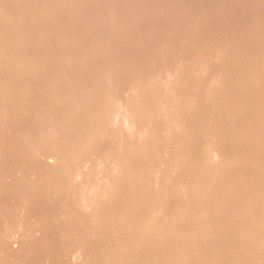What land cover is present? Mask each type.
Returning a JSON list of instances; mask_svg holds the SVG:
<instances>
[{
    "label": "rangeland",
    "instance_id": "rangeland-1",
    "mask_svg": "<svg viewBox=\"0 0 264 264\" xmlns=\"http://www.w3.org/2000/svg\"><path fill=\"white\" fill-rule=\"evenodd\" d=\"M65 1H67V3H69V4H67ZM80 1V2H79ZM82 1H83V3H82ZM136 1V2H135ZM166 1V2H165ZM188 1V0H187ZM186 0H0V33H1V35H0V47L2 46V48L0 49V76H2V77H0V86L2 87H5L6 86V88L7 89H5V88H3V89H5V90H3L2 88H0V89H2V90H0V111L2 112H0V264H3L5 261H6V263H4V264H7V261H8V263L9 264H24V263H26V264H68V260H69V262L70 263H72V264H78L79 262H78V259H79V261H80V264H94V262H95V264H101L102 262V264H104V263H106V264H135L134 262L136 261V263L138 264V261H140V259L143 257V256H145V258H146V260H149L148 262H147V264H151V262H153V261H156V260H153L154 258L155 259H158V258H156V256H157V250L159 251L160 249H162L161 251H167L166 249H168L169 247H170V244H171V247H170V249L171 248H173L172 246H174L175 247V244L177 245V243L178 242H176V240L174 241L173 239V241H172V243H170L171 242V238H169V242H168V240H167V236L162 240V243L164 242V245H165V249L164 248H160V247H162V246H164L163 244H159L161 241L159 240V238H160V234L158 233V234H156L158 231H156V229L157 230H159V232L161 231L160 229H159V227L161 226H159V219L158 218H160L161 217V215L162 216H164L165 218H162V219H160V220H164V219H168L167 221H168V227H169V225H171V228L175 225V228H177V230L179 229V228H182L183 230H184V228L186 229V230H189L190 229V227H191V223H190V221H188L187 222V219H186V222L189 224H191L190 225V227H189V229H188V225L186 226V222L185 221H182L181 219H178V217H177V215H178V213L181 211V208H182V211H183V207L185 208V206H187L188 204H190V202L188 201L189 200V198H188V192L187 191H185L184 193H183V188H185V190H187L188 188H187V186L189 187V185H190V182H189V180H190V178H191V174H192V176L194 175L195 176V171H196V169L198 170V168L199 169H201V170H203L204 168H205V170L203 171V172H205L203 175H205V177H204V179L202 178L201 180H203L202 182L204 183L205 182V180L207 181L208 179L206 178V177H208V178H210L211 176L210 175H212V173H214V172H216V169L218 170H220V166H218V164L216 163V161L215 160H213L214 159V157L217 155V158L216 159H218L217 160V162H219V165L220 164H222L223 162H224V160H226V159H224L223 160V158H227V155L229 156V153H230V157L229 158H231V155H232V157H234V161H236L235 163H236V165H238V166H234V167H230L229 166V170L230 171H232V169L234 170V171H232V172H237V173H234V176H233V174H232V172H230L231 173V175H229L230 173H227L226 174V177L227 178H225L224 179V177L225 176H221L222 177V179H224V180H227L228 178L232 181H236V180H238V178L236 177V176H238L239 177V180H240V177L242 178V177H244L245 176V178L247 177V178H249L251 181H252V183H253V181H254V183H255V181L257 182V184H247V183H251V181H249V179H248V182H247V178L245 179V181L243 182V180L244 179H242V180H240V182H237L236 181V183H239L241 186H243V188H235V191L236 192H240V190H241V192L242 193H246L244 196L246 197L245 198V200L248 198V196H249V191L250 190H252L253 189V187L252 186H256V188H258L259 189V191L262 193V195L264 194V191L262 192L261 191V188L263 187L264 188V186H260V185H264V167L262 168V166H260L262 169H263V171H260V174H259V172L257 173V172H255L257 169L256 168H258V166L257 165H254V163L256 164V159H258L257 161L259 162V163H261L260 165H262V161H264V155H262L263 153H262V151L264 150V140H262V139H264L262 136H263V133H264V123H263V128L262 127H259V126H261L262 124V119H263V117H264V106H261V107H259L260 106V103L262 104V103H264V88H261L262 89V91L263 92H261V94L259 93L260 91L259 90H261L260 88H259V85H260V87H263V84H264V8H262V7H264V0H239V1H241V2H239L238 0H189L188 2H187ZM212 1H214V3L212 2ZM224 1H226V2H224ZM229 1V2H228ZM71 2V3H70ZM92 4H91V3ZM143 2V3H142ZM147 2V3H146ZM149 2V3H148ZM153 4H152V3ZM165 2V3H164ZM193 2H194V4H193ZM216 2H218L217 3V5L219 6V7H217L216 6ZM219 2L223 5V6H220V4H219ZM228 2V3H227ZM232 2V3H231ZM243 2V3H242ZM40 3H42V4H40ZM75 3V4H74ZM76 3H78V4H76ZM130 3H132V4H130ZM171 3H173V4H171ZM185 3V4H184ZM207 3V4H206ZM235 3V4H234ZM43 4H45V5H43ZM81 4H82V6H81ZM89 4L91 5V6H89ZM96 4V5H95ZM103 4V5H102ZM160 4V5H159ZM167 4V5H166ZM197 4V5H196ZM224 4H226L225 6H224ZM240 4H241V6H240ZM43 5V6H42ZM74 5V6H73ZM145 5V6H144ZM161 5H163L162 7L163 8H160L161 7ZM172 5H173V7H172ZM213 5V8L211 7ZM214 5H215V7H214ZM228 5H229V7H228ZM37 6V7H36ZM68 6V7H67ZM94 6H95V8H94ZM101 6V7H100ZM154 7L153 9H152V7ZM166 6V7H165ZM169 6H171V8L169 7ZM183 6V7H182ZM193 6V7H192ZM208 6V7H207ZM43 7V8H42ZM45 7V8H44ZM77 7V9H75ZM100 7V8H99ZM142 7V8H141ZM148 7V8H147ZM150 7V8H149ZM209 7H210V9H209ZM228 7V10H231V12L229 11V12H227V9L226 8ZM247 7V8H246ZM52 8V9H51ZM54 8V9H53ZM61 8V9H60ZM63 8V9H62ZM89 8V9H88ZM98 8V9H97ZM212 8V9H211ZM226 9V11H225V9ZM230 8V9H229ZM233 8V9H232ZM260 8V9H259ZM48 9V10H47ZM74 9V10H73ZM115 11H114V10ZM157 9H158V11H157ZM168 9V10H167ZM170 9H172V10H170ZM207 9V10H206ZM218 11V9H220L218 12L216 11V10ZM256 9H258V10H256ZM262 9V10H261ZM51 10V11H50ZM60 12H58V11ZM93 10V11H92ZM120 10V11H119ZM131 10V11H130ZM133 10V11H132ZM151 10V11H150ZM212 10V11H211ZM225 12H224V11ZM251 10V11H250ZM254 10H255V12L256 13H254ZM259 10L261 11V12H263V13H261V12H259ZM44 11V12H43ZM49 11V12H48ZM72 11V12H71ZM74 11V12H73ZM89 11H91V12H89ZM141 11V12H140ZM145 13H144V12ZM168 11V12H167ZM170 11V12H169ZM234 11V12H233ZM244 11V12H243ZM246 11V12H245ZM259 13H258V12ZM55 12H57L56 14H55ZM75 12H76V15H75ZM110 12V13H109ZM114 12V13H113ZM116 12V13H115ZM120 14H119V13ZM125 12V13H124ZM133 12V14H131ZM172 12V13H171ZM175 12V13H174ZM186 12V13H185ZM199 12V13H198ZM251 12V13H250ZM22 13V14H21ZM38 13H40L41 15H43V16H45V15H47V14H51V15H47V16H53V17H51L52 18V20L51 19H48V18H44L43 16V18H44V20L45 19H48L49 21L47 22V20H45L46 22V25L44 24V22H42L41 23V21H40V14H38ZM91 13V14H90ZM95 15H94V14ZM118 13V14H117ZM129 13V14H128ZM159 13H160V16H161V18H162V23H161V21H160V16H158L159 15ZM171 13V14H170ZM189 13V14H188ZM202 13V14H201ZM214 13H215V15H214ZM216 13H218V14H216ZM221 13H223V14H221ZM226 13V14H225ZM230 13V14H229ZM231 13H232V15H231ZM234 13V14H233ZM238 13V14H237ZM253 13V14H252ZM2 14L4 15V16H2ZM25 14V15H24ZM55 14V15H54ZM70 14V15H69ZM71 14H73L72 16H71ZM80 16H79V15ZM126 14H127V16L128 15H130V16H128V18L126 19ZM148 15V17L150 18V19H154V20H150L148 17H147V15ZM150 14V15H149ZM152 14V15H151ZM156 14H158V15H156ZM166 14V15H165ZM198 14V15H197ZM259 15V17L257 16V15ZM20 15V16H19ZM27 15V16H26ZM29 15H30V17H29ZM62 16V17H60V16ZM68 15V16H67ZM89 15V16H88ZM116 15V16H115ZM125 16V19L123 18V16ZM143 16V17H141L140 18V16ZM154 15H155V17H154ZM163 15H165V17L163 16ZM173 17H172V16ZM221 16L222 15V17H224V18H219L218 17V19L220 20H222L221 22H222V24H221V22L218 20V19H216L217 17H215V16ZM225 15V16H224ZM229 15V16H228ZM243 15V16H242ZM248 15V16H247ZM263 16V17H261V16ZM7 16V17H6ZM21 16H23L24 17V19L21 17ZM54 16H56V17H54ZM66 16V17H65ZM74 16V17H73ZM98 16V17H97ZM120 16H122V17H120ZM136 16H137V18H136ZM168 16V17H167ZM170 16H171V18H170ZM183 16V17H182ZM214 18H212V17ZM230 16H232V17H230ZM235 16V17H234ZM253 16V17H252ZM21 17V18H20ZM39 17V18H38ZM81 17V18H80ZM112 17V18H111ZM123 18V20H121L120 18ZM131 19H130V18ZM133 17H135V18H133ZM145 17V19H146V17H147V19L149 20H143V18ZM153 17V18H152ZM160 19H159V18ZM164 17V18H163ZM201 17V18H200ZM230 18V19H232V20H230V19H228L229 20V22L228 23H225L226 22V19L227 18ZM236 17H237V19H236ZM241 17V18H240ZM256 17V18H255ZM261 17V18H260ZM66 18V19H65ZM72 18V19H71ZM77 18L79 19V25L80 26H82V27H79V25L78 24H76V22L78 21L77 20ZM93 18V19H92ZM100 20H99V19ZM116 18H118V19H116ZM135 19V22H134V20L133 19ZM156 18V19H155ZM209 18V19H208ZM226 18V19H225ZM234 18V19H233ZM253 18V19H252ZM258 18V19H257ZM13 19H14V21H16V22H14L13 21ZM38 21H37V20ZM68 19V20H67ZM75 19V20H74ZM82 19H84V20H82ZM97 19H98V21H97ZM139 19V20H138ZM140 19H142L143 20V22H142V20H140ZM173 19V20H172ZM252 19V20H251ZM256 19V20H255ZM263 21V23H262V21ZM36 20V21H35ZM43 20V21H44ZM61 20V21H60ZM63 20V21H62ZM65 20H67V21H65ZM70 20V21H69ZM72 20V21H71ZM86 20H88V21H86ZM155 20L158 22V21H160V24H159V22H158V24L157 23H154L155 22ZM165 20V21H164ZM177 20V21H176ZM218 20V21H217ZM224 20H225V22H224ZM234 20V21H233ZM258 20V21H257ZM11 22V24H10V22ZM65 21V22H64ZM81 21H83V23L81 22ZM86 21V22H85ZM93 21V22H92ZM115 21H121V23H119V22H117V24H116V22ZM132 21V22H131ZM139 21H140V23H142L143 25H142V27H141V24L139 23ZM145 21H146V23L147 24H145ZM173 23H172V22ZM253 21H254V23H253ZM9 22V23H8ZM36 22H38V24H35ZM41 24H40V23ZM58 22V23H57ZM69 22V23H68ZM71 22V23H70ZM96 22V23H95ZM99 24H98V23ZM171 23V26L170 25H168V24H170ZM175 22V23H174ZM236 22H238V24L236 23ZM258 22H260V23H262V24H260V23H258ZM8 23V25H6ZM13 23H15V25L13 24ZM18 23V24H17ZM60 23V24H59ZM64 23H66V24H64ZM85 23H87V25H85L84 26V24ZM90 23V24H89ZM130 25V26H128V24ZM131 23H135V24H131ZM137 23H138V26H137ZM152 23V24H151ZM178 23V24H177ZM219 23V24H218ZM225 23V24H224ZM230 23H233L232 24V26H231V24ZM94 24H96V25H94ZM104 24V25H103ZM120 24H124L123 26L122 25H120ZM140 24V25H139ZM151 24V25H150ZM224 24V25H223ZM230 24V25H229ZM234 24H236V26L234 25ZM243 24V25H242ZM254 24H256V25H254ZM32 25V26H31ZM35 25L36 26H38L37 28L35 27ZM61 25V26H60ZM66 25V27L64 28V26ZM78 25V26H77ZM89 25V26H88ZM94 25V26H93ZM103 25V26H102ZM133 25V26H132ZM149 25V26H148ZM158 25H159V28H158ZM162 25H163V28H162ZM177 25V26H176ZM216 25V26H215ZM217 25H219V26H217ZM228 26L227 27V29L226 28H224V26ZM259 25H262V28H261V26H259ZM8 26V27H7ZM48 26H49V28H48ZM73 26V27H72ZM79 27L78 29L76 28V27ZM123 27V30H126V31H123L122 30V27ZM125 26V27H124ZM127 26H128V28H127ZM132 26V27H131ZM136 26V27H135ZM139 26L141 27V28H139ZM144 26V27H143ZM154 26H156L157 28H153ZM165 26V27H164ZM166 26H169L170 27V29H169V27H166ZM173 26H175V28H173ZM230 26V27H229ZM21 27V28H20ZM83 27H84V29H83ZM86 27V28H85ZM92 27V28H91ZM96 27V28H95ZM116 29H115V28ZM118 27V28H117ZM131 27V28H130ZM147 27V28H146ZM148 27H151V28H148ZM160 27H161V29H160ZM233 27V28H232ZM259 27V28H258ZM6 28H7V30H6ZM13 28V29H12ZM42 28H44L43 30L45 31V32H43L41 29ZM64 28V29H63ZM66 28H68V30H69V32L67 31V29ZM74 28V29H73ZM120 28V29H119ZM133 28V29H132ZM166 28V29H165ZM173 28V30H171ZM185 28V29H184ZM222 30H221V29ZM229 28H230V30H229ZM252 28V29H251ZM255 28V29H254ZM259 29V30H257V29ZM6 31H5V30ZM16 29V30H15ZM18 29H21V30H18ZM26 29H27V31H26ZM38 29V30H37ZM57 29V30H56ZM66 29V30H65ZM77 29V30H76ZM87 29H88V31H87ZM91 29V30H90ZM93 29V30H92ZM97 29V30H96ZM99 29V30H98ZM135 29H136V31H135ZM142 29V30H141ZM154 29H155V31H154ZM168 29V30H167ZM175 29H177V30H175ZM234 29V30H233ZM251 29V30H250ZM23 30V31H22ZM36 30V31H35ZM42 31L44 34H45V36H44V40H49L48 41V43L47 44H45V41H42V42H44V45L42 44V45H40L41 43L39 42H37V41H32L31 40V42L30 41H28V42H23V44H21V43H19V41H17V40H19L20 39V37L22 38V37H25V38H30V37H34V38H36L37 36H38V33H39V31ZM64 30L66 31V33H63L64 32ZM76 30V32H77V34H76V32H74ZM84 30V31H83ZM103 30V31H102ZM133 30V31H132ZM139 30H141V31H143V30H147V31H143L142 33H144V34H142L141 32H139ZM151 32H149V31ZM151 30H153V31H151ZM163 30L166 32V33H164L163 32ZM178 30H179V32H178ZM182 30H184V32L182 31ZM190 30V31H189ZM227 30V31H226ZM229 30V31H228ZM232 30H233V33H232ZM235 30H237V31H235ZM7 31H8V34H9V32H10V34H9V36H8V34H7ZM81 31V32H80ZM89 31H91L90 32V34H92V35H90L89 34ZM101 31V32H100ZM121 31V32H120ZM123 31V32H122ZM132 31V32H131ZM159 31H161V32H159ZM172 31V32H171ZM181 31V32H180ZM188 31H189V33H188ZM223 31V32H222ZM253 31V32H252ZM261 31V32H260ZM2 32H4V33H2ZM6 32V33H5ZM19 34H18V33ZM27 32V33H26ZM79 32H80V34H79ZM97 33V35H95V33ZM125 32H127V33H125ZM137 32V33H136ZM148 32V33H147ZM158 32V33H157ZM163 32V33H162ZM230 32V33H229ZM235 32V33H234ZM249 32V33H248ZM11 33H12V35H11ZM13 33H15V34H13ZM23 33H24V35H23ZM25 33H26V35H25ZM30 33H31V36H30ZM69 33V34H68ZM87 33V34H86ZM116 33H117V36H118V38L120 37L121 38V43L119 42V40H118V38H116L117 36H116ZM120 33H123V35L122 34H120ZM141 33V34H140ZM150 33V34H149ZM160 33H161V35H160ZM169 33V34H168ZM178 33V35H176ZM181 33V34H180ZM226 33H228V35L226 34ZM238 33V34H237ZM248 33V34H247ZM261 33V34H260ZM7 34V35H6ZM54 34V35H53ZM64 34V35H63ZM65 34H66V36H65ZM81 34L82 35H84V36H81ZM99 34V35H98ZM120 34V35H119ZM134 34H138L137 36H134ZM140 34V35H139ZM145 34H146V36H145ZM162 34H164V35H162ZM170 34H172V35H170ZM174 34V35H173ZM183 34H184V36H186L185 38H183L184 36H183ZM187 34H189L188 36H187ZM230 34V35H229ZM232 34V35H231ZM4 35H5V38H4ZM17 35H18V37L19 38H17ZM22 35V36H21ZM46 35H47V37H48V39H47V37H46ZM76 35H78V38H77V36ZM80 35V36H79ZM86 35V36H85ZM90 37H89V36ZM110 35V36H109ZM125 35H128V36H125ZM132 35V36H131ZM143 37H142V36ZM161 36V37H158V36ZM166 35H167V37H166ZM169 35V36H168ZM175 35H176V37H175ZM225 35V36H224ZM3 36V37H2ZM15 36V37H14ZM28 36V37H27ZM30 36V37H29ZM51 36V37H50ZM69 36V37H68ZM73 36V37H72ZM97 36V37H96ZM106 36V37H105ZM123 36H125L124 38H123ZM140 36V37H139ZM144 36H145V38H147V39H145L144 38ZM151 36V37H150ZM178 36V37H177ZM229 36H231V37H229ZM242 36V37H241ZM250 36V37H249ZM46 37V38H45ZM65 37V38H64ZM92 37V38H91ZM132 37V38H131ZM136 37H137V39H136ZM142 37V39L143 40H141L140 38ZM150 37V38H149ZM165 37V38H164ZM172 37H173V39H172ZM189 37V38H188ZM233 37V39H231ZM234 37H235V39H234ZM237 37H238V40H237ZM4 40H3V39ZM15 38H16V40H15ZM70 38H72V40L70 39ZM77 38V39H76ZM85 40H84V39ZM95 38V39H94ZM99 40V42H97L98 40ZM105 38V39H104ZM114 38H116V39H114ZM127 38V39H126ZM139 38V39H138ZM154 39V40H152V39ZM162 39V41H161V39ZM170 38V39H169ZM182 38V39H181ZM188 38V39H187ZM216 38V39H215ZM67 39V40H66ZM68 39L70 40V42H67L68 41ZM83 39V40H82ZM88 41H87V40ZM136 41H135V40ZM165 39V40H164ZM175 39V40H174ZM181 39V40H180ZM219 39V40H218ZM233 40V41H230V40ZM14 40V41H13ZM64 42H63V41ZM65 40H66V42H65ZM75 40H77V42L75 41ZM80 40H82V41H80V42H82V43H80L79 41ZM91 40H93V42H90ZM102 42H101V41ZM128 40V41H127ZM142 41V44H141V41ZM145 40V41H144ZM177 40H179V41H177ZM188 41V43H187V41ZM197 40V41H196ZM236 40H237V42H236ZM251 40H252V42H251ZM9 41V42H8ZM18 43H17V42ZM53 41V42H52ZM86 41V43H88V44H84V42ZM124 41V43H122ZM127 41V42H126ZM130 41V42H129ZM138 41V42H137ZM149 41V42H148ZM173 41H176V42H174V43H172ZM183 41V42H182ZM185 41V42H184ZM193 41V42H192ZM239 41H241L239 44H238V42ZM14 42H16V43H14ZM47 42V41H46ZM55 42V44H53ZM104 42H107V43H104ZM134 42V43H133ZM136 42H137V44H136ZM145 42V43H144ZM170 42V43H169ZM180 42H182V44L180 43ZM189 42L191 43V44H189ZM200 42V43H199ZM232 42V43H231ZM3 43V44H2ZM5 43V44H4ZM11 43H13V44H11ZM30 43V44H29ZM57 43V44H56ZM73 43V44H72ZM75 43H77V44H75ZM94 43V44H93ZM98 44V46H97V44ZM104 43V44H103ZM127 43V44H126ZM150 43V46H151V48L153 49H151L150 48V46L149 45H147V44H149ZM163 43H165V44H163ZM167 43V44H166ZM184 43H185V45H186V47H185V45H184ZM227 44V46H229V48L226 46V44ZM230 43V44H229ZM236 43V44H235ZM248 43V44H247ZM59 44L61 45V46H59ZM62 44H64L65 45V47H64V45L62 46ZM67 44H69V45H67ZM72 44V45H71ZM84 44V45H83ZM89 44H92V45H89ZM96 44V45H95ZM139 44V46H137ZM140 44H141V46L142 45H144V46H146V47H141L140 46ZM159 44V45H158ZM180 44V45H179ZM187 44H189V47H188V45ZM223 44V45H222ZM246 44H247V47H246ZM7 46V47H4V46ZM13 45V46H12ZM17 45V46H16ZM19 45V46H18ZM33 45H35V46H33ZM71 45V46H70ZM78 45H81L80 47L78 46ZM99 45H101V46H99ZM105 45V46H104ZM119 45H121V46H119ZM124 45V46H123ZM129 45V46H128ZM164 45V46H163ZM173 45H174V48H173ZM176 45H177V47H176ZM181 45H182V47H181ZM191 45H192V47H191ZM236 45H238V46H236ZM21 46V47H20ZM27 46H29V47H27ZM44 46V47H43ZM73 46V47H72ZM75 46H77V47H75ZM95 46V47H94ZM102 46L103 47H105V48H103V50H100V49H102ZM126 46V47H125ZM161 46V47H160ZM195 46V47H194ZM200 46H201V48H200ZM219 46V47H218ZM225 46V47H224ZM245 46V47H244ZM254 46V47H253ZM4 47V48H3ZM11 47V48H10ZM15 49H14V48ZM53 47V48H52ZM64 47V48H63ZM98 47H100V48H98ZM123 48V50L125 51H123L122 50V48ZM129 47V48H128ZM134 47V48H133ZM176 47V48H175ZM193 47H194V49H193ZM224 47V48H223ZM227 47V48H226ZM238 47V48H237ZM249 47V48H248ZM8 48V49H7ZM19 48V49H18ZM21 48V49H20ZM29 48V49H28ZM70 48V49H69ZM111 48V49H110ZM155 48H156V50H155ZM181 48V49H180ZM188 50H191V51H188ZM218 48V49H217ZM231 48V50H229ZM243 50H242V49ZM244 48H245V50H244ZM4 49H6L5 50V52L3 53V52H1V51H4ZM12 49V51H10ZM19 50V51H17V50ZM46 49V50H45ZM60 49V50H59ZM98 49V51H95V50H97ZM108 51H107V50ZM115 49H117V52H115L114 50ZM133 49H137V50H133ZM138 49H139V51H138ZM144 49V51H145V49H146V52L144 53L143 51H141V50H143ZM150 49V51H148V50ZM180 49V50H179ZM185 49V50H184ZM50 50V51H49ZM62 50V51H61ZM91 50V51H90ZM106 50V51H105ZM121 50V51H120ZM163 50V51H162ZM166 50V51H165ZM170 50V51H169ZM177 50H179V51H181V52H179V51H177ZM195 50H198V51H195ZM204 50V51H203ZM216 50V51H215ZM225 50V51H224ZM226 50H228V51H230V52H228V51H226ZM6 51H8V52H12L11 54L9 53H7ZM15 51H17V52H15ZM22 51V52H21ZM26 51V52H25ZM64 51V52H63ZM71 51V52H70ZM73 51V52H72ZM88 51L89 52H91L90 54L88 53ZM93 51V52H92ZM95 51V52H94ZM123 51V52H122ZM139 53H138V52ZM169 51V52H168ZM185 51H188L187 53H185L184 52V56L181 58V57H179L178 55H181V53H182V55H183V52ZM200 51H202L203 52V54H204V57H203V55H202V53L200 52ZM232 51V52H231ZM14 52V53H13ZM25 52V53H24ZM45 52V53H44ZM70 52V53H69ZM85 52V53H84ZM98 54H97V53ZM103 54H102V53ZM104 52H106V53H104ZM111 52V53H110ZM131 52H133V53H131ZM135 52V53H134ZM137 52V53H136ZM141 52V53H140ZM149 52V53H148ZM150 52H153V54H150ZM158 53V54H156V55H154L155 53ZM175 52V53H174ZM194 52L196 53V54H194ZM197 52H199V54H197ZM205 52V53H204ZM208 52V53H207ZM227 52V53H226ZM248 52V53H247ZM255 52V53H254ZM19 53V54H18ZM20 53L22 54L23 53V56L22 55H20ZM45 55H44V54ZM54 53V54H53ZM65 53H66V55H65ZM68 53V54H67ZM113 53V54H112ZM120 53V54H119ZM122 53V54H121ZM125 53V54H124ZM168 53V54H167ZM195 55H193V54ZM225 53V54H224ZM229 53H231V55L229 54ZM2 54V55H1ZM4 54H8V56L7 55H4ZM17 54L18 55H20L22 58H24V61H26L25 63H27V62H30V61H43L44 63H43V66H41L42 65V63L41 64H39L38 63V67L35 69L36 71H37V69L40 67V69H41V67H42V71H43V74H40L41 72H40V70H38V73L36 72H34L32 69H30L31 71H32V73H31V71H30V73L31 74H33V73H35L36 75H37V79L38 78H40V79H36V78H34L33 76H36V75H31V74H29L30 76H19V77H17V76H15L14 74H15V66H14V63L12 64V61L10 60L12 57H13V62H14V57H15V59H16V56H17ZM31 54V55H30ZM55 54H56V56H55ZM63 56H65V57H63V58H66V59H64L63 61H61L63 58H62V55ZM70 54V55H69ZM83 54V55H82ZM89 54V55H88ZM92 54H93V56H92ZM99 54H100V57H99ZM134 54L135 55H137V57L136 56H134ZM144 54V55H143ZM186 54V55H185ZM188 54V55H187ZM189 54H190V56H189ZM191 54H192V57H191ZM201 54V55H200ZM207 54H209V55H207ZM227 54H229V55H227ZM13 55H15V56H13ZM26 55V56H25ZM50 55V56H49ZM95 55V56H94ZM122 55V56H121ZM145 56V57H143V58H147L148 56H150L149 58H150V60L152 59V61H155L157 58H158V61H157V63L156 62H153V63H151L150 62V60L149 61H144V59L142 58V57H140V56ZM148 55V56H147ZM154 55V56H153ZM170 55V56H169ZM175 57H174V56ZM1 56H3V57H6V59L5 58H3V57H1ZM10 56V58H8ZM20 56L18 57L17 56V58L18 59H20ZM53 56H55V57H53ZM67 56V57H66ZM69 56H71V57H69ZM92 56V57H91ZM110 57V60H109V57ZM116 56V58H114ZM123 56H125V57H123ZM134 56V57H133ZM139 56V57H138ZM152 56V57H151ZM156 56V57H155ZM176 56H177V58H176ZM187 56V57H186ZM188 56H189V59H188ZM206 56H208V58H206ZM213 56L215 57V59L213 58ZM241 56H242V58H241ZM249 56H250V58H249ZM255 56V57H254ZM70 59H69V58ZM88 57V58H87ZM99 58V59H101V58H104L103 60V62H102V59L101 60H99V59H96V58ZM127 57V58H126ZM133 57V58H132ZM161 57V58H160ZM186 57V58H185ZM191 57V58H190ZM197 57H199V58H197ZM200 57H201V61L199 60L200 59ZM213 59H211V58ZM8 58V59H7ZM79 58V59H78ZM84 58V59H83ZM87 58V59H86ZM118 58H120V61H119V59ZM124 58V59H123ZM140 58V59H139ZM142 58V59H141ZM155 60H154V59ZM180 58V59H179ZM194 58H197V59H195V60H193ZM254 58H256L257 60H255ZM53 59V60H52ZM56 59V60H55ZM60 59V60H59ZM96 59V60H95ZM116 59V60H115ZM126 59V60H125ZM129 59L131 60L132 59V61H129ZM134 59H136L135 61H134ZM178 59V60H177ZM182 59H184V60H182ZM252 59V60H251ZM262 59H263V61H262ZM30 60V61H29ZM50 60V61H49ZM73 60V61H72ZM147 60H148V58H147ZM164 60V61H163ZM188 60H191V61H187ZM205 62H204V61ZM231 60V61H230ZM6 61V65H4L5 62ZM52 61V62H51ZM54 61V62H53ZM58 61V62H57ZM65 61H67V62H65ZM69 61H71V62H69ZM97 61H99V62H101V63H99V62H97ZM107 61V62H106ZM109 61H111V62H109ZM115 61H117V62H115ZM125 61V62H124ZM139 61H143L142 62V64H141V62H139ZM181 61V62H180ZM195 61V62H194ZM199 61V62H198ZM202 61L205 63H202ZM215 61H218V63H220L219 65H218V63L216 62L215 63ZM228 61H230V62H228ZM252 61V62H251ZM7 62H9V63H7ZM48 62V63H47ZM51 62V63H50ZM122 62H124V63H122ZM196 62H198L197 64H196ZM233 62V63H232ZM242 62V63H241ZM56 63H57V65H56ZM59 63V64H58ZM63 63H64V65H63ZM70 63H73L74 65H75V69H76V71H73V69H74V66L71 64L70 65ZM91 63V64H90ZM99 63V64H98ZM107 63V64H106ZM110 63V64H109ZM119 63V64H118ZM126 63H128V64H126ZM132 63V64H131ZM136 63H138V64H136ZM145 63H147V64H145ZM175 63V64H174ZM184 64V66L182 65V64ZM190 63H192V64H190ZM199 63H202V64H200V66L198 67V65H199ZM213 63H215L214 65H216V66H214L213 65ZM235 63L236 64H238L237 66H235ZM242 65H241V64ZM244 63V64H243ZM253 63V64H252ZM254 63H256V64H254ZM2 64V65H1ZM63 66H62V65ZM109 64V65H108ZM113 64V65H112ZM120 64H121V66H120ZM129 64H131L130 66H128ZM149 64V65H148ZM151 64H153V65H156V66H153V65H151ZM159 66H158V65ZM186 64H188V66L186 65ZM190 64V65H189ZM14 66V68H13V66ZM56 65V66H55ZM61 67H60V66ZM67 65H70L69 67L67 66ZM76 65H77V67H76ZM112 65V66H111ZM141 65V66H140ZM192 65H193V67H195L194 69H196L195 71H194V69H193V67H192ZM232 65H234V68H235V70L233 69V66ZM241 65V66H240ZM255 65V66H254ZM257 65H259V66H257ZM65 66V67H64ZM84 66H85V68H84ZM107 66H108V68H107ZM114 66H116L115 67V69H113L114 68ZM126 66V67H125ZM137 66V68H138V70H137V68H134V67H136ZM139 66H140V68H142V71L140 72L139 71ZM143 66V67H142ZM147 67V70H146V68L145 67ZM148 66H150V68H152L153 67V69H150V68H148ZM161 66V67H160ZM169 66V67H168ZM176 66H178V68L176 67ZM205 66L208 68V67H210V68H208L207 70H206V68H205ZM257 66V67H256ZM261 66V67H260ZM263 66V67H262ZM4 67V68H3ZM66 67H68V68H66ZM72 67V68H71ZM78 67H81V69L80 68H78ZM83 67V68H82ZM118 67H120L119 69H118ZM127 67H129L128 69H131L132 67L134 68L133 69V71H135L134 73H137V74H133V72H132V70H128L127 69ZM160 68V70H159V68ZM176 69H175V68ZM182 67V68H181ZM203 68V70H202V68ZM258 67H260V68H258ZM46 70H45V69ZM52 68V69H51ZM58 68V69H57ZM61 68V69H60ZM87 68V69H86ZM95 68V69H94ZM112 68V69H111ZM123 68H124V70H123ZM156 68V69H155ZM165 70H164V69ZM180 68V69H179ZM189 68V69H188ZM9 69V70H8ZM58 71H57V70ZM63 69V70H62ZM65 69V70H64ZM77 69H79V70H77ZM82 69H84L83 70V72L81 71ZM103 69V70H102ZM108 69H109V71H108ZM144 69V70H143ZM158 72V74L156 73V71ZM217 69H218V71H217ZM223 69V70H222ZM247 69V70H246ZM260 69V70H259ZM4 70V71H3ZM8 70V71H7ZM10 70H11V72H10ZM14 70V71H13ZM53 70V71H52ZM63 72H62V71ZM86 70V71H85ZM116 70V72L118 73H120L122 70L124 71H122L121 73H120V75L121 76H123V77H121V76H119V74H117V73H115L114 71ZM136 70H137V72H136ZM191 70V71H190ZM209 70V71H208ZM210 70H211V72H210ZM215 70L218 72H215ZM241 70V71H240ZM243 70V71H242ZM55 71H56V73H55ZM62 73H61V72ZM65 71V72H64ZM139 71V72H138ZM144 71L146 72V73H144ZM166 71V72H165ZM177 71H178V73H177ZM181 71V72H180ZM189 71H190V73H189ZM205 71H206V73H205ZM216 73V75H215V73ZM221 71H223V72H221ZM238 71V72H237ZM245 71V72H244ZM261 71V72H260ZM6 73V74H4V73ZM46 72V73H45ZM50 72H52V73H50ZM58 72V73H57ZM70 72V73H69ZM74 72V73H73ZM75 72L76 73H79V72H81L82 73V75H81V73H79L78 75L77 74H75ZM108 72H109V74H111V76L108 74ZM113 72V73H112ZM130 73V74H126V73ZM132 72V73H131ZM147 72H148V74H150V76H152L151 78H150V76H148V74H147ZM150 72V73H149ZM152 72V73H151ZM162 72H164V73H162ZM186 72V73H185ZM191 72H193V73H191ZM196 72H198V73H196ZM207 72H209V73H207ZM220 72V73H219ZM234 72H236V73H234ZM248 72V73H247ZM259 72V73H258ZM66 73H68L67 75H68V79L66 78ZM124 73L126 74L125 76H124ZM142 73H144V75L146 74V78L148 79H146L145 77H144V75L142 74ZM181 73H182V75H181ZM195 73V74H194ZM205 73V74H204ZM242 73V74H241ZM249 73H251V75L250 76H248V74ZM3 74H4V76H3ZM13 74V75H12ZM38 74H40V76L38 75ZM49 74V75H48ZM55 74V75H54ZM56 74H57V77H56ZM60 74V75H59ZM100 74V75H99ZM117 74V75H116ZM142 74L143 76L141 77L140 75ZM152 74V75H151ZM179 74V75H178ZM194 74V75H193ZM207 74V75H206ZM209 74V75H208ZM219 74H221L222 76H220ZM231 74H233L232 76H230ZM237 74V75H236ZM244 74V76H242ZM5 75H7L8 76V80L10 81V84H8L9 83V81L7 80V76L5 77ZM52 75V76H51ZM54 75V76H53ZM63 77H62V76ZM114 75H116V76H118V77H114L113 78V76ZM128 75V77H126ZM138 75V76H137ZM158 75V76H157ZM162 75V76H161ZM164 75V76H163ZM188 75V76H187ZM202 75V76H201ZM205 75V76H204ZM210 75H212V76H210ZM220 76L219 78L218 77H216V79H214L215 78V76ZM223 75L225 76L224 77V79L226 80V81H228V82H226V81H224L223 80ZM229 75V76H228ZM239 75H241V77L239 76ZM43 76V77H42ZM58 76H59V78H58ZM71 76H73V78L71 77ZM105 76H107V77H105ZM110 76V77H109ZM149 78H148V77ZM157 76V77H156ZM160 76V77H159ZM166 76V77H165ZM182 76V77H181ZM187 76V77H186ZM196 76V78L199 80V81H197V79L196 78H194ZM207 76L209 77V79L208 80H206L207 79ZM14 77H16V78H14ZM24 77V79H21V78H23ZM28 77V78H27ZM32 77L34 78V80L32 81ZM58 78V79H56V78ZM62 77V78H61ZM78 77H80L79 79H78ZM91 77V78H90ZM132 79H131V78ZM140 78V79H143V78H145V79H143V80H141V82L140 83H138V81H140V80H138V79H133V78ZM188 77H192V78H188ZM205 77V78H204ZM230 80V86L232 87V89H231V92H230V86L229 85H226L227 83H229V80H227V78ZM230 77V78H229ZM242 77H243V79H242ZM245 77V78H244ZM247 77H251V78H247ZM261 77V78H260ZM27 80H26V79ZM64 78H66V79H64ZM74 78H76V79H74ZM120 79L119 81H118V79ZM124 78V79H123ZM128 78V79H127ZM154 78H156V81H158V80H160V81H158V82H156L155 81V79ZM161 78V79H160ZM186 78H188V79H186ZM234 78H236L235 80H236V82L234 81ZM2 79V80H1ZM12 81H11V80ZM19 79V81L17 82V80ZM54 79V80H53ZM73 79V80H72ZM111 79V80H110ZM131 79V80H130ZM153 81H152V80ZM158 79V80H157ZM179 79V80H178ZM212 79H214L215 81L213 82L212 81ZM221 79V80H220ZM242 81V82H244V83H242V82H240V80ZM252 79V80H251ZM254 79H255V82H254ZM7 80V81H6ZM36 80L38 81V82H36ZM58 80H62V81H59L58 82ZM70 80H72V81H70ZM85 80V81H84ZM122 80H123V84H122ZM128 80V81H127ZM135 80H138V81H135ZM152 82H151V81ZM191 80V81H190ZM206 80V81H205ZM209 80H210V82L211 83H207V82H209ZM250 80H251V82H250ZM53 81V82H52ZM64 81H66V82H64ZM76 81V82H75ZM97 83H96V82ZM116 81L117 82H121L120 83V85H121V87L119 86V83H116ZM127 81V82H126ZM130 81V82H129ZM147 81H149L148 83H147ZM155 81V82H154ZM169 81V82H168ZM181 83H180V82ZM204 81V82H203ZM223 82L222 83V86L223 87H220V89H219V87L218 86H221V84H218V83H216V82ZM234 81V82H233ZM239 81V82H238ZM248 81V82H247ZM261 81V82H260ZM2 82V83H1ZM22 82L23 83H26V85H25V88H24V84H22ZM43 82V83H42ZM44 82H46L45 84H44ZM68 82H70V83H68ZM72 82V83H71ZM74 82V83H73ZM81 82V83H80ZM92 82V83H91ZM115 82V83H114ZM129 82V84L127 85V83ZM136 82L138 83V85H137V87L138 88H136L135 86H136ZM144 82V83H143ZM160 82V84H158ZM192 84H191V83ZM198 82H200V83H198ZM204 84H203V83ZM220 82V83H221ZM226 82V87H228V88H226L225 86H224V83ZM249 82H250V84H249ZM259 84H257V83ZM33 83V84H32ZM48 83V84H47ZM59 83H60V85H59ZM62 83H64L65 84V86H64V84H62ZM67 83V84H66ZM93 83H95V84H93ZM124 83H125V86H124ZM132 83H133V85H135L134 86V89L136 90H133V85H132ZM135 83V84H134ZM151 83V86L149 85ZM164 83V84H163ZM167 83V84H166ZM188 83V84H187ZM202 83V84H201ZM206 83L207 84H209L210 86L207 88V85H206ZM213 83H216V84H213ZM236 83V84H235ZM251 83H253V85L251 84ZM255 83H256V85H255ZM263 83V84H262ZM43 84V85H42ZM72 84V85H71ZM114 84H116V86L117 87H115V85ZM146 84V85H145ZM152 84L154 85L153 87L155 88V90H157V91H153L152 89H153V87H152ZM156 84V85H155ZM189 84H191V85H189ZM199 86L198 84H201V85H204V86H201L202 87V89H201V87H197V90H196V86ZM217 84H218V86H217ZM234 84L235 85H237L236 87L234 86ZM242 84V86H240ZM243 84H245V86L243 85ZM29 85H31V86H29ZM34 85V86H33ZM62 85V86H61ZM66 85H69V86H66ZM127 85V86H126ZM145 85V86H144ZM147 85H148V87H147ZM158 85V86H157ZM167 85V86H166ZM185 85V86H184ZM193 85H194V87H193ZM214 86V87H212V86ZM258 85V86H257ZM15 86V87H14ZM40 86H42V87H40ZM75 87L74 89H71L72 87ZM90 86V87H89ZM160 86V87H159ZM169 86V87H168ZM181 86V87H180ZM187 86V87H186ZM191 86V88H189V87ZM240 86V87H239ZM254 87V88H257V90L259 91H257L259 94L257 95V93H254V90L255 89H252L251 87ZM256 86V87H255ZM29 87V88H28ZM37 87H38V90H37ZM45 87H47V88H45ZM58 87V88H57ZM77 87H79V89L77 88ZM93 87V88H92ZM98 87V88H97ZM99 87H100V89H99ZM114 87V88H113ZM125 89H124V88ZM127 87V88H126ZM146 87V88H145ZM157 87V88H156ZM162 87H163V89H162ZM168 87V88H167ZM184 87H186L185 89H183ZM206 87V89H208V94H206V90L204 91L203 89ZM211 87L213 88L212 90H211ZM217 89H216V88ZM230 87V88H229ZM245 87V88H244ZM21 88V89H20ZM23 88V89H22ZM44 88H45V90H44ZM70 88V89H69ZM123 88V89H122ZM128 88H129V90H128ZM132 88V89H131ZM140 88V92H143V94H144V92H145V90L148 92V93H146V94H144V96L145 95H147V94H150L151 96L149 97L148 95H147V97H148V99H147V97H144L141 93H139V94H141V96L138 94V93H136L137 91L139 92V89ZM141 88H144V89H142L141 90ZM160 88V89H159ZM165 88H166V90L169 92H167V91H165ZM179 88V89H178ZM187 88H189L188 89V91L189 92H187ZM192 88H194V90H192V91H194V92H192V91H190ZM199 88V89H198ZM209 88H210V90H209ZM234 88V89H233ZM235 88H236V90H235ZM239 88H241V90H239ZM243 88V89H242ZM247 88V89H246ZM9 89V90H8ZM16 89V90H15ZM66 89V90H65ZM69 91H68V90ZM82 89V90H81ZM85 89V90H84ZM90 89V90H89ZM97 89V90H96ZM114 89H115V91H114ZM118 89V90H117ZM128 91H127V90ZM182 89V90H181ZM201 89V93L199 92V93H197L198 92V90H200ZM221 89H222V91H221ZM224 89H226V90H224ZM7 90V91H6ZM11 90V91H10ZM27 90V92H25ZM56 90V91H55ZM65 90V91H64ZM73 90V91H72ZM101 90V91H100ZM120 90H121V93L122 94H124L126 91L128 92H126L125 94V96H123V95H120L121 93H120ZM122 90H124V91H122ZM131 90H133V91H131ZM149 90H150V92H149ZM181 90V91H180ZM202 90L204 91V93L202 92ZM219 90V91H218ZM232 90H234V91H237V92H235V94L237 95V96H239V97H237V96H235V97H233V99L234 100H236V101H239V99L241 100V101H239L238 103H236V101L234 102V100L231 98L232 97V95L234 94L233 92L234 91H232ZM238 90L240 91L239 93V95H238ZM252 90V91H251ZM5 93H4V92ZM30 91H32V94H31V92ZM44 91V92H43ZM71 91H72V93H71ZM80 91V92H79ZM85 91V92H84ZM117 91V92H116ZM135 91V96L133 97V95H134V93H132V95H131V93L129 94V92H134ZM160 91V92H159ZM161 91H164L163 92V94H161ZM197 91V92H196ZM217 91V92H216ZM221 91V92H220ZM225 91H227V92H224ZM249 91V92H248ZM255 91V92H256ZM8 92V93H7ZM12 92V93H11ZM23 92V93H22ZM25 92V93H24ZM62 92H65V94L64 93H62ZM68 94H67V93ZM76 92V93H75ZM90 92V93H89ZM94 92V93H93ZM115 92V93H114ZM124 92V93H123ZM158 92V93H157ZM166 92V93H165ZM178 94V95H176V93ZM195 93L196 92V94H195V96L197 97V96H199V94H201L199 97H197V98H199L200 99V97L202 96V95H204V96H202V98H205V100H206V102H205V100H203V99H200V100H191V99H193V94L192 93ZM209 92H212V93H209ZM215 92V93H214ZM241 92H242V95H241ZM243 92L245 93V94H243ZM247 92V93H246ZM250 92H251V94H250ZM40 93V94H39ZM44 93V94H43ZM75 93V94H74ZM97 93V94H96ZM99 93L101 94V95H99ZM107 93V94H106ZM118 95H117V94ZM170 94L171 93V95H168V94ZM172 93H173V95H172ZM224 93V94H223ZM4 94V95H3ZM46 94V95H45ZM60 94V95H59ZM69 94H71L70 96H68V98H69V100H67V95H69ZM73 94V95H72ZM80 96H79V95ZM106 94V95H105ZM138 94V95H137ZM154 94V95H153ZM155 94L156 95H158V96H156V97H159L158 99L155 97ZM165 94V95H164ZM167 94V95H166ZM186 94V97H188L187 99H186V97L184 96ZM190 94L192 95V96H190ZM198 94V95H197ZM210 94V96L209 97H207L208 95ZM217 94V95H216ZM227 94H232V95H227ZM249 94V95H248ZM8 96V97H6V96ZM18 95V96H17ZM25 95V96H24ZM41 95V96H40ZM56 95H58V96H56ZM87 95H90V96H88V98H87ZM94 97H93V96ZM104 95V96H103ZM110 95V96H109ZM129 95H131V96H129ZM161 95V96H160ZM189 95V96H188ZM207 95V96H206ZM212 95V96H211ZM216 97H215V96ZM224 95H226V96H224ZM243 95H244V97H243ZM37 96V97H36ZM44 96V97H43ZM79 96V97H78ZM99 96V97H98ZM122 98H121V97ZM140 97V98H138V97ZM166 96V97H165ZM174 98H173V97ZM178 98V102H177V98ZM195 96H194V98H195ZM206 96V97H205ZM231 96V97H230ZM240 96H242V99L244 98L245 100H242L241 98H240ZM248 96V97H247ZM254 96H255V98H254ZM260 96L261 97H263V98H260ZM39 97H40V99H39ZM63 97V98H62ZM64 97H66V99H64ZM72 97H74V98H72ZM86 97V98H85ZM92 97V98H91ZM101 97V98H100ZM115 97V98H114ZM118 97V98H117ZM128 97V98H127ZM130 97V98H129ZM138 98V100H136V101H134L133 100V102L131 101V99L133 98ZM155 100V98H156V100L155 101H153V103H152V101H151V99L152 98ZM171 97H172V99H171ZM192 97V98H191ZM210 97H212V99H213V101H212V99L210 98ZM236 97H237V99H236ZM253 99H252V98ZM35 98V99H34ZM37 98V99H36ZM42 98H44V99H42ZM75 98H76V100L77 101H74L75 100ZM82 98V99H81ZM98 98H100V101H99V99ZM106 98V99H105ZM121 98V99H120ZM125 100H124V99ZM144 98H146V99H144ZM149 98H150V102H149ZM164 98V99H163ZM170 98V99H169ZM176 98V99H175ZM189 98H190V102L191 103H189L188 101H189ZM210 99L211 100V102H210V104H208L209 102V100L208 99ZM225 98V100H223ZM248 98V99H247ZM249 98H250V100H249ZM5 99V100H4ZM89 99H90V101H89ZM130 99V100H129ZM142 99H143V101H142ZM160 99V100H159ZM182 99H184V100H182ZM220 100V101H218V100ZM227 99V100H226ZM232 99V100H231ZM262 99V100H261ZM38 100H39V102H38ZM44 100V101H43ZM55 100V101H54ZM94 100H96V101H94ZM103 101V103H102V101ZM117 100V101H116ZM123 101V102H120V101ZM176 100V103L175 102H173V101H175ZM221 100L223 101V102H221ZM229 100H231V102L229 101ZM255 100V101H254ZM37 101V102H36ZM74 101V103H75V105L72 103V107H71V102H73ZM86 101H87V103H86ZM110 101V102H109ZM125 101V102H124ZM126 101L129 103V105L126 103ZM131 101V102H130ZM138 101V102H137ZM146 101H148V102H146ZM157 101V102H156ZM160 101V102H159ZM170 101H171V103H170ZM180 101L181 102H184V105L185 106H187L186 105V102H187V104H188V106L187 107H189V104H190V107H192V108H190L189 107V110H188V108L187 107H185V106H183L184 107V109H186V113H185V110H184V112H182L183 110H181L183 107L181 106V108L179 107V103H180ZM186 101V102H185ZM192 101H193V106H192ZM196 101V102H195ZM198 101H199V103H198ZM202 101H203V104H202V106H198V105H195L194 106V104H201L202 103ZM214 101H216V103L217 104H215V102ZM227 101H229V102H227ZM252 101H254V102H252ZM257 101V102H256ZM42 102V103H41ZM49 102L51 103V104H53V106L55 107V109H54V107L50 104L49 105ZM82 102V103H81ZM91 102V103H90ZM108 102V103H107ZM116 102H117V104H116ZM134 102H137L136 103V106L139 108V111H140V108H142V114H143V112L144 113H146V111L148 110V109H151V111H148V112H150L149 114L148 113H146V116H142L141 114L140 115H138V114H136V111L134 112V111H132V109L133 108H131V104H132V106L134 105ZM141 102H143V103H141ZM145 102L148 104H145ZM166 102V103H165ZM213 102H214V104H213ZM227 102V103H226ZM243 102V103H242ZM246 102V103H245ZM250 102H251V105H250ZM25 103V104H24ZM33 103V104H32ZM36 103V104H35ZM70 103V104H69ZM98 103H99V106H98ZM106 103L108 104L107 106L109 107H107V106H105L106 105ZM115 103V104H114ZM121 103H123V105L124 104H126V105H124L125 107H123V105H122V107H121ZM153 105H152V104ZM156 103V104H155ZM178 103V108H177V104ZM231 103V104H230ZM234 103H235V105H236V107H237V109H239L238 108V106L240 105L241 106V103L242 104H247V105H244V107H243V105L240 107V108H244L245 109V107L247 108L246 110H243V108L242 109H239V110H237L236 109V107H234L233 108V106H235L234 105ZM240 103V104H239ZM38 104V105H37ZM42 104V105H41ZM46 104H47V106H46ZM68 104H69V108H68ZM76 104H78L79 106H81V107H79L78 105L76 106ZM95 104V105H94ZM97 104V105H96ZM143 104V106L141 107V105ZM150 104V105H149ZM159 104V105H158ZM165 104H166V106H165ZM180 104H182V103H180ZM207 104H208V106L210 107L211 106V108H209L208 106H207ZM212 104H213V106H212ZM221 104V105H220ZM233 104V105H232ZM259 104V105H258ZM44 105V106H43ZM61 105V106H60ZM67 106V109H66V106ZM84 105V106H83ZM94 105V107H90V106H93ZM104 105V106H103ZM110 105V106H109ZM113 105H115V106H113ZM119 105H120V107L122 108H119L120 109V111H122L124 108H125V110H123V111H125V112H120L119 111V109H118V107H119ZM140 105V106H139ZM144 105H147L146 106V108H145V106ZM163 105V106H162ZM175 105V106H174ZM203 105H205V106H207V108L204 106V109H203ZM217 105V106H216ZM264 105V104H263ZM23 106V107H22ZM52 106V107H51ZM118 106V107H117ZM126 106H128V107H126ZM130 106V107H129ZM161 106H162V108H161ZM174 106V107H173ZM215 106L216 107H219V108H215ZM18 107V109H16ZM39 107V108H38ZM46 107V108H45ZM49 107V109H47ZM57 107V108H56ZM63 107H65V108H63ZM75 107H78V108H75ZM98 107V108H97ZM103 107H105V108H103ZM110 107H113V109H111ZM114 107L117 109H114ZM137 107H135L134 106V108H136L137 109ZM144 107V108H143ZM148 107V108H147ZM151 107V108H150ZM153 107V108H152ZM199 107V108H198ZM227 107V109H225ZM231 107H232V109H231ZM9 108V109H8ZM34 108V109H33ZM39 110H38V109ZM51 108V109H50ZM55 110H53V109ZM72 110H71V109ZM75 110H74V109ZM79 108H80V113H85V114H80L79 115ZM83 108V109H82ZM90 108V109H89ZM93 108V109H92ZM103 108V109H102ZM107 108V109H106ZM131 109L130 111H129V109ZM156 108V109H155ZM198 109V110H194V109ZM228 108H230V109H228ZM251 108V109H250ZM261 108H263V110L261 109ZM20 109V110H19ZM36 109H37V111H36ZM44 109H46V110H44ZM62 109V110H61ZM96 109H102L103 111H100V110H98L99 112H100V117H99V113H98V111L96 110ZM104 109L105 110H107V112H104ZM109 109H111V110H113V111H117V112H113L112 111V113H109V112H111V110H109ZM145 109H147V110H145ZM155 109V110H154ZM174 109H175V111L177 112V111H179L177 114H176V112L174 111ZM192 109V110H191ZM201 109V110H200ZM208 109V110H207ZM217 109V110H216ZM219 109V110H218ZM260 109V110H259ZM22 110V111H21ZM49 110L50 111H53V112H49ZM82 110H84V112H81ZM90 110V111H89ZM134 110V109H133ZM144 110V111H143ZM164 110V111H163ZM167 110V111H166ZM202 111V112H204V115H200V114H198V113H200V112H198V111ZM213 110V111H212ZM222 112H221V111ZM248 110V111H247ZM249 110H252L251 111V113L253 114L254 113V115L253 116H251V114H247V113H250V111ZM256 112H255V111ZM258 110V111H257ZM67 111V112H66ZM68 111H69V113H68ZM71 111H72V113H74V115L71 113ZM74 111V112H73ZM77 111V112H76ZM97 112V113H94V112ZM109 111V112H108ZM139 111H137V113L139 112ZM173 111V112H172ZM189 111L192 113V114H194L193 115V117H195V118H192L191 116H192V114H188L189 113ZM194 111H196V112H194ZM206 111V112H205ZM215 111V113H216V115H215V113H212V112H214ZM231 111H232V113H231ZM238 113H237V112ZM240 111H242V113H240ZM246 112V114H244V115H247V116H242V114L244 113V112ZM263 111V112H262ZM46 112V113H45ZM59 112V113H58ZM64 112V113H63ZM88 112V113H87ZM120 112V113H119ZM130 112V113H129ZM135 113V116H136V118H138V116H140V119L142 118L143 120V122L142 121H140V122H142V124L139 122V121H137L138 123L137 124H135V126H134V124L133 123H136V120H135V116H133L132 118L130 117V116H132L131 114L132 113ZM139 112V113H140ZM202 112H201V114H202ZM228 112V113H227ZM258 112H260V113H258ZM263 114H262V113ZM37 113V114H36ZM50 113H52L53 115H51ZM56 113H57V115H56ZM93 113V114H92ZM107 114L106 116H102V114ZM156 113H157V115H156ZM196 113V114H195ZM223 113V114H222ZM233 113L235 114H239V115H237V116H239L238 118H240V119H238L239 121H240V124L237 122L238 120H237V116L236 115H234L233 116ZM256 113V114H255ZM258 113V114H257ZM3 114V115H2ZM42 114H43V116H42ZM46 114V115H45ZM62 114L64 115V116H62ZM91 114V115H90ZM98 114V115H97ZM116 114H119V115H116ZM126 114H128L127 116H126ZM151 114H153V115H151ZM169 114V115H168ZM172 114V116L170 117V115ZM175 114V115H174ZM186 115L187 114V116L185 117V116H183V115ZM212 114V115H211ZM219 114H221L220 116H219ZM225 114H227V115H225ZM228 114H230V115H228ZM262 114V115H261ZM28 115V116H27ZM70 115L72 116V118L74 119H72V118H70ZM75 115H77V117L75 116ZM85 115V116H84ZM90 115V116H89ZM110 115V117H108ZM113 117H112V116ZM125 115V117H123ZM134 115V114H133ZM144 115V114H143ZM149 117H151L149 120L147 119V117L148 116ZM161 115V116H160ZM174 115V116H173ZM180 115V116H179ZM197 115H199L198 117L199 118H197ZM207 115H208V117H207ZM214 115H215V117H214ZM224 115V116H223ZM250 115V116H249ZM255 115H256V120H254L253 119V121H255V122H251V119H252V117H255ZM258 115V116H257ZM261 117H260V116ZM9 116V117H8ZM36 116V117H35ZM41 116V117H40ZM58 117V119H56V117ZM79 116H81L80 117V120H79ZM96 116H98L97 118H96ZM116 116V117H115ZM117 116H119V118L117 117ZM142 116V117H141ZM165 116V117H164ZM169 116V117H168ZM177 116V117H176ZM189 116V117H188ZM203 116V119H205L204 121H203V119L201 118V117ZM217 116H218V118H217ZM229 116H231V117H229ZM24 117V118H23ZM65 117V118H64ZM75 117V118H74ZM83 117H86L85 119L83 118ZM101 117H102V120H101ZM105 117H107V118H105ZM121 117V118H120ZM176 117V118H175ZM183 117H185V118H183ZM205 117V118H204ZM224 117V118H223ZM227 117H229V120H231V118H234L232 121H230V123L229 124H233L232 122H235L234 123V126L232 127H230V126H227V128L228 129H226L225 127H226V124L225 123H227V122H229L227 119ZM249 117H251V118H249ZM259 117H260V119H261V121H260V119H259ZM47 118H48V120H47ZM54 118H55V120H54ZM61 118V119H60ZM83 118V119H82ZM98 118H100V119H98ZM114 118H116V119H114ZM123 118H124V120H123ZM166 118V119H165ZM168 118H170V119H168ZM178 118V119H177ZM182 120V121H180V119ZM190 118H192V119H190ZM202 119L201 121H197V120H199V119ZM208 118V119H207ZM215 118V119H214ZM223 118V120H221ZM226 118V119H225ZM242 118L243 119H245L246 121H249V119H250V122L251 123H255V124H253L254 126H252V124H251V130H252V132H250V133H248V131L250 130V127H246L247 125H249L250 126V123H248V122H246V123H244V121L245 120H243V122H241V120H242ZM248 120H247V119ZM7 119V120H6ZM36 119V120H35ZM60 119V120H59ZM67 119V120H66ZM68 119H70V121L68 120ZM92 119V120H91ZM97 119H98V121H97ZM108 119V120H107ZM110 119H112V120H110ZM127 119H128V121H127ZM132 119V120H131ZM135 121H134V120ZM147 120V121H145V120ZM156 119V120H155ZM186 119V120H185ZM197 119V120H196ZM210 119V123H208V120ZM220 119V120H219ZM11 120V121H10ZM13 120H15V121H13ZM20 120V121H19ZM59 120V121H58ZM65 120V121H64ZM83 120H85L86 122H84ZM105 120V121H104ZM123 120V121H122ZM125 120H126V122L128 123V125H126V122H125ZM154 120V121H153ZM167 120L169 121V122H167ZM174 120V121H173ZM194 120V124H192L193 121ZM219 120V121H218ZM225 120H226V122H225ZM234 120H236V121H234ZM264 120V119H263ZM32 121V122H31ZM64 121V122H63ZM71 121L73 122V124L71 123ZM74 121H76L75 123H74ZM78 121V122H77ZM81 121V122H80ZM87 121H88V123H87ZM99 121L101 122V123H99ZM110 122L111 123V125H110V123H109V125L107 124L108 122ZM119 123H118V122ZM122 121V123H120ZM134 121V122H133ZM154 123H153V122ZM156 121V122H155ZM176 121H177V123H176ZM180 121V122H179ZM183 121H185V122H183ZM190 121V122H189ZM203 121V124L204 125H206L207 127H208V129L206 128V127H204V125H202V124H200L201 122ZM256 121H257V123H260L259 125L257 124V126H256ZM260 121V122H259ZM16 122V123H15ZM46 122V123H45ZM51 122V123H50ZM65 122H67V124H68V122H70V124H68V125H70L69 127H74L75 126V128H70L69 129V127H68V125L65 127L64 126V124H65ZM98 122V123H97ZM115 122H117L118 124L116 125V123ZM171 122H172V125H171ZM182 122H183V124H182ZM189 122V123H188ZM198 124H197V123ZM218 122H221V123H218ZM222 122H224V123H222ZM236 122L238 123V124H236ZM3 123V124H2ZM11 123V124H10ZM64 123V124H63ZM86 125H85V124ZM113 123H115L114 125H113ZM123 123H125V125L123 124ZM131 123L133 124V125H131ZM144 123V124H143ZM147 125H149L148 127H149V129H147L148 127H145V125L146 124ZM158 123V124H157ZM166 123H170V124H166ZM185 123V124H184ZM206 123V124H205ZM211 123H213V124H211ZM241 123L242 124H244V126L242 125L240 128H239V126L241 125ZM248 123V124H247ZM29 124V125H28ZM73 126H72V125ZM75 124H77V127H76V125ZM90 124V125H89ZM101 126H100V125ZM122 126V124H123V126H122V130L123 131H121V129H120V125ZM150 124H151V126L153 127V125H156L154 128L155 129H153V128H151V126H150ZM164 124V125H163ZM175 124V125H174ZM178 125V127H177V125ZM228 124V123H227ZM228 124V125H229ZM246 124V125H245ZM4 125V126H3ZM13 125V126H12ZM36 125V126H35ZM82 125V126H81ZM88 125V126H87ZM94 125V126H93ZM99 125V126H98ZM105 125V126H104ZM139 125H142L141 126V128H142V130H138L137 128H139V129H141L140 127H137V126H139ZM146 125V126H147ZM171 125V126H170ZM180 125V126H179ZM182 125H183V128L184 129H182L181 127H182ZM193 125V126H192ZM196 125V126H195ZM199 125H201L202 127H204L205 129L203 130V128L201 127V126H199L200 128H202V131L204 132V133H202V131L200 132L201 134H202V136L206 139V137H208L209 138V136H204V135H206V130L208 131V135H209V132H210V139L211 140H213L212 138L214 137V136H216V135H219V136H216V138H214V141L215 142H213V141H210L209 139H207V140H205V142H204V139L202 140L201 138H203V137H201V134L200 133H198V126ZM209 125H211L213 128H211V126L209 127ZM217 125H218V128H217ZM223 125H224V127H223ZM235 125H238V126H236L235 127ZM86 126V127H85ZM107 126H108V129H105V128H107ZM112 126L114 127V128H116L115 130H113L112 129ZM168 127V126H170L171 128H172V131H171V129H168V128H170V127H168V128H166V130H165V127ZM174 126H176V129H175V127ZM188 126V127H187ZM196 127V129L195 128H192V127ZM46 128V129H43V128ZM68 127V128H67ZM81 127V128H80ZM82 127H84V128H82ZM87 127H89L88 129V131L86 130L85 131V129H87ZM92 127H93V129H95L94 131H96V132H94V131H91V129H92ZM98 127V128H97ZM103 127V128H102ZM125 127V128H124ZM130 127H132V128H130ZM144 127V128H143ZM159 127V128H158ZM161 127V128H160ZM192 128V130L190 129V128ZM220 127H221V129H220ZM223 127V128H222ZM242 127L244 128V129H246V128H248L247 130H244L245 132H246V135L248 136V137H251V136H253V135H255V134H257L258 135V132L260 131V132H262L263 131V133H260L259 132V139L257 138V139H255L256 137H258L257 135H255V137H254V139H255V141H260V142H255L256 144L258 143H261V144H263V145H261V144H259V146H262L263 147V149H262V147L260 148V150H258V147L256 148V146L255 147H253V148H255L254 149V151L252 150L253 148H252V146H254V139L252 140V138H250L251 140H252V142L251 143H253V145H248L247 143H245L244 144V142L245 141H248V137L246 136V140H244V142H242L241 140L244 138V136H243V133H244V131H243V133H242V138L241 139H239V135H237L240 131L239 130H237L238 128L242 131ZM246 127V128H245ZM253 127V128H252ZM256 127H259V129H257ZM42 128V129H41ZM64 128V129H63ZM80 128V129H79ZM100 128V129H99ZM126 128H129L130 130H128V129H126ZM134 128L136 129V130H134ZM180 128L182 129V130H180ZM217 129V131H216V129ZM232 128H234V130L232 129ZM235 128H237V129H235ZM260 128H262V131L260 130ZM82 129V130H81ZM92 129V130H93ZM104 129H105V131H104ZM118 129V130H117ZM126 129V130H125ZM145 129H147V131L150 133V130H152V132L151 133H156V135H157V137L156 136H154V135H151L150 134V136H152V137H150L149 136V134L146 132V131H144ZM156 129H157V131H158V133L160 132V134H159V136H158V134H157V132H156ZM173 129H175V131H178V132H175ZM209 129H211V130H209ZM212 129H213V131H212ZM218 129H220V131L218 130ZM226 129V130H225ZM233 130V132H232V136H231V131ZM20 130V131H19ZM69 130V131H68ZM75 131V133H74V131ZM103 130V131H102ZM106 130H107V132H106ZM111 130H113V133L111 134ZM124 130H125V132H127V131H129V132H127V133H125L124 132ZM137 130H138V132H137ZM166 132H165V131ZM184 130V131H183ZM190 131V133H189V131ZM194 130L196 131L195 133H193L194 132ZM215 130V131H214ZM231 130V131H230ZM235 130H237V132L235 131ZM256 130V133L254 132ZM259 130V131H258ZM32 131V132H31ZM39 131H41L42 132V134L41 133H39ZM44 131V132H43ZM46 131H48L49 133L48 134H50V135H46ZM65 131V132H64ZM68 131V132H67ZM82 131V132H81ZM100 133H102L101 135L103 136V135H105L108 139H106L105 140V137L103 136V138H102V136L100 135L99 136V132ZM102 131V132H101ZM108 131H110V133L108 132ZM120 131V132H119ZM133 131H134V133H133ZM135 131L137 132V133H135ZM140 131V132H139ZM143 131V132H142ZM162 131V132H161ZM171 133V134H169V132ZM180 131V132H179ZM226 131H227V136L225 135L226 134ZM230 131V132H229ZM235 131V132H234ZM239 131V132H238ZM92 132H94V133H92ZM106 132V133H105ZM115 132H117V134H119L118 136V139H117V134L115 133ZM119 132V133H118ZM122 132L124 133L123 135H122ZM145 132V133H144ZM184 132H186V133H184ZM206 132V133H205ZM212 132L213 133H216V134H212ZM220 132V133H219ZM225 134H224V133ZM229 132V133H228ZM254 132V133H253ZM43 133H45V134H43ZM74 135H72V134ZM89 133V134H88ZM91 133H92V136H91ZM105 133V134H104ZM108 133V134H107ZM131 133H133V134H131ZM142 133V136H140V134ZM143 133H144V138H143ZM161 133H162V136H161ZM167 133L169 134V135H167ZM175 133V134H174ZM176 133H178V135H179V137L177 136V134ZM180 133H182L181 134V136H180ZM237 133V134H236ZM252 133V135L250 136L249 134H251ZM41 134V135H40ZM79 134V135H78ZM84 134V135H83ZM86 134H88V135H86ZM95 135V138L97 137V136H99V137H101V138H99V137H97V139H95V138H93L92 139V137H94V135ZM97 134V135H96ZM110 134H111V136L112 137H110ZM127 134L128 135H130V137L129 136H127ZM137 135V136H139V137H136V136H134V135ZM194 134V135H193ZM199 134H200V136H199ZM241 134V133H240ZM245 134V133H244ZM27 136V138H25L24 139V137H26ZM46 135V136H45ZM83 135V136H82ZM113 135H114V137H113ZM127 136L126 138H125V141H126V139H127V142H128V139H129V142H131V137L133 138V140H132V142L131 143H126L125 144V141H124V139H123V141L120 139V138H124L123 136ZM146 135H148L147 137H146ZM170 135H173L174 136V138H173V136L172 137H170ZM211 135H213V136H211ZM221 135V136H220ZM226 136V137H224V136ZM234 135H235V137H234ZM237 135V136H236ZM261 135V136H260ZM23 136V137H22ZM48 136H49V138L50 139H48V142H46L47 141V138H48ZM52 136V137H51ZM91 136V137H90ZM109 136V137H108ZM116 136V137H115ZM134 136V137H133ZM164 136V137H163ZM165 136H166V139L168 138L167 136H169V139L170 138H172V140H169V141H167L166 143L168 144V146H164L163 144H165L166 145V143H161V141L162 142H164L163 141V139L165 138ZM175 136H177V137H175ZM190 136V137H189ZM192 136V137H191ZM195 136H197L198 138H200V139H198V138H196ZM18 137V138H17ZM29 137V138H28ZM41 137V138H40ZM43 137V138H42ZM78 137V138H77ZM129 137V138H128ZM135 137H136V139H135ZM140 137H142V138H140ZM153 137H155L156 138V140H155V138H153ZM160 137V138H159ZM186 137H188V138H186ZM212 137V138H211ZM219 137V138H218ZM223 137V138H222ZM228 137H231V139H233V140H238L237 142H235V141H232L231 143H233V142H235L234 144H232L231 146H233V148L231 147V146H229V144H231L230 143V141H231V139H228ZM240 137H241V135H240ZM39 138V139H38ZM87 138V139H86ZM91 138V139H90ZM139 138V139H138ZM147 138H149V140L147 139ZM153 138V139H152ZM189 138H191V139H189ZM193 138V139H192ZM196 138V141L194 140ZM228 140H230L228 143H226V141H227V139ZM235 138V139H234ZM262 138V139H261ZM16 139V140H15ZM19 139V140H18ZM79 139H81V141H78ZM89 139H90V141H91V145L89 144ZM99 139V141L100 140H102V141H100V142H97L96 143V141ZM116 139H117V142H114V141H116ZM134 139H135V141L138 143V144H136V142L134 141ZM143 139H144V142H143ZM159 139H160V142H159ZM175 139V140H174ZM186 141H185V140ZM191 141H193V143L194 142H197V143H199L200 144V146H201V143H205V147L207 148V149H205V151L204 150H202L201 151V149H203V148H205V147H203V144H202V147H200V146H197V145H199V144H197L196 145V143H194L193 144V146L194 145H196V147L194 146V148H196L197 149V147H198V149H197V151H196V149L194 150V155H193V153L192 152H189L190 150H188L189 148L191 149V147L193 148V146H191L192 145V142H190L189 140ZM26 141V143H25V141ZM28 140V141H27ZM49 140L52 142V144H51V142H49ZM94 140V141H93ZM110 140V141H109ZM120 140V141H119ZM138 140H140V144H139V141ZM148 140V141H147ZM153 140H155V142L157 141V142H159V143H154V141ZM180 140V141H179ZM183 140V141H182ZM187 140L189 141V144H187L188 142H187ZM217 140L219 141V143H224V145H225V147H224V149L222 148V146H223V144H222V146H221V144H220V147H221V149L222 150H224L226 153L228 152V151H230L229 149L230 148H232L233 149V151L232 152H234V155L238 158L239 157V154H238V151H236L237 149L239 150V151H241L242 153L243 152H246L247 154H245V155H247V157L248 158H251V157H253L252 156V154L253 153H255V154H257V152H258V154H260V155H262V156H258V155H255L253 158H254V160H253V158H251V160H252V162H253V166L255 167V166H257L256 168H252V162H250V159H243L244 158V153L243 154H241L240 155V158H241V160L242 161H239L238 159H240V158H238L237 160L235 159L236 157L231 153V151L230 152H228L227 153V155L225 154V156H219L218 154H221V152H219L217 149V147L219 146L218 144V142H217ZM24 141V142H23ZM31 141V142H30ZM39 141V142H38ZM44 141V142H43ZM78 141V142H77ZM111 141H113V142H111ZM153 141V143L154 144H156V146L154 145V144H152V143H150V142H152ZM171 141H172V143L174 142V144H176V145H174V144H172L171 143ZM177 141H178V143H177ZM185 141V143H183ZM200 141V142H199ZM203 141V142H202ZM206 141H208V142H210L211 144L212 143H214L215 145H213L214 147H216V145H217V149H216V151H218L219 153H217L216 151L214 152H211L212 150H215V149H213V146L211 145V144H209L208 142H206ZM263 141V142H262ZM33 142V143H32ZM70 142V143H69ZM83 142V143H82ZM92 142H93V145H92ZM119 142L121 143L120 145H119ZM124 142V143H123ZM133 142H135V144L134 145H132L133 144ZM142 142H143V144H142ZM171 143V144H169V143ZM176 142V143H175ZM180 142H182L183 144H181L182 145V147H180L179 145H180ZM239 142H241L240 144L241 145H248V146H250V148L249 149H251V151L250 150H247L248 149V146L246 145V147L247 148H244V149H242L241 147V145L240 144H238ZM21 143V144H20ZM37 144V143H39V144H37V145H35V144ZM96 143V144H95ZM115 143H118V145H119V147L122 149V148H125V146H127V148H129V147H133V148H129L128 150H129V152L131 153H128V151L126 150V148H125V150L127 151V153H126V151H125V153H124V150L122 149V151H121V149L120 148H117L116 146H117V144H115ZM191 143V144H190ZM218 143V144H217ZM243 143V144H242ZM250 143V144H251ZM28 144H30V145H28ZM50 144V145H49ZM70 144V145H69ZM87 146H86V145ZM95 144V145H94ZM106 144V145H105ZM112 144H113V146H112ZM122 144H125V146L123 147L122 146ZM128 144H130V146L128 145ZM144 144H145V146H144ZM146 144H147V146H146ZM149 144V145H148ZM152 145V147H151V145ZM158 144V145H157ZM161 144L164 146H161ZM178 144V145H177ZM207 144L209 145V146H207ZM236 144V145H235ZM34 147H33V146ZM48 145V146H47ZM91 146V148H90V150H89V147ZM104 147V148H102V146ZM108 145H109V147H108ZM142 145V146H141ZM154 145V146H153ZM160 145V146H159ZM183 145L185 146V148H187V146L186 145H188L189 146V148L188 149H186L185 150V148H183ZM210 145H211V148H212V150L210 151V153H209V150L210 149H208V147H210ZM228 145V147H229V149H227L226 148V146ZM243 145V147H245ZM30 146V147H29ZM45 146V147H44ZM80 146V147H79ZM94 146H95V148L97 149V150H99V151H96V149L93 151V148H94ZM97 146V147H96ZM100 148H99V147ZM138 146V147H137ZM157 146H159V147H157ZM169 146H171V147H169ZM234 146H235V148H234ZM237 146H240V148L241 149H239V147L237 148ZM50 147V148H49ZM85 147H86V149H87V151L89 152V154H88V152L85 150ZM93 147V148H92ZM142 147V148H141ZM144 147H145V149H144ZM147 147H149V148H147ZM155 149H154V148ZM164 149H163V148ZM168 149V150H166V148ZM172 147H174V148H172ZM176 147V148H175ZM200 147V148H199ZM219 147V148H220ZM21 148V149H20ZM25 148V149H24ZM26 148H27V150H26ZM30 148V149H29ZM78 148V149H77ZM83 148V149H82ZM117 148V149H116ZM136 148V149H135ZM137 148H138V150H137ZM140 148V149H139ZM158 150H157V149ZM178 148H180V149H178ZM193 148V149H194ZM226 148V149H225ZM37 149H39V150H37ZM76 149V150H75ZM92 149V150H91ZM100 149H101V151H100ZM112 151H111V150ZM148 149H150V150H148ZM151 149H152V151H151ZM154 149V150H153ZM159 149H160V151L162 150L163 151V153H162V151L160 152L159 151ZM174 149H175V151H174ZM176 149H177V151H176ZM193 149H191V151H193ZM221 149H219L220 151H222ZM234 149H236V150H234ZM246 149V151H243V150H245ZM257 149V150H256ZM41 150H43V151H41ZM48 150H51V151H49L48 153H47V151ZM53 150V151H52ZM56 150V151H55ZM74 150H75V152H74ZM117 150V151H116ZM119 150V151H118ZM130 150H132V152L130 151ZM133 150H135L134 151V153H133ZM180 150H182V152H181V154H180ZM184 150V151H183ZM199 150H200V153H196V152H199ZM206 150H208V151H206ZM227 150V151H226ZM256 150V151H255ZM262 150V151H261ZM27 151V152H26ZM29 151V152H28ZM32 151V152H31ZM35 151V152H34ZM37 151V152H36ZM39 151V152H38ZM81 151V152H80ZM107 151H109V153L107 152ZM113 151H114V153H113ZM123 152L122 154H121V152ZM137 151V152H136ZM141 151H144V153H143V155H142V153H141ZM154 151V152H153ZM155 151H157V153H155ZM167 152V153H171L170 154V156L169 155H166L167 153H165V152ZM174 151V152H173ZM188 151V152H187ZM196 151V152H195ZM253 151V152H252ZM259 151H261V152H259ZM31 152V153H30ZM44 152V153H43ZM52 152V153H51ZM82 152H84V153H82ZM93 152V153H92ZM97 152V153H96ZM99 152H101V154L99 153ZM110 152L112 153V154H110ZM115 152L117 153V154H115ZM119 152V153H118ZM152 153V155H150V153ZM186 152H187V154H186ZM206 152V155L208 156V154L210 155V156H212L213 155V153H214V155H215V153H217L214 157H212L213 159V161L217 164H214V162L213 161H210V164H209V160L211 159V157L209 158V156L206 158L205 156V154H201V153H205ZM223 152V151H222ZM225 152H223L222 153V155H224V153ZM240 152V153H241ZM27 153H29V154H27ZM32 153H35L36 154V156H37V158H36V156H31L32 155ZM37 153H38V155H40L41 156V158H40V156H38L37 155ZM54 153H55V155H54ZM75 153V154H74ZM99 153V154H98ZM141 153V154H140ZM149 153V154H148ZM162 155H161V154ZM179 153V154H178ZM195 153L197 154V156H195ZM236 153H237V155H236ZM249 153H252L251 155L249 154ZM46 154H48V155H46ZM52 154V155H51ZM79 154V155H78ZM85 154H87V155H85ZM96 156H95V155ZM98 154V155H97ZM124 154L127 156V157H129L130 155V158H127L126 156H124ZM129 156H128V155ZM134 154H137L136 156L134 155ZM155 154L157 155L156 157H157V160H159V159H161V157H162V159L161 160H163V162L161 161V160H159V162H156L157 160H156V157H155ZM158 154H159V159H158ZM166 156H165V155ZM175 154V155H174ZM199 154H201V155H204L203 157H205L206 159H205V162H207V163H204L203 162V160H204V158L200 155V157H198V155ZM23 155L25 156V158L23 157ZM88 155H90V156H88ZM93 155V156H92ZM111 155H113V156H111ZM115 155H117L116 157H118V158H115L116 159V161H114V157H115ZM139 155V157H137ZM148 155V156H147ZM151 157H150V156ZM163 155L165 156V157H163ZM243 155V156H242ZM254 155V154H253ZM29 156H30V158H29ZM49 158H48V157ZM73 156V157H72ZM78 156V158H76ZM88 156V157H87ZM99 156V157H98ZM101 156V157H100ZM103 156V157H102ZM105 156H107V158L105 157ZM111 158L112 157V159H110L109 157ZM132 156H135V157H132ZM154 156V157H153ZM220 158H219V157ZM243 158H242V157ZM250 156V157H249ZM32 157H35L34 159L32 158ZM86 157V158H85ZM126 157V158H125ZM148 157V158H147ZM169 157V158H168ZM175 157H176V159H175ZM261 157H263V159L261 158ZM27 158V159H26ZM43 158V159H42ZM74 158V159H73ZM90 158H92L93 159V161H92V159H91V163H90ZM132 158H133V160L134 159H136L135 160V162L132 160ZM142 158L144 159H146L147 161H145V160H143L142 161ZM152 158V159H151ZM168 158V159H167ZM170 158H171V162L172 163H170L169 162V160H170ZM174 158V159H173ZM177 158L180 160V161H177ZM181 158V159H180ZM201 158H203V160L201 159ZM221 158H222V160H223V162L222 161H220L221 160ZM246 158V157H245ZM260 158H261V160H260ZM4 161H3V160ZM86 161H85V160ZM87 159H88V161H87ZM100 159V160H99ZM106 159V160H105ZM119 159L122 161L123 159H125V160H127V162L125 161V160H123L122 162L121 161H119ZM140 159V160H139ZM149 159V160H148ZM156 161H155V160ZM165 159H167V161L165 160ZM207 159H208V161H207ZM32 160H33V162H32ZM74 160H75V162H74ZM104 160V161H103ZM107 160H110V161H107ZM118 160V161H117ZM153 160V161H152ZM26 161V162H25ZM95 161H96V163H95ZM113 163H112V162ZM125 161V162H124ZM138 161H140L139 163H138ZM142 161V162H141ZM149 161H151V162H149ZM173 161H175V163L173 162ZM233 161V162H234ZM247 161V162H246ZM249 161V162H248ZM53 162H54V164H53ZM84 162H89V164H88V166H90V167H88L87 166V164L86 163H84ZM96 164V166H95V164ZM99 162H101V164H99ZM105 162H106V164L107 165H105ZM107 162H109V163H107ZM112 164H111V163ZM114 162H116L117 163V165H119V167H116V165H114V164H116V163H114ZM122 164H127L128 162L129 163H131L130 165L128 164V166L127 165H122ZM124 162V163H123ZM133 162V163H132ZM140 165H138L137 163ZM148 162V164H146V165H149V171L148 170H146L145 168H144V166H146L144 163H147ZM156 162V163H155ZM163 163V164H167L166 166L165 165H161L162 166V168H161V166H156V164L158 165H160L161 163ZM200 162V163H199ZM212 162V163H211ZM238 162H241L240 163V165H239V163ZM244 162V163H243ZM257 162V163H258ZM35 163V164H34ZM71 163V164H70ZM152 163V164H151ZM155 163V164H154ZM168 163H169V166H170V164H171V166L169 167L168 166ZM175 164V166L174 165H172V164ZM238 163V164H237ZM242 163H243V165H242ZM247 163H248V165H247ZM264 163V162H263ZM75 164V165H74ZM78 164H80V165H78ZM86 164V165H85ZM94 164V167L92 166ZM104 164V165H103ZM108 164H111V165H113L114 167H115V170H121V168H123L122 170L124 171V172H122V170L117 174V172L115 173V174H113V175H111L110 173L112 172V173H114V167L113 166H111V165H109L108 166ZM134 164H135V166H134ZM141 164H143V165H141ZM176 164H178V165H176ZM191 164V165H190ZM201 164V165H200ZM214 165V169H212V166ZM232 163H230V165H231ZM22 165V166H21ZM70 165V166H69ZM99 165V166H98ZM137 165H138V167H137ZM151 165V166H150ZM154 165V166H153ZM184 165H185V167H184ZM193 165H194V168H193ZM209 165V166H208ZM215 165L216 166H218V168H215ZM234 165V163L231 165V166H233ZM245 166V168L247 169V170H249L247 173H245L247 170L246 169H242V166ZM63 166V167H62ZM87 166V167H86ZM103 166V167H102ZM106 166H108V168H106ZM123 166H125V169H124V167ZM134 166V167H133ZM143 166V168H142V170H141V168L139 169L141 172H139V170H138V168L139 167H142ZM165 168H164V167ZM174 166V167H173ZM188 166V167H187ZM200 166V167H199ZM250 166V167H249ZM68 167H69V169H68ZM82 167V168H81ZM93 167V168H92ZM100 167V168H99ZM127 167V168H126ZM128 167H129V170L130 171H128ZM167 167H169V168H171V169H169V168H167ZM179 169H178V168ZM182 167H183V169H182ZM189 167H190V169H189ZM197 167V168H196ZM209 167V168H208ZM62 168H66L67 169V172H65V173H67V174H65L64 173V171L66 170H64V169H62ZM89 170H88V169ZM91 168V169H90ZM107 169V172H104V171H106L105 169ZM111 168L113 169V170H111ZM117 168V169H116ZM120 168V169H119ZM132 168V169H131ZM134 168H137L136 170H138V171H134L135 169ZM191 168L193 169V171H194V173H193V171L192 172H189L190 170H191ZM232 168V169H231ZM242 169L243 171H245V172H243V171H241V170H239V169ZM252 168V169H251ZM261 168H259L260 170H261ZM81 169H84V172H83V170H81ZM93 169H95V170H93ZM99 169V170H98ZM103 169V170H102ZM154 169H162V171L164 170V171H166L167 172V174H166V172L164 173L165 175H166V177H165V175L164 176H162L163 175V172L162 171H157V172H159V173H157L156 171L154 172ZM173 169H174V171H175V173H174V171H173ZM208 169H210L209 171L210 172H208ZM214 171V172H212V170ZM236 169V170H235ZM242 173V174H239V171ZM255 169V170H254ZM20 170V171H19ZM60 170H63V172L61 171V173L62 174H60L59 172H60ZM77 170V171H76ZM93 170V171H92ZM102 170V171H101ZM109 170H110V173H109V175H110V177L111 176H114L115 175V177H116V175H117V177H119V179L118 178H115L114 179V177H113V179H110V177H109V175H108V172H109ZM125 170H126V172H129V173H126L125 172ZM133 170V171H132ZM150 170H152L151 171V173H149L150 172ZM184 170V171H183ZM188 171V173L190 174V176H188L189 174L186 172V171ZM251 170H252V173H253V171H254V173H253V175L251 174ZM59 171V172H58ZM71 171V172H70ZM79 171V172H78ZM87 171V172H86ZM90 171V172H89ZM148 171V172H147ZM169 171H171V172H169ZM172 171H173V174H172ZM178 171V172H177ZM54 172V173H53ZM70 172V173H69ZM74 172V173H73ZM89 172V173H88ZM92 172H94L93 174H92ZM103 172V173H102ZM131 172V173H130ZM137 174H136V173ZM139 172V173H138ZM147 174V177L148 178H145V173ZM153 172V173H152ZM208 172V173H207ZM219 172V173H218ZM217 173H215L214 174V177H216V175L219 177V175H225V174H222V172L223 171H218ZM263 172V175L261 174ZM64 173V174H63ZM76 173V174H75ZM123 173H124V177L125 178H123ZM126 173V174H125ZM133 173H135V174H133ZM156 173V174H155ZM162 173V174H161ZM177 173V174H176ZM221 173V174H220ZM244 173V174H243ZM72 175V176H70V175ZM86 174V175H85ZM104 174V175H103ZM105 174H106V176L108 175V177H106L105 176ZM122 174V175H121ZM129 174V175H128ZM141 174H143V175H141ZM155 174V175H154ZM169 174H170V176H169ZM171 174L173 175L172 176V178H170L171 177ZM183 174H185V175H183ZM188 174V175H187ZM236 174V175H235ZM250 174V175H249ZM258 174V175H257ZM34 175V176H33ZM67 177H66V176ZM89 175V176H88ZM96 175V176H95ZM126 175L127 176H129L128 178H126ZM131 175V176H130ZM132 175H134L133 177H132ZM136 175V176H135ZM137 175L138 176H140L139 178H137ZM150 175V176H149ZM156 177V178H154V176ZM160 175V176H159ZM181 175V176H180ZM188 176V178H187V176ZM229 175V176H228ZM241 175V176H240ZM256 175V176H255ZM12 176V177H11ZM79 176V177H78ZM80 176H84V177H80ZM89 178H88V177ZM92 176V177H91ZM99 176H101L100 178H98ZM123 178H121V177ZM157 176H159V178H161L162 177V179H160V181H159V179H158V177ZM169 176V177H168ZM231 176H233V177H231ZM261 176V177H260ZM39 177H40V179H39ZM71 177H72V179H71ZM98 180V181H96L95 180V178ZM102 177H105V178H102ZM134 177H136V178H134ZM152 177V178H151ZM175 177H177V179L175 178ZM185 177V178H184ZM190 177V178H189ZM234 177H236V178H234ZM254 177V178H253ZM257 177V178H256ZM260 177V179H258ZM263 177V179H261ZM31 178V179H30ZM69 178V179H68ZM80 178V179H79ZM82 178H84V179H82ZM87 178V179H86ZM131 178V179H130ZM145 178V179H144ZM169 178H170V184H169ZM176 179V180H174V179ZM181 179V180H179V179ZM186 178L188 179V180H186ZM217 178V177H216ZM215 178V179H216ZM232 178V179H231ZM253 178V179H252ZM35 179H37V181H38V183H37V181L35 180ZM76 179V180H75ZM106 179H109L110 181H106ZM116 179H118V180H116ZM138 180L139 179V181L137 182V181H130V180ZM152 179V180H151ZM155 179V180H154ZM165 179H167V180H165ZM219 179H220V181H219V183L221 184L222 182V180H221V178L219 177ZM219 179H217V180H219ZM228 179V180H229ZM235 179V180H234ZM70 180V181H69ZM84 180V181H83ZM92 180H94V182L92 181ZM101 180V181H100ZM104 180V181H103ZM111 180L113 181V182H111ZM116 180V185H114V181ZM123 180V181H122ZM124 180H126V181H124ZM140 180L142 181V183L140 182ZM146 180H148V182L146 181ZM150 180H151V182L152 183H154V184H152L151 182H150ZM161 180H162V184L160 183L161 182ZM178 180H179V184H177L176 185V182H178ZM183 180V181H182ZM194 181V177L193 178H191V180L190 181ZM201 180H200V182H201ZM258 180H259V184H258ZM262 180V181H261ZM40 181V182H39ZM83 181V182H82ZM97 183H96V182ZM128 181V182H127ZM144 181H146V182H144ZM156 182V184L157 185H159L160 184V188H159V186H156L155 185V182ZM159 181V182H158ZM174 181H176V182H174ZM185 181V182H184ZM187 181V182H186ZM192 181V182H193ZM232 181V182H233ZM78 182H81V183H78ZM87 182H89V183H87ZM92 184H91V183ZM99 182H101L100 183V185H99ZM108 182H111L110 184L108 183ZM120 183L119 185L117 184V183ZM121 182H122V184H121ZM123 182H127L126 184L125 183H123ZM130 182H131V184H130ZM167 182V184H165ZM184 182V183H183ZM199 182V183H200ZM201 182V183H202ZM246 182V183H245ZM263 182V183H262ZM28 183V184H27ZM29 183H30V185H29ZM84 183H86V184H84ZM93 183H94V185H93ZM107 185H112V186H107ZM139 183H141V186L142 187H140L139 185ZM145 183L147 184V185H145ZM173 183V184H172ZM183 183V184H182ZM188 183V184H187ZM200 183V184H201ZM202 183V184H203ZM235 183V182H234ZM243 183V184H242ZM247 184L248 185V187L245 185V184ZM82 184V185H81ZM88 184V185H87ZM95 184H98L97 185V187H94L95 186ZM103 184V188H101V185ZM129 184H130V186H129ZM136 184H137V186H139V187H137L136 186ZM139 184V185H138ZM164 184H165V186H164ZM169 184V185H168ZM175 184V185H174ZM205 184V183H204ZM203 184V185H204ZM90 185V186H89ZM93 185V186H92ZM114 185V186H113ZM133 185H134V187H133ZM150 185V186H149ZM152 185V186H151ZM155 185V186H154ZM161 185H162V187H161ZM172 185L173 186H177V188L175 187V189H173L174 187H172ZM180 185V186H179ZM181 185H183L182 187V189H181ZM184 185H186L185 187H184ZM237 185V184H236ZM235 185V186H236ZM246 186V188H245V186ZM34 186V187H33ZM72 186V187H71ZM80 186V187H79ZM88 186V187H87ZM91 186L94 188V189H92L91 188ZM106 186V187H105ZM117 186V187H116ZM124 186V187H123ZM128 186V187H127ZM132 186V187H131ZM143 186L145 187V186H147L146 187V189H148V187H150V189H148V190H146V189H142L143 188ZM170 186V187H169ZM179 186V187H178ZM237 186H239V185H237ZM240 186V187H241ZM254 186V187H255ZM259 186V187H258ZM27 187H29V188H27ZM114 187H116V188H114ZM123 188V189H121V190H123L124 192H122V191H120V195L118 194L119 193V189L120 188ZM130 187V189H128ZM135 187H137L138 189H140V190H136L135 189ZM159 188V190H158V188ZM216 187V189L217 190H219L220 191V188L219 187H217V186H215ZM250 187V188H249ZM49 188V189H48ZM66 188H67V190H66ZM71 188V189H70ZM74 188V189H73ZM78 188V189H77ZM89 188H90V190H89ZM96 188H99V189H96ZM110 188H111V190L112 191H110ZM116 189V191L114 190V189ZM118 188V189H117ZM124 188H125V190H124ZM155 189V190H153V189ZM164 188V189H163ZM169 188V190L167 191V189ZM187 188V189H186ZM256 188H254V189H256ZM77 189V190H76ZM85 189H87V191L85 190ZM105 189H107L106 191H105ZM108 189H109V191H108ZM134 191V192H132V190ZM171 189V190H170ZM237 189V190H236ZM240 189V190H239ZM249 189V190H248ZM11 190V191H10ZM26 190V191H25ZM72 190H76L75 191V195L73 194V191ZM79 190V191H78ZM82 190V191H81ZM93 190V191H92ZM94 190L96 191L95 192V194H94ZM118 190V191H117ZM126 190H127V192H126ZM135 190H136V192H135ZM146 190V191H145ZM161 190V192H159ZM176 190V191H175ZM179 190V191H178ZM216 190V191H217ZM70 191H72V192H70ZM97 191H98V193H97ZM105 191V192H104ZM130 191V192H129ZM139 191V192H138ZM142 191V192H141ZM143 191H145L144 193H143ZM148 191V192H147ZM150 191V192H149ZM155 191V192H154ZM156 191H157V193H156ZM181 191H182V193L183 194H186V195H182V193H181ZM44 192V193H43ZM59 192H61V196H60V193ZM76 192H77V194H76ZM138 192V193H137ZM153 192V193H152ZM163 192V193H162ZM176 192H178L177 193V195L175 196V195H173L174 193ZM70 193H72L75 197V199L77 200H75L74 198H73V196L70 194ZM81 193V194H80ZM92 193V194H91ZM101 193H103L102 195H101ZM110 193V194H109ZM126 193L128 194V195H126ZM130 193H132L131 194V196H130ZM136 193V194H135ZM141 193V194H140ZM146 193V194H145ZM150 193H152V194H150ZM160 193V194H159ZM168 193V194H167ZM78 194H80V196H79V198H78ZM105 194V195H104ZM106 194L107 195H109V196H106ZM122 194V195H121ZM124 194L128 197H126V196H124ZM133 194H135V195H133ZM137 194H138V197L141 195V198H144V199H142V201H140L139 202V205L137 206H135V204H134V201L137 199ZM142 194H144V196H146V197H143L142 196ZM149 194V195H148ZM157 194V195H156ZM161 194H162V197H161ZM165 194V195H164ZM179 194H181V195H179ZM47 196V198H46V196ZM72 197H71V196ZM134 197H133V196ZM152 195H153V197H152ZM167 195V196H166ZM173 195V196H172ZM26 196V197H25ZM42 196L44 197V199L42 198ZM63 196V197H62ZM97 196V197H96ZM104 196V197H103ZM113 197L112 199H110L111 197ZM117 196H120L121 197V199H120V197H118V198H116ZM166 198H165V197ZM171 196V197H170ZM264 196V195H263ZM30 197V198H29ZM70 197L72 198L71 200H69L70 199ZM85 197H87V198H85ZM91 197V198H90ZM98 197H99V199H98ZM101 197H103V199L106 197V201L105 200H101ZM126 197V198H125ZM136 197V198H135ZM158 197V198H157ZM160 197H161V199H160ZM174 197H175V199H174ZM177 197V198H176ZM186 197V198H185ZM56 198H58V199H56ZM60 198H63V199H60ZM79 199V201L80 200H82L83 198V200L82 201H84L85 202V200L87 199V202H89L88 204H84L83 202H79L78 201V199ZM96 198H97V202H95V200H96ZM109 198V199H108ZM115 198V199H114ZM133 200H132V199ZM148 198H150L149 200H148ZM153 198V199H152ZM170 198V199H169ZM183 198H185V200H183ZM54 199V200H53ZM92 199H94V200H92ZM117 199V200H116ZM127 199L128 200H131V201H129L130 202V204H129V202L127 201ZM154 199H160V201L162 202L163 201V208H158V210L157 211H155V209H154V211H155V213H154V211H153V209H151V212H150V209H148L147 210V213H146V206L151 202V200H153V201H157V200H154ZM167 199V200H166ZM168 199H169V202H168ZM202 199V198H201ZM205 198H203L202 199V202L204 201V203H201V202H199L198 201V203L197 202H194L195 204H197V205H195L194 204V207H197L198 205L200 206V204L202 205V208L204 209L207 205H208V202H205V200L207 199L208 200V198H206L205 200H204ZM244 199V198H243ZM264 199V197L262 198V200ZM48 200V201H47ZM61 200V201H60ZM75 200V201H74ZM112 200H113V202H112ZM120 200V201H119ZM122 200V201H121ZM124 200V201H123ZM146 202H145V201ZM165 200V201H164ZM172 200V201H171ZM206 200V201H207ZM20 201V202H19ZM24 201V202H23ZM59 201V202H58ZM93 201V202H92ZM102 201V202H101ZM110 201V202H109ZM167 201V202H166ZM183 201H185L184 203H183ZM237 200H235V204L233 203V206L231 207V208H237V206H238V204H237V202H236ZM78 202V203H77ZM95 202V203H94ZM119 202V203H118ZM125 202V207H124V205L122 204V203H124ZM133 202V203H132ZM164 202L166 203V204H168V205H166V204H164ZM181 204H180V203ZM60 203V205L58 206V205H56V204H59ZM74 203V204H73ZM80 203V204H79ZM84 205H89V204H91V205H89V206H91V207H89V206H85V212H83V213H86L87 211H88V216L87 217H89L91 214V216H90V218L92 219V220H95V225L96 226H94V224H93V222L94 221H91V219L89 220H87L85 217V215L87 214H80V212H79V210H81V206L80 205H82V208L84 207L83 206V204ZM98 205H97V204ZM114 203V204H113ZM145 203V204H144ZM146 203H148V204H146ZM263 203H264V200H263ZM15 204V205H14ZM27 204V205H26ZM76 204V205H75ZM79 204V205H78ZM107 206H106V205ZM111 204H113V205H111ZM119 204V205H118ZM123 206V207H120L121 205ZM129 206H128V205ZM132 204V205H131ZM140 204H142V205H140ZM144 204V205H143ZM169 204H171V206L169 205ZM183 204V205H182ZM53 205V206H52ZM55 205V206H54ZM164 205H166V206H164ZM172 205H174V208L172 207ZM185 205V206H184ZM205 205V206H204ZM258 205H260V203L258 202ZM264 205V204H263ZM49 206V207H48ZM52 206V207H51ZM98 206V207H97ZM117 206V207H116ZM133 206V207H132ZM9 207V208H8ZM61 207V208H60ZM77 207V208H76ZM87 207H89L88 209H87ZM100 207V208H99ZM107 207V208H106ZM111 209H110V208ZM118 207H120L119 209H120V211H122V212H120L119 211V209H118ZM131 207H132V209H131ZM169 207V208H168ZM172 207V208H171ZM2 208H4V211L2 210ZM12 208V209H11ZM59 210H58V209ZM64 208V209H63ZM68 208V209H67ZM71 208V209H70ZM116 208V209H115ZM135 208H137V209H135ZM144 208V209H143ZM146 208V209H145ZM177 208H180V211H176V210H178ZM198 208V207H197ZM60 209H61V212H63L64 214L66 213V216L64 215V214H62L61 212H60ZM75 209H76V211H75ZM100 209H102L101 211H100ZM104 209V210H103ZM107 209V210H106ZM143 209V210H142ZM164 209V210H163ZM54 210V211H53ZM62 210H64V211H62ZM87 210V211H86ZM116 210V211H115ZM124 210H126V211H124ZM137 210H139V211H137ZM161 210V211H160ZM169 210V211H168ZM173 210V211H172ZM256 210V208L254 207V210H253V213H254V211ZM10 211V212H9ZM51 211V212H50ZM58 211V212H57ZM82 211H84V209H82ZM81 211V212H82ZM93 211V212H92ZM98 212V216H96L97 215V212ZM104 211H105V214H104ZM107 211V212H106ZM111 212V213H109V212ZM142 211H144L143 213H142ZM162 211H163V213H162ZM166 212V214H165V212ZM172 211V212H171ZM175 211H176V213H177V215H175L176 213H175ZM101 212V213H100ZM114 212H116L115 213V215L113 214ZM125 212V213H124ZM160 212V213H159ZM167 212H171V214L170 213H167ZM4 213H5V215H4ZM11 213H13V214H11ZM55 213V214H54ZM121 213L123 214V216L124 215H126L125 216V218H127V220L126 219H121L122 221L121 222H117L116 220H118L119 218V216L121 215ZM134 213V214H133ZM152 213H153V215H152ZM198 213V212H197ZM196 213V214H197ZM9 214V215H8ZM15 214V215H14ZM21 214V215H20ZM59 214V215H58ZM68 214V215H67ZM76 216H74V215ZM77 214H78V216H77ZM116 214H118L117 216H116ZM157 215V217L155 216V215ZM165 214V215H164ZM170 214V215H169ZM199 215H200V213H198ZM202 214H204V213H202ZM202 214L200 215L201 216V219H204V220H201L200 219V221H199V218H196V215H194L193 216V218L195 217L196 218V220L197 221H195V219H194V221H192V223L194 224V223H196L195 224V227L193 226V227H191V229L190 230H192V228L194 229V228H196L197 226H199L200 227V229L202 228L201 227V225L203 226H210L211 224H210V220H209V218H207L208 217V215H203V217H202ZM55 215V216H54ZM70 215V216H69ZM101 215H103V216H101ZM107 217H106V216ZM114 215V216H113ZM137 215H139V216H137ZM171 215H173V216H171ZM3 216V217H2ZM10 216V217H9ZM12 216H16V217H12ZM22 216H24V217H22ZM25 216H26V218H25ZM57 216H58V218H57ZM63 216V217H62ZM82 216H85V217H82ZM99 216H100V218H99ZM109 216V217H108ZM115 216H116V218H115ZM122 216V215H121ZM146 217V220L143 222V221H139L140 220V218H142V217ZM167 216V217H166ZM199 216V217H200ZM262 216V215H261ZM9 217V218H8ZM52 217H54V218H52ZM56 217V218H55ZM66 218V220H67V223H66V220H65V218ZM86 221H90V223L89 222H86L85 223V221H83L82 220V218ZM93 217H94V219H93ZM105 217L106 218H108V221H106L107 219H105ZM156 219H155V218ZM168 217H171V218H168ZM173 217V218H172ZM176 217V218H175ZM197 217H198V215H197ZM248 217H250V216H248ZM248 217H245V218H243L242 220L240 219V224H242V225H238L239 226V228H238V226H237V224H236V221L237 220H231V221H229L228 223H231L232 225H230V228L231 229H236V231H235V229L234 230H231L230 229V231L228 232L229 234H230V232H231V234H232V237L229 235H225L224 236V239L225 238H227V236H228V239H226L227 241L226 242H229V241H233L232 243L234 244H231V242H230V246H232L233 248H235L237 245H238V243H242L241 241H243L244 242V245L245 244H248L249 243V238L247 239V235H242L243 237H245L244 239H246V240H241L240 238H239V236L238 237H236V235H238L239 234V232H241V231H243V232H248V234H249V236H250V233H249V229H248V226H247V224H248V220H250ZM3 218V219H2ZM10 218H12V219H10ZM21 218V219H20ZM25 220H24V219ZM30 218V219H29ZM39 218V219H38ZM50 218H52V219H50ZM62 218V219H61ZM68 218V219H67ZM81 218V220H79ZM114 218V219H113ZM124 218V217H123ZM130 218V219H129ZM147 218L149 219V220H147ZM153 218H154V220H153ZM178 219V222H179V220H181V223L182 222H185L186 224H184V227H182L183 226V224H179V223H177L176 221L177 220H175V219ZM6 221H5V220ZM17 222H15L14 220ZM22 219H23V221H22ZM29 219V220H28ZM34 219H36V220H34ZM46 219L47 220H53V221H46ZM55 219V220H54ZM56 219H58V220H56ZM59 219L61 220V223H60V221H59ZM65 221H64V220ZM73 220V222H71L72 220ZM99 219V220H98ZM104 219V221H106L105 223L106 224H104L103 223V221L102 220ZM135 219H137V222H138V224H137V222H136V220ZM170 219H171V221H170ZM206 219H208L207 221H205ZM264 219V213H263V216H262V220ZM9 220V221H8ZM11 220V221H10ZM13 220V221H12ZM18 220V221H17ZM28 220V221H27ZM40 221V220H43V221H40V222H38L39 223V226L37 225L38 223L36 222V221ZM45 220V221H44ZM63 220V221H62ZM70 220V221H69ZM78 220H79V223H76V222H78ZM123 220H125L126 222H124ZM134 220H135V222H136V225H137V227L136 228H138L139 226H140V228H138V229H134L135 231V233L132 231L133 230V227L135 226V222H134ZM152 220H153V224H155V225H153L152 223V225L151 226H147V224H146V221H151L152 222ZM158 220V221H157ZM166 220H164L165 221V223H164V221H162V223H164L163 225H167L166 224ZM173 220V221H172ZM193 220V219H192ZM3 221V222H2ZM22 221V222H21ZM31 221V222H30ZM55 221V222H54ZM59 223H58V222ZM75 221V222H74ZM97 221H99V222H101V223H99V222H97ZM110 221V223L111 224H108L107 225V223ZM115 221V222H114ZM128 221V222H127ZM155 221V222H154ZM156 221L158 222L157 224V228L156 229H154L155 227L154 226H156ZM199 221V222H198ZM202 221V222H201ZM205 221V222H204ZM216 222H215V224H219L220 222H221V220L219 221L218 219H216L215 220ZM234 221V222H233ZM2 222V223H1ZM5 222V223H4ZM26 222V223H25ZM28 222H30V223H28ZM42 222V223H41ZM52 222H54V224L52 223ZM71 222V223H70ZM122 222H124V223H122ZM170 222H172L171 224H169ZM176 222V223H175ZM198 222V223H197ZM204 222V223H203ZM207 222H209V223H207ZM238 222V221H237ZM241 222H244V224H245V222H246V227L244 226V224L243 223H241ZM23 223V224H22ZM24 223H25V226H24ZM29 225H28V224ZM62 223L64 224V225H62ZM74 223H75V225H76V229L75 228H73L74 226ZM86 224V226H85V224ZM88 223V224H87ZM99 225H98V224ZM115 223H116V225H115ZM118 223H122V225H124V228L126 227V225L128 226L127 228H125L126 230H123V229H121V227H122V225H120V224H118ZM126 223V224H125ZM128 223V224H127ZM175 223V224H174ZM4 224V225H3ZM6 224H7V226H6ZM10 224V225H9ZM43 226H42V225ZM44 224H45V226H44ZM51 224H53V225H51ZM59 224H61V225H59ZM71 224V225H70ZM78 224V225H77ZM83 224V225H82ZM104 224V225H103ZM118 224V225H117ZM141 224V225H140ZM173 224V225H172ZM178 224V225H177ZM201 224V225H200ZM3 225V226H2ZM23 225V226H22ZM28 225V226H27ZM33 225V226H32ZM47 225V226H46ZM59 225V226H58ZM80 225H82V226H80ZM88 225H92L94 228H97V229H100V231H98V232H96V230L97 229H94L93 230V228H89L90 226H88ZM105 225H107L109 228H107ZM132 225H134V226H132V229H130L131 228V226ZM180 225H182L181 227H180ZM15 226V227H14ZM20 226H22V227H20ZM35 226V228L37 229H35V228H33ZM57 226H58V228H57ZM64 226H66L65 228H64ZM68 226V227H67ZM77 226H79V228L81 227L82 229H80L79 230V228L77 227ZM98 226V227H97ZM101 226V227H100ZM177 226V227H176ZM203 226V227H204ZM235 226V227H234ZM241 226L243 227L242 229H241ZM6 227L10 230L11 229V232H12V228H14V230L17 232V234L13 231L12 233L11 232H9V233H11V234H9L8 233V231L6 232L5 230H2V229H6ZM11 227V228H10ZM40 227V228H39ZM44 227V228H43ZM62 229H61V228ZM71 227V228H70ZM100 227V228H99ZM114 227V228H113ZM130 227V228H129ZM162 228H163V230H167L166 228L164 229V227H166V226H161ZM179 227V228H178ZM19 228V229H18ZM32 228V229H31ZM66 228H67V231H66ZM102 228H104V230L102 229ZM107 228V229H106ZM123 228V227H122ZM135 228V227H134ZM153 228V229H152ZM170 227H169V231L171 232V233H174V232H176L177 230L173 227V229H171ZM17 229V230H16ZM27 231H25V230ZM34 229H35V231L37 232H35L34 231ZM66 231H64V230ZM69 229V230H68ZM77 230V232L75 231V233H77V235L75 234L74 235V237L76 238V236H79V237H77V240L75 239V238H73V237H70V233H74V231L72 232L71 230ZM91 229V230H90ZM102 229V230H101ZM111 229V230H110ZM119 229H121V231L123 230L124 231V233L122 232L121 233V231L119 230ZM128 229V230H127ZM143 230V232H140V231H142ZM146 229V230H145ZM150 229V230H149ZM260 229H261V227H260ZM1 230L2 231H4V233L6 232V233H8L9 235H8V237L11 235V237H9V238H7L6 236H7V234L5 233V235H3V232L1 233ZM7 230V229H6ZM21 230V231H20ZM23 230L25 231V233H27L26 234V236L28 237H23V235H25L24 234V232H23ZM31 230V231H30ZM90 230V231H89ZM109 230V231H108ZM118 231V233H117V231ZM131 232H130V231ZM139 230V231H138ZM152 230H153V232L154 233H152ZM186 230H184V232H188L187 234H191V232H190V230L189 231H186ZM195 230V229H194ZM194 230H192V232H196V230L194 231ZM238 230V231H237ZM245 230V231H244ZM28 231L31 233H28ZM32 231H33V233H34V236H33V233H32ZM40 231V232H39ZM81 231V232H80ZM109 232V233H107V232ZM111 231V232H110ZM21 232V233H20ZM22 232H23V234H22ZM70 232V233H69ZM80 232V233H79ZM94 232V234H92ZM101 232V233H100ZM104 232V233H103ZM120 232V233H119ZM126 232V233H125ZM139 232V233H138ZM146 232V233H145ZM148 232H149V234H148ZM197 232H199V229H198V231ZM234 232H236V233H234ZM262 232H264V226H263V228L261 229V233ZM83 233V234H82ZM90 233H91V235H90ZM21 234V235H20ZM29 234V235H28ZM36 234V235H35ZM80 234V235H79ZM153 234H154V238L152 239V236H153ZM241 234H242V232H241ZM15 235V236H14ZM18 235V236H17ZM31 235V236H30ZM41 235V236H40ZM59 237H58V236ZM72 236H73V234H71ZM94 235V236H93ZM101 235V237H103V238H101V237H99ZM108 236L109 237V239H108V237H106V236ZM158 235V236H157ZM1 236H3V237H1ZM30 236V237H29ZM38 236V237H37ZM89 236H91V237H89ZM124 238H123V237ZM233 236H235L236 238H234ZM247 236V237H246ZM6 237V238H5ZM14 237V238H13ZM17 237H19V239L20 240H22V241H20ZM43 237H44V239H43ZM58 237V238H57ZM60 237H62L63 238V240H64V238H66L65 239V242H66V240L68 239V237H69V242H64L65 244H63V243H61V244H59L60 242H63V240H61L62 238H60ZM82 237V238H81ZM99 237V238H98ZM119 237V238H118ZM120 237H121V239L124 241H122L121 239H120ZM5 238V239H4ZM12 238V239H11ZM21 238H23V239H21ZM27 238V239H26ZM32 239V240H30V239ZM72 238L73 239H75L74 241H75V243L73 242V241H71L72 240ZM83 238H84V240H85V242H84V240H83ZM101 238V239H100ZM105 238H106V240H105ZM116 238V239H115ZM126 238V239H125ZM128 238H129V240H128ZM231 238V239H230ZM234 238V239H233ZM2 239H4V240H2ZM9 239V240H8ZM60 239V240H59ZM79 239H81V240H83V242H80V240ZM92 239H95V241L94 240H92ZM117 239H119V240H117ZM127 240L126 242H125V240ZM131 239V240H130ZM149 239V240H148ZM157 239V240H156ZM230 239V240H229ZM8 240V241H7ZM25 240H28V241H25ZM34 240H36V241H34ZM59 240V241H58ZM98 240H100L99 242H100V244H98V243H95V242H98ZM105 240V241H104ZM141 240V241H140ZM150 240H151V244H152V246H149V244H150ZM237 241V243L235 244V242ZM241 240V241H240ZM31 241H32V243H31ZM43 241H45V242H43ZM58 241V242H57ZM94 241V242H93ZM104 243L103 245H101V243L102 242ZM121 241V242H120ZM131 241H133L132 243L134 244V245H132V243H131ZM154 241V242H153ZM167 241V242H166ZM240 241V242H239ZM3 242H4V244H3ZM8 242V243H7ZM12 242V243H11ZM14 242V243H13ZM24 242H26V243H24ZM37 242H38V245H37ZM74 243V244H72V243ZM76 242H78L77 243V245L78 246H75L76 245ZM128 242V243H127ZM148 242V243H147ZM165 242H166V244L167 243H170V244H168V247L166 246V244H165ZM246 242V243H245ZM10 243V244H9ZM20 243H21V245H20ZM44 243V244H43ZM72 246V247H70V245ZM94 243V244H93ZM108 245H107V244ZM112 243H114L113 245H112ZM122 244V248H121V245L120 244ZM124 243H126V244H124ZM198 242H196V244H197ZM23 244H25V246L23 245ZM41 244V245H40ZM43 244V245H42ZM46 244V245H45ZM63 244V245H62ZM84 244V245H83ZM93 244V245H92ZM129 244V245H128ZM130 244L132 245V246H130ZM135 244H137V246L135 245ZM146 244H148L147 246L149 247V250L150 249H152V250H154L155 248L157 249H155L154 251H152V250H148V251H146V249H144V246ZM150 244V245H151ZM173 244V245H172ZM250 244V243H249ZM248 244V245H249ZM28 245H29V247H28ZM57 245V246H56ZM67 245V246H66ZM83 245V246H82ZM92 245V246H91ZM96 245V246H95ZM100 245V246H99ZM118 245H119V247H118ZM126 245H128V247L126 246ZM142 245H143V247H142ZM155 245H156V247H155ZM160 247H159V246ZM198 245L199 246H201V247H199L198 248ZM198 245L197 246H195V245H193L192 244V249H195V247H197L194 251L196 252H198V251H206V253H207V249L210 251L211 250V248H212V246H211V248L209 247L210 245H205V243H203L202 244V242L199 244L198 243ZM236 245V246H235ZM243 245V244H242ZM241 244L240 245H238L239 246V248H240V246H242ZM247 245V246H248ZM40 246H41V248H40ZM49 246V247H48ZM75 246V247H74ZM81 246V247H80ZM94 246V247H93ZM99 246V247H98ZM102 246H103V248H104V251H102ZM104 246H106V247H104ZM108 246H110V247H108ZM206 246H207V249H205L206 248ZM237 246V247H238ZM253 246V245H252ZM26 249V248H30L31 250H33V251H31L30 249L29 250H27L26 249V252H24L23 251V249L24 248ZM43 247V248H42ZM45 247V248H44ZM47 247V248H46ZM83 247V248H82ZM89 249H88V248ZM90 247H91V249H90ZM127 247V248H126ZM129 247H130V249H129ZM132 247V248H131ZM136 247H138V248H136ZM158 247H159V249H158ZM205 247V248H204ZM245 247H246V245H245ZM249 248H250V246H248ZM247 247V248H248ZM35 250H34V249ZM101 248V249H100ZM109 248H113V250H112V252L110 253V251H111V249H109ZM117 248H119V249H117ZM125 248V249H124ZM204 249V250H202V249ZM252 248L255 250L256 249V247L255 246H253V247H251V253H250V250L248 251L249 253H248V255L249 254H251V256H249V259H250V262H248V263H250L251 264V261H252V259L255 261H257V262H254V264H261V261L260 262H258L260 259H262V257H260L261 256V254L262 253H260L259 254V256L257 255V256H255V254L257 253L258 254V250L256 249L255 251L254 250H252ZM39 249H41V250H39ZM46 249V250H45ZM64 249V250H63ZM106 249V250H105ZM125 251H124V250ZM131 249H133V250H131ZM135 249H137V251H138V249H139V251L137 252L138 254H141V256L140 255H138L137 253H136V251H134ZM142 249V250H141ZM198 249V250H197ZM21 250V251H20ZM63 250V251H62ZM117 250H120L119 251V255H118V252H117V254H116V256L117 257H115L114 255L115 254H113V252L114 253H116L115 251ZM130 250V251H129ZM169 250V249H168ZM233 250H235V252H236V250H238V248L236 249H233ZM30 251L33 253L34 251H35V253H30ZM98 251H100L101 253H99ZM121 251H123L124 253L123 254H126L125 255V258L126 257H131V258H129V259H131V261L129 262V260L126 258V263L124 262V256H121V257H123L122 258V260H121V258L119 257L118 258V256H120V254H121ZM133 251H134V253H136V254H134L133 253ZM239 251V250H238ZM257 251V252H256ZM2 252V253H1ZM23 252H24V254L25 253H29V254H23ZM60 252H62V254L60 253ZM64 252H67L66 254H65V256L68 254V258H66V257H62V256H64ZM76 252V253H75ZM90 252V253H89ZM140 252V253H139ZM148 252V253H147ZM196 252V253H197ZM264 252V251H263ZM4 253V254H3ZM18 253V254H17ZM44 253V254H43ZM59 253V254H58ZM70 253H71V255H72V253H73V255H72V258L71 259H73V262H72V260L69 258V256H70ZM87 253H89L91 256H89L88 257V254ZM92 253V254H91ZM158 253H161V252H158ZM163 254L165 253V252H162ZM198 253H203V252H198ZM239 253V252H238ZM3 254V255H2ZM49 254H50V256H49ZM58 256H57V255ZM75 254V255H74ZM99 254V255H98ZM105 255V257L104 256H101V255ZM129 254H131V255H133L134 257L135 256H138V257H135V258H139V259H135L133 256H130ZM149 254V255H148ZM163 254H160V255H163ZM22 255H23V257H22ZM30 255H32V256H30ZM62 255V256H61ZM82 255V257L81 258H79L80 256ZM86 255V256H85ZM113 256V257H110V256ZM122 255V254H121ZM127 255H129V256H127ZM19 256V257H18ZM60 256V257H59ZM77 256V260L75 259V258H73V257H76ZM92 256H94V258L93 259H88V258H92ZM97 256V257H96ZM99 256V257H98ZM108 258H107V257ZM150 256V257H149ZM253 256H255L256 258H254ZM6 257V258H5ZM29 257V258H28ZM59 257V258H58ZM71 257V256H70ZM84 257V258H83ZM103 257V259H101ZM134 259H133V258ZM141 257V258H140ZM250 257H252V259L250 258ZM13 258H15V259H13ZM23 258V260H21ZM44 258V259H43ZM52 258V259H51ZM110 258V259H109ZM116 258V259H115ZM119 260H118V259ZM144 258V257H143ZM145 258L141 261V262H143V261H145ZM1 259H2V261H1ZM7 259V260H6ZM9 259V260H8ZM25 259V260H24ZM83 259L85 260V261H83ZM100 259H101V261H100ZM114 259V260H113ZM259 259V260H258ZM16 260H17V262H16ZM20 262H19V261ZM71 260V261H70ZM96 260V261H95ZM153 260V261H152ZM15 261V262H14ZM24 263H23V262ZM51 261V262H50ZM54 261V262H53ZM82 261V262H81ZM100 261V262H99ZM105 261H107V262H105ZM119 261H121V262H119ZM134 261V262H133ZM157 261H159L160 262V260L158 259ZM14 262V263H13ZM19 262V263H18ZM63 262V263H62ZM99 262V263H98ZM111 262V263H110ZM133 262V263H132ZM158 262V263H159ZM198 262V261H197ZM155 262H153L152 264H154ZM157 263V262H156ZM157 263V264H158ZM161 263V262H160ZM159 263V264H160ZM252 263H253V261H252ZM139 264H146L145 262H143V263H140L139 262ZM192 264H196V261H195V263H192Z\"/></svg>",
    "mask_w": 264,
    "mask_h": 264
},
{
    "label": "bare ground",
    "instance_id": "bare-ground-1",
    "mask_svg": "<svg viewBox=\"0 0 264 264\" xmlns=\"http://www.w3.org/2000/svg\"><path fill=\"white\" fill-rule=\"evenodd\" d=\"M63 1H64V0H63ZM72 1H73V0H72ZM111 1H112V0H111ZM132 1H133V0H132ZM147 1H148V0H147ZM186 1H187V0H186ZM188 1H189V0H188ZM188 1H187V2H188ZM205 1H206V0H205ZM226 1H227V0H226ZM226 1H224V2H226ZM238 1H239V0H238ZM65 2L67 3V1H65ZM79 2H80V1H79ZM135 2H136V1H135ZM165 2H166V1H165ZM165 2H164V3H165ZM212 2L214 3V1H212ZM228 2H229V1H228ZM228 2H227V3H228ZM239 2H241V1H239ZM70 3H71V2H70ZM82 3H83V1H82ZM90 3H91V2H90ZM142 3H143V2H142ZM146 3H147V2H146ZM148 3H149V2H148ZM151 3H152V2H151ZM217 3H218V2H216V6L219 7V6L217 5ZM231 3H232V2H231ZM242 3H243V2H242ZM40 4H42V3H40ZM67 4H69V3H67ZM74 4H75V3H74ZM76 4H78V3H76ZM91 4H92V3H91ZM130 4H132V3H130ZM152 4H153V3H152ZM171 4H173V3H171ZM184 4H185V3H184ZM193 4H194V2H193ZM206 4H207V3H206ZM219 4H220V6H223L220 2H219ZM234 4H235V3H234ZM43 5H45V4H43ZM43 5H42V6H43ZM95 5H96V4H95ZM102 5H103V4H102ZM159 5H160V4H159ZM166 5H167V4H166ZM196 5H197V4H196ZM225 5H226V4H224V6H225ZM73 6H74V5H73ZM81 6H82V4H81ZM89 6H91V5L89 4ZM144 6H145V5H144ZM162 6H163V5H161L160 8H163ZM240 6H241V4H240ZM36 7H37V6H36ZM67 7H68V6H67ZM100 7H101V6H100ZM100 7H99V8H100ZM151 7H152V6H151ZM165 7H166V6H165ZM169 7L171 8V6H169ZM172 7H173V5H172ZM182 7H183V6H182ZM192 7H193V6H192ZM207 7H208V6H207ZM211 7L213 8V5H212ZM214 7H215V5H214ZM228 7H229V5H228ZM228 7H227V8L225 7V8L227 9V12H229V11L231 12V10H228ZM42 8H43V7H42ZM44 8H45V7H44ZM94 8H95V6H94ZM141 8H142V7H141ZM147 8H148V7H147ZM149 8H150V7H149ZM153 8H154V7H152V9H153ZM212 8H211V9H212ZM215 8H216V7H215ZM225 8H224V9H225ZM246 8H247V7H246ZM262 8H264V7H262ZM51 9H52V8H51ZM53 9H54V8H53ZM60 9H61V8H60ZM62 9H63V8H62ZM75 9H77V7H76ZM88 9H89V8H88ZM97 9H98V8H97ZM209 9H210V7H209ZM226 9H225V11H226ZM229 9H230V8H229ZM232 9H233V8H232ZM259 9H260V8H259ZM47 10H48V9H47ZM73 10H74V9H73ZM113 10H114V9H113ZM115 10H116V9H115ZM115 10H114V11H115ZM167 10H168V9H167ZM170 10H172V9H170ZM206 10H207V9H206ZM215 10H216V9H215ZM219 10H220V9H218V11H219ZM256 10H258V9H256ZM261 10H262V9H261ZM50 11H51V10H50ZM57 11H58V10H57ZM92 11H93V10H92ZM119 11H120V10H119ZM130 11H131V10H130ZM132 11H133V10H132ZM150 11H151V10H150ZM157 11H158V9H157ZM211 11H212V10H211ZM216 11H217V10H216ZM218 11H217V12H218ZM220 11H221V10H220ZM223 11H224V10H223ZM225 11H224V12H225ZM250 11H251V10H250ZM43 12H44V11H43ZM48 12H49V11H48ZM58 12H59V11H58ZM71 12H72V11H71ZM73 12H74V11H73ZM89 12H91V11H89ZM140 12H141V11H140ZM143 12H144V11H143ZM167 12H168V11H167ZM169 12H170V11H169ZM233 12H234V11H233ZM243 12H244V11H243ZM245 12H246V11H245ZM257 12H258V11H257ZM259 12H261V11L259 10ZM259 12H258V13H259ZM56 13H57V12H55V14H56ZM59 13H60V12H59ZM91 13H92V12H91ZM91 13H90V14H91ZM109 13H110V12H109ZM113 13H114V12H113ZM115 13H116V12H115ZM118 13H119V12H118ZM118 13H117V14H118ZM120 13H121V12H120ZM120 13H119V14H120ZM124 13H125V12H124ZM144 13H145V12H144ZM171 13H172V12H171ZM171 13H170V14H171ZM174 13H175V12H174ZM185 13H186V12H185ZM198 13H199V12H198ZM250 13H251V12H250ZM254 13H256L255 10H254ZM261 13H263V12H261ZM21 14H22V13H21ZM38 14H40V13H38ZM55 14H54V15H55ZM93 14H94V13H93ZM128 14H129V13H128ZM131 14H133V12H132ZM188 14H189V13H188ZM201 14H202V13H201ZM216 14H218V13H216ZM221 14H223V13H221ZM225 14H226V13H225ZM229 14H230V13H229ZM233 14H234V13H233ZM237 14H238V13H237ZM252 14H253V13H252ZM24 15H25V14H24ZM40 15H41V14H40ZM43 15H44V14H43ZM43 15H41L40 18H39V17H38V18L40 19L41 23L44 22V24L46 25V23H45L46 21H45V20H47V22H48V21H49L48 19H51V20H52L51 17H53V16H51V17H50V16H47V15H51V14H47V15H45V16H43ZM69 15H70V14H69ZM72 15H73V14H71V16H72ZM75 15H76V12H75ZM78 15H79V14H78ZM94 15H95V14H94ZM133 15H134V14H133ZM146 15H147V14H146ZM149 15H150V14H149ZM151 15H152V14H151ZM156 15H158V14H156ZM165 15H166V14H165ZM165 15H163V16L165 17ZM197 15H198V14H197ZM214 15H215V13H214ZM231 15H232V13H231ZM256 15H257V14H256ZM2 16H4V15L2 14ZM19 16H20V15H19ZM26 16H27V15H26ZM42 16H43L44 18L46 17V18H48V19H45V20H44V18H43ZM59 16H60V15H59ZM67 16H68V15H67ZM79 16H80V15H79ZM88 16H89V15H88ZM115 16H116V15H115ZM122 16H123V15H122ZM122 16H120V17H122ZM126 16H127V14H126ZM128 16H130V15H128ZM128 16L126 17V19L128 18ZM139 16H140V15H139ZM158 16H160V13H159ZM171 16H172V15H171ZM171 16H170V18H171ZM219 16H220V15H219ZM219 16L216 15V16H215V17H217L216 19H218ZM224 16H225V15H224ZM228 16H229V15H228ZM232 16H233V15H232ZM232 16H230V17H232ZM242 16H243V15H242ZM247 16H248V15H247ZM257 16L259 17V15H257ZM260 16H261V15H260ZM6 17H7V16H6ZM21 17L24 19L23 16H21ZM21 17H20V18H21ZM29 17H30V15H29ZM54 17H56V16H54ZM60 17H62V16H60ZM65 17H66V16H65ZM73 17H74V16H73ZM97 17H98V16H97ZM120 17H119V18H120ZM141 17H143V16H140V18H141ZM147 17H148V15H147ZM147 17H146V19H147ZM149 17H150V16H149ZM149 17H148V18H149ZM154 17H155V15H154ZM164 17H163V18H164ZM167 17H168V16H167ZM172 17H173V16H172ZM182 17H183V16H182ZM211 17H212V16H211ZM215 17H214V18H215ZM221 17H222V15H221L219 18H221ZM234 17H235V16H234ZM252 17H253V16H252ZM261 17H263V16H261ZM261 17H260V18H261ZM80 18H81V17H80ZM111 18H112V17H111ZM123 18L125 19V16H123ZM123 18H120V19L123 20ZM129 18H130V17H129ZM133 18H135V17H133ZM133 18H132V19H133ZM136 18H137V16H136ZM150 18H151V17H150ZM150 18H149V19H150ZM152 18H153V17H152ZM158 18H159V17H158ZM160 18H161V16H160ZM160 18H159V19H160ZM200 18H201V17H200ZM212 18H213V17H212ZM214 18H213V19H214ZM222 18H224V17H222ZM240 18H241V17H240ZM255 18H256V17H255ZM263 18H264V17H263ZM65 19H66V18H65ZM71 19H72V18H71ZM92 19H93V18H92ZM98 19H99V18H98ZM98 19H97V21H98ZM116 19H118V18H116ZM130 19H131V18H130ZM146 19H145V17L143 18V20H146ZM155 19H156V18H155ZM208 19H209V18H208ZM225 19H226V18H225ZM228 19H230V18L228 17V18L226 19V22H225V20H224V22H225V23H228V22H229ZM233 19H234V18H233ZM236 19H237V17H236ZM252 19H253V18H252ZM252 19H251V20H252ZM257 19H258V18H257ZM36 20H37V19H36ZM36 20H35V21H36ZM43 20H44V21H43ZM67 20H68V19H67ZM67 20H65V21H67ZM74 20H75V19H74ZM77 20H78V21L76 22V24L79 25V19L77 18ZM82 20H84V19H82ZM99 20H100V19H99ZM133 20H134V22H135V19H133ZM138 20H139V19H138ZM140 20H142V19H140ZM143 20H142V22H143ZM147 20H148V19H147ZM147 20H146V21H147ZM150 20H154V19H150ZM172 20H173V19H172ZM218 20H219V19H218ZM218 20H217V21H218ZM230 20H232V19H230ZM255 20H256V19H255ZM260 20H261V19H260ZM13 21H14V19H13ZM37 21H38V20H37ZM60 21H61V20H60ZM62 21H63V20H62ZM65 21H64V22H65ZM69 21H70V20H69ZM71 21H72V20H71ZM86 21H88V20H86ZM86 21H85V22H86ZM146 21H145V24L148 23V22L146 23ZM148 21H149V20H148ZM160 21H161V23H162V21H163L162 18L160 19ZM160 21H158L159 24H160ZM164 21H165V20H164ZM176 21H177V20H176ZM219 21L221 22L222 20L220 19ZM227 21H228V22H227ZM233 21H234V20H233ZM257 21H258V20H257ZM261 21H262V20H261ZM9 22H10V21H9ZM9 22H8V23H9ZM14 22H16V21H14ZM81 22L83 23V21H81ZM88 22H89V21H88ZM92 22H93V21H92ZM115 22H116V24H117V22H119V21H115ZM131 22H132V21H131ZM158 22L155 20L154 23H157V24H158ZM171 22H172V21H171ZM0 23H1V22H0ZM8 23H7L6 25H8ZM39 23H40V22H39ZM41 23H40V24H41ZM57 23H58V22H57ZM68 23H69V22H68ZM70 23H71V22H70ZM95 23H96V22H95ZM97 23H98V22H97ZM119 23H121V21H120ZM139 23H140V21H139ZM169 23H170V22H169ZM172 23H173V22H172ZM174 23H175V22H174ZM225 23H224V24H225ZM236 23L238 24V22H236ZM253 23H254V21H253ZM258 23H260V22H258ZM262 23H263V21H262ZM262 23H260V24H262ZM10 24H11V22H10ZM13 24L15 25V23H13ZM17 24H18V23H17ZM35 24H38V22H36ZM42 24H43V23H42ZM59 24H60V23H59ZM64 24H66V23H64ZM89 24H90V23H89ZM98 24H99V23H98ZM127 24H128V23H127ZM131 24H135V23H131ZM140 24H141V27H142L143 24H142V23H140ZM140 24H139V25H140ZM148 24H149V23H148ZM151 24H152V23H151ZM151 24H150V25H151ZM177 24H178V23H177ZM218 24H219V23H218ZM221 24H222V22H221ZM224 24H223V25H224ZM230 24H231V26H232L233 23H230ZM230 24H229V25H230ZM263 24H264V23H263ZM66 25H67V24H66ZM66 25L64 26V28L66 27ZM78 25H77V26H78ZM85 25H87V23H85L84 26H85ZM94 25H96V24H94ZM94 25H93V26H94ZM103 25H104V24H103ZM103 25H102V26H103ZM120 25L123 26L124 24H120ZM135 25H136V24H135ZM168 25L171 26V23L168 24ZM234 25L236 26V24H234ZM242 25H243V24H242ZM254 25H256V24H254ZM8 26H9V25H8ZM8 26H7V27H8ZM31 26H32V25H31ZM60 26H61V25H60ZM88 26H89V25H88ZM96 26H97V25H96ZM122 26H121V27H122ZM128 26H130V25L128 24ZM128 26H127V28H128ZM132 26H133V25H132ZM132 26H131V27H132ZM137 26H138V23H137ZM148 26H149V25H148ZM176 26H177V25H176ZM215 26H216V25H215ZM217 26H219V25H217ZM259 26H261V28H262V25H259ZM35 27L37 28L38 26L35 25ZM72 27H73V26H72ZM75 27H76V26H75ZM79 27H82V26L79 25ZM79 27H76V28L78 29ZM124 27H125V26H124ZM131 27H130V28H131ZM135 27H136V26H135ZM141 27L139 26V28H141ZM143 27H144V26H143ZM164 27H165V26H164ZM166 27H169V26H166ZM227 27H228V26H226V25L224 26V28H226V29H227ZM229 27H230V26H229ZM20 28H21V27H20ZM48 28H49V26H48ZM64 28H63V29H64ZM85 28H86V27H85ZM91 28H92V27H91ZM95 28H96V27H95ZM114 28H115V27H114ZM117 28H118V27H117ZM146 28H147V27H146ZM148 28H151V27H148ZM153 28H157V27L154 26ZM158 28H159V25H158ZM162 28H163V25H162ZM173 28H175V26H173ZM173 28H172L171 30H173ZM232 28H233V27H232ZM258 28H259V27H258ZM12 29H13V28H12ZM43 29H44V28H42L41 30H42L43 32H45ZM66 29H67V31L69 32L68 28H66ZM66 29H65V30H66ZM73 29H74V28H73ZM77 29H76V30H77ZM83 29H84V27H83ZM115 29H116V28H115ZM119 29H120V28H119ZM132 29H133V28H132ZM160 29H161V27H160ZM165 29H166V28H165ZM169 29H170V27H169ZM184 29H185V28H184ZM220 29H221V28H220ZM251 29H252V28H251ZM251 29H250V30H251ZM254 29H255V28H254ZM256 29H257V28H256ZM4 30H5V29H4ZM6 30H7V28H6ZM6 30H5V31H6ZM15 30H16V29H15ZM18 30H21V29H18ZM37 30H38V29H37ZM41 30L39 31L38 36H37L36 38H34V37H30V36H31V33H30V36H29L30 38H25V37H22V38H21V37H20V39L17 40V41H19V43H21V44H23V42H25V43L28 42V41L31 42V40H32V41H37L38 43H39V42L41 43L42 41H45V44H47L49 40H44V36H45V34H46L47 32L44 34ZM56 30H57V29H56ZM65 30H64L63 33H66ZM76 30H75L74 32H76ZM90 30H91V29H90ZM92 30H93V29H92ZM96 30H97V29H96ZM98 30H99V29H98ZM122 30H123V27H122ZM141 30H142V29H141ZM141 30H139V32H141V33H142L143 31H144V32L147 31V30H143V31H141ZM167 30H168V29H167ZM175 30H177V29H175ZM221 30H222V29H221ZM229 30H230V28H229ZM229 30H228V31H229ZM233 30H234V29H233ZM233 30H232V33H233ZM257 30H259V29H257ZM22 31H23V30H22ZM26 31H27V29H26ZM35 31H36V30H35ZM83 31H84V30H83ZM87 31H88V29H87ZM102 31H103V30H102ZM123 31H126V30H123ZM123 31H122V32H123ZM132 31H133V30H132ZM132 31H131V32H132ZM135 31H136V29H135ZM148 31H149V30H148ZM151 31H153V30H151ZM154 31H155V29H154ZM154 31H153V32H154ZM182 31L184 32V30H182ZM189 31H190V30H189ZM189 31H188V33H189ZM226 31H227V30H226ZM235 31H237V30H235ZM27 32H28V31H27ZM27 32H26V33H27ZM77 32H78V31H77ZM77 32H76V34H77ZM80 32H81V31H80ZM80 32H79V34H80ZM90 32H91V31H89V34H90ZM100 32H101V31H100ZM120 32H121V31H120ZM149 32H150V31H149ZM159 32H161V31H159ZM163 32L166 33L167 31L165 32V31L163 30ZM163 32H162V33H163ZM171 32H172V31H171ZM178 32H179V30H178ZM180 32H181V31H180ZM222 32H223V31H222ZM237 32H238V31H237ZM252 32H253V31H252ZM260 32H261V31H260ZM2 33H4V32H2ZM5 33H6V32H5ZM17 33H18V32H17ZM26 33H25V35H26ZM69 33H70V32H69ZM69 33H68V34H69ZM94 33H95V32H94ZM125 33H127V32H125ZM136 33H137V32H136ZM141 33H140V34H141ZM147 33H148V32H147ZM150 33H151V32H150ZM150 33H149V34H150ZM157 33H158V32H157ZM229 33H230V32H229ZM234 33H235V32H234ZM248 33H249V32H248ZM248 33H247V34H248ZM7 34H8V31H7ZM7 34H6V35H7ZM9 34H10V32H9ZM9 34H8V36H9ZM13 34H15V33H13ZM18 34H19V33H18ZM86 34H87V33H86ZM120 34L123 35V33H120ZM120 34H119V35H120ZM140 34H139V35H140ZM142 34H144V33H142ZM168 34H169V33H168ZM180 34H181V33H180ZM226 34L228 35V33H226ZM237 34H238V33H237ZM260 34H261V33H260ZM0 35H1V33H0ZM11 35H12V33H11ZM15 35H16V34H15ZM23 35H24V33H23ZM53 35H54V34H53ZM63 35H64V34H63ZM90 35H92V34H90ZM95 35H97V33H95ZM98 35H99V34H98ZM137 35H138V34H137ZM137 35L134 34V36H137ZM160 35H161V33H160ZM162 35H164V34H162ZM170 35H172V34H170ZM173 35H174V34H173ZM176 35H178V33H177ZM176 35H175V37H176ZM188 35H189V34H187V36H188ZM229 35H230V34H229ZM231 35H232V34H231ZM21 36H22V35H21ZM65 36H66V34H65ZM76 36H77V38H78V35H76ZM79 36H80V35H79ZM81 36H84V35L81 34ZM85 36H86V35H85ZM88 36H89V35H88ZM109 36H110V35H109ZM116 36H117V33H116ZM125 36H128V35H125ZM125 36H123V38H124ZM131 36H132V35H131ZM141 36H142V35H141ZM145 36H146V34H145ZM145 36H144V38H145ZM157 36H158V35H157ZM168 36H169V35H168ZM183 36H184V34H183ZM224 36H225V35H224ZM2 37H3V36H2ZM14 37H15V36H14ZM27 37H28V36H27ZM46 37H47V35H46ZM46 37H45V38H46ZM50 37H51V36H50ZM68 37H69V36H68ZM72 37H73V36H72ZM89 37H90V36H89ZM96 37H97V36H96ZM105 37H106V36H105ZM139 37H140V36H139ZM142 37H143V36H142ZM142 37L140 38L141 40L144 39V38L142 39ZM150 37H151V36H150ZM150 37H149V38H150ZM158 37H161V36H158ZM166 37H167V35H166ZM177 37H178V36H177ZM185 37H186V36H184L183 38H185ZM229 37H231V36H229ZM241 37H242V36H241ZM249 37H250V36H249ZM4 38H5V35H4ZM17 38H19L18 35H17ZM64 38H65V37H64ZM77 38H76V39H77ZM91 38H92V37H91ZM116 38H118V36H117ZM116 38H114V39H116ZM131 38H132V37H131ZM164 38H165V37H164ZM188 38H189V37H188ZM188 38H187V39H188ZM2 39H3V38H2ZM47 39H48V37H47ZM70 39L72 40V38H70ZM83 39H84V38H83ZM83 39H82V40H83ZM94 39H95V38H94ZM96 39H97V38H96ZM104 39H105V38H104ZM119 39L121 40L120 37L118 38V40H119ZM126 39H127V38H126ZM136 39H137V37H136ZM138 39H139V38H138ZM145 39H147V38H145ZM151 39H152V38H151ZM160 39H161V38H160ZM162 39H163V38H162ZM162 39H161V41H162ZM169 39H170V38H169ZM172 39H173V37H172ZM181 39H182V38H181ZM181 39H180V40H181ZM215 39H216V38H215ZM231 39H233V37H232ZM234 39H235V37H234ZM3 40H4V39H3ZM15 40H16V38H15ZM66 40H67V39H66ZM66 40H65V42H66ZM82 40H80V41H82ZM84 40H85V39H84ZM86 40H87V39H86ZM88 40H89V39H88ZM88 40H87V41H88ZM97 40H98V39H97ZM116 40H117V39H116ZM120 40H119V42L121 43ZM134 40H135V39H134ZM141 40H140V41H141ZM152 40H154V39H152ZM164 40H165V39H164ZM174 40H175V39H174ZM218 40H219V39H218ZM229 40H230V39H229ZM237 40H238V37H237ZM237 40H236V42H237ZM13 41H14V40H13ZM17 41H16V42H17ZM46 41H47V42H46ZM62 41H63V40H62ZM75 41L77 42V40H75ZM78 41H79V40H78ZM80 41H79V42H80ZM100 41H101V40H100ZM127 41H128V40H127ZM127 41H126V42H127ZM135 41H136V40H135ZM144 41H145V40H144ZM177 41H179V40H177ZM186 41H187V40H186ZM196 41H197V40H196ZM230 41H233V40H230ZM8 42H9V41H8ZM16 42H14V43H16ZM52 42H53V41H52ZM63 42H64V41H63ZM67 42H70V40L68 39ZM82 42H83V41H82ZM82 42H80V43H82ZM90 42H93V40H91ZM97 42H99V40H98ZM101 42H102V41H101ZM129 42H130V41H129ZM137 42H138V41H137ZM137 42H136V44H137ZM148 42H149V41H148ZM174 42H176V41H173L172 43H174ZM182 42H183V41H182ZM182 42H180V43L182 44ZM184 42H185V41H184ZM192 42H193V41H192ZM240 42H241V41H239L238 44H239ZM251 42H252V40H251ZM17 43H18V42H17ZM85 43H86V41L84 42V44H85ZM104 43H107V42H104ZM104 43H103V44H104ZM122 43H124V41H123ZM133 43H134V42H133ZM144 43H145V42H144ZM169 43H170V42H169ZM187 43H188V41H187ZM199 43H200V42H199ZM231 43H232V42H231ZM2 44H3V43H2ZM4 44H5V43H4ZM11 44H13V43H11ZM29 44H30V43H29ZM42 44L44 45V42H42L40 45H42ZM53 44H55V42H54ZM56 44H57V43H56ZM72 44H73V43H72ZM72 44H71V45H72ZM75 44H77V43H75ZM84 44H83V45H84ZM86 44H88V43H86ZM93 44H94V43H93ZM96 44H97V43H96ZM96 44H95V45H96ZM126 44H127V43H126ZM141 44H142V41H141ZM141 44H140V46H141ZM163 44H165V43H163ZM166 44H167V43H166ZM189 44H191V43L189 42ZM189 44H187L188 47H189ZM225 44H226V43H225ZM229 44H230V43H229ZM235 44H236V43H235ZM247 44H248V43H247ZM247 44H246V47H247ZM63 45H64V44H62V46H63ZM67 45H69V44H67ZM71 45H70V46H71ZM89 45H92V44H89ZM147 45L150 46V43L147 44ZM158 45H159V44H158ZM179 45H180V44H179ZM184 45H185V43H184ZM222 45H223V44H222ZM3 46H4V45H3ZM12 46H13V45H12ZM16 46H17V45H16ZM18 46H19V45H18ZM33 46H35V45H33ZM59 46H61V45L59 44ZM78 46L80 47L81 45H78ZM97 46H98V44H97ZM99 46H101V45H99ZM104 46H105V45H104ZM119 46H121V45H119ZM123 46H124V45H123ZM128 46H129V45H128ZM137 46H139V44H138ZM143 46H144V45H142L141 47H143ZM163 46H164V45H163ZM226 46H227V44H226ZM236 46H238V45H236ZM4 47H7V46H4ZM4 47H3V48H4ZM20 47H21V46H20ZM27 47H29V46H27ZM43 47H44V46H43ZM64 47H65V45H64ZM64 47H63V48H64ZM72 47H73V46H72ZM75 47H77V46H75ZM94 47H95V46H94ZM125 47H126V46H125ZM144 47H146V46H144ZM144 47H143V48H144ZM160 47H161V46H160ZM176 47H177V45H176ZM176 47H175V48H176ZM181 47H182V45H181ZM185 47H186V45H185ZM191 47H192V45H191ZM194 47H195V46H194ZM194 47H193V49H194ZM218 47H219V46H218ZM224 47H225V46H224ZM224 47H223V48H224ZM227 47L229 48V46H227ZM227 47H226V48H227ZM238 47H239V46H238ZM238 47H237V48H238ZM244 47H245V46H244ZM253 47H254V46H253ZM1 48H2V46L0 47V49H1ZM10 48H11V47H10ZM13 48H14V47H13ZM52 48H53V47H52ZM77 48H78V47H77ZM98 48H100V47H98ZM103 48H105V47L102 46V49H100V50H103ZM121 48H122V47H121ZM123 48H124V47H123ZM123 48H122V50H123ZM128 48H129V47H128ZM133 48H134V47H133ZM146 48H147V47H146ZM150 48H151V46H150ZM173 48H174V45H173ZM200 48H201V46H200ZM239 48H240V47H239ZM248 48H249V47H248ZM7 49H8V48H7ZM14 49H15V48H14ZM18 49H19V48H18ZM20 49H21V48H20ZM28 49H29V48H28ZM69 49H70V48H69ZM110 49H111V48H110ZM151 49H152V48H151ZM180 49H181V48H180ZM180 49H179V50H180ZM186 49H187V48H186ZM217 49H218V48H217ZM241 49H242V48H241ZM5 50H6V49H4V51H1V52L4 53ZM16 50H17V49H16ZM45 50H46V49H45ZM59 50H60V49H59ZM106 50H107V49H106ZM106 50H105V51H106ZM133 50H137V49H133ZM147 50H148V49H147ZM152 50H153V49H152ZM155 50H156V48H155ZM179 50H177V51H179ZM184 50H185V49H184ZM187 50H188V49H187ZM229 50H231V48H230ZM242 50H243V49H242ZM244 50H245V48H244ZM10 51H12V49H11ZM17 51H19V50H17ZM17 51H15V52H17ZM49 51H50V50H49ZM61 51H62V50H61ZM90 51H91V50H90ZM95 51H98V49L95 50ZM95 51H94V52H95ZM107 51H108V50H107ZM114 51L117 52V49H115ZM120 51H121V50H120ZM123 51H124V50H123ZM123 51H122V52H123ZM138 51H139V49H138ZM138 51H137V52H138ZM141 51H143V52L145 53V52H146V49H145V51H144V49L141 50ZM148 51H150V49H149ZM162 51H163V50H162ZM165 51H166V50H165ZM169 51H170V50H169ZM169 51H168V52H169ZM188 51H191V50H188ZM188 51H186V52L184 51V52L187 53ZM195 51H198V50H195ZM203 51H204V50H203ZM215 51H216V50H215ZM224 51H225V50H224ZM226 51H228V50H226ZM6 52H7L8 54L10 53V52H8V51H6ZM19 52H20V51H19ZM21 52H22V51H21ZM25 52H26V51H25ZM25 52H24V53H25ZM63 52H64V51H63ZM70 52H71V51H70ZM70 52H69V53H70ZM72 52H73V51H72ZM92 52H93V51H92ZM124 52H125V51H124ZM137 52H136V53H137ZM179 52H181V51H179ZM182 52H183V51H182ZM184 52H183V55H182V53H181V55H178V56H179V57H181V56L183 57V56H184ZM200 52L202 53V55H203V57H204L203 52H202V51H200ZM228 52H230V51H228ZM231 52H232V51H231ZM11 53H12V52H11ZM11 53H10V54H11ZM13 53H14V52H13ZM44 53H45V52H44ZM44 53H43V54H44ZM84 53H85V52H84ZM88 53L90 54L91 52L88 51ZM96 53H97V52H96ZM101 53H102V52H101ZM104 53H106V52H104ZM110 53H111V52H110ZM131 53H133V52H131ZM134 53H135V52H134ZM138 53H139V52H138ZM140 53H141V52H140ZM148 53H149V52H148ZM154 53H155V52H154ZM158 53H159V52H158ZM158 53H155L154 55H156V54H158ZM174 53H175V52H174ZM204 53H205V52H204ZM207 53H208V52H207ZM226 53H227V52H226ZM247 53H248V52H247ZM254 53H255V52H254ZM8 54H4V55H7V56H8ZM18 54H19V53H18ZM18 54H17L18 57H19L20 55L23 56V53H22V54L20 53V55H18ZM53 54H54V53H53ZM67 54H68V53H67ZM89 54H88V55H89ZM97 54H98V53H97ZM102 54H103V53H102ZM112 54H113V53H112ZM119 54H120V53H119ZM121 54H122V53H121ZM124 54H125V53H124ZM150 54H153V52H150ZM167 54H168V53H167ZM192 54H193V53H192ZM192 54H191V57H192ZM194 54H196V53L194 52ZM194 54H193V55H194ZM197 54H199V52H197ZM224 54H225V53H224ZM229 54L231 55V53H229ZM229 54H227V55H229ZM1 55H2V54H1ZM30 55H31V54H30ZM44 55H45V54H44ZM61 55H62V54H61ZM65 55H66V53H65ZM69 55H70V54H69ZM82 55H83V54H82ZM143 55H144V54H143ZM143 55L140 56V57H142V58L145 57V56H143ZM154 55H153V56H154ZM185 55H186V54H185ZM187 55H188V54H187ZM200 55H201V54H200ZM207 55H209V54H207ZM263 55H264V54H263ZM13 56H15V55H13ZM17 56H16V59H15V57H14V62H13V60H12L13 57L10 59V60L12 61V64L14 63L15 68H14L13 65H12V66H13V68L15 69V71H14V70H13V71L15 72V74H14L15 76L18 75L17 77H19V76H20V77H21V76H24V77H25L26 75H27V76H30L29 74L32 73V71H31L30 69H32V70L34 69V70H35V69L38 67V63H39V64L42 63L41 66H43V63H44L42 60H41V61L38 60L37 62H36V61H35V62H34V61L32 62V61L29 60L30 62L25 63L26 61H24V58H22V57L20 56V59H18ZM25 56H26V55H25ZM49 56H50V55H49ZM55 56H56V54H55ZM55 56H53V57H55ZM92 56H93V54H92ZM92 56H91V57H92ZM94 56H95V55H94ZM121 56H122V55H121ZM134 56L137 57V55H135V54H134ZM134 56H133V57H134ZM147 56H148V55H147ZM169 56H170V55H169ZM173 56H174V55H173ZM189 56H190V54H189ZM189 56H188V59H189ZM194 56H195V55H194ZM1 57H3V56H1ZM63 57H65V56L62 55V58H63ZM66 57H67V56H66ZM69 57H71V56H69ZM69 57H68V58H69ZM99 57H100V54H99ZM108 57H109V56H108ZM123 57H125V56H123ZM133 57H132V58H133ZM138 57H139V56H138ZM149 57H150V56L147 57L148 60H147V58H146V59L143 58L144 61H145V62H146V61H149V60H150ZM151 57H152V56H151ZM155 57H156V56H155ZM174 57H175V56H174ZM182 57H181V58H182ZM186 57H187V56H186ZM186 57H185V58H186ZM191 57H190V58H191ZM254 57H255V56H254ZM3 58L6 59V57H3ZM8 58H10V56H9ZM8 58H7V59H8ZM87 58H88V57H87ZM87 58H86V59H87ZM104 58H105V57H104ZM104 58H101V59H102V62L105 60ZM114 58H116V56H115ZM126 58H127V57H126ZM142 58H141V59H142ZM160 58H161V57H160ZM176 58H177V56H176ZM197 58H199V57H197ZM197 58H194V59L192 58V59L195 60V59H197ZM206 58H208V56H206ZM210 58H211V57H210ZM213 58L215 59L214 56H213ZM241 58H242V56H241ZM249 58H250V56H249ZM64 59H66V58H63L61 61H63ZM69 59H70V58H69ZM78 59H79V58H78ZM83 59H84V58H83ZM96 59H99V58L97 57ZM96 59H95V60H96ZM101 59H99V60H101ZM103 59H104V60H103ZM116 59H117V58H116ZM116 59H115V60H116ZM118 59H119V61H120V58H118ZM123 59H124V58H123ZM139 59H140V58H139ZM153 59H154V58H153ZM179 59H180V58H179ZM208 59H209V58H208ZM211 59H212V58H211ZM254 59L257 60L256 58H254ZM0 60H1V59H0ZM52 60H53V59H52ZM55 60H56V59H55ZM59 60H60V59H59ZM109 60H110V57H109ZM125 60H126V59H125ZM135 60H136V59H134V61H135ZM154 60H155V59H154ZM156 60L158 61V58H157ZM156 60H155V61H152V59H151L150 62H151V63H153V62H156V63H157ZM177 60H178V59H177ZM182 60H184V59H182ZM199 60L201 61V57H200ZM212 60H213V59H212ZM251 60H252V59H251ZM49 61H50V60H49ZM72 61H73V60H72ZM129 61H132V59H131V60L129 59ZM163 61H164V60H163ZM186 61H187V60H186ZM188 61H191V60H188ZM188 61H187V62H188ZM203 61H204V60H203ZM203 61H202V63L205 62V61H204V62H203ZM230 61H231V60H230ZM230 61H228V62H230ZM262 61H263V59H262ZM40 62H41V63H40ZM51 62H52V61H51ZM51 62H50V63H51ZM53 62H54V61H53ZM57 62H58V61H57ZM65 62H67V61H65ZM69 62H71V61H69ZM97 62H99V61H97ZM106 62H107V61H106ZM109 62H111V61H109ZM115 62H117V61H115ZM124 62H125V61H124ZM124 62H122V63H124ZM139 62H141V64H142L143 61H139ZM180 62H181V61H180ZM194 62H195V61H194ZM198 62H199V61H198ZM198 62H196V64H197ZM216 62L218 63V61H215V63H216ZM251 62H252V61H251ZM4 63H5L4 65H6V61H5ZM7 63H9V62H7ZM47 63H48V62H47ZM99 63H101V62H99ZM99 63H98V64H99ZM188 63H189V62H188ZM202 63H199L198 67H199L200 64H202ZM215 63H213V65H214ZM232 63H233V62H232ZM241 63H242V62H241ZM241 63H240V64H241ZM58 64H59V63H58ZM71 64L74 66L73 71H76V69H75V65H74L73 63H70V65H71ZM90 64H91V63H90ZM106 64H107V63H106ZM109 64H110V63H109ZM109 64H108V65H109ZM118 64H119V63H118ZM126 64H128V63H126ZM131 64H132V63H131ZM131 64H129L128 66H130ZM136 64H138V63H136ZM145 64H147V63H145ZM153 64H154V63H153ZM153 64H151V65H153ZM174 64H175V63H174ZM181 64H182V63H181ZM184 64H185V63H184ZM184 64H182V65L184 66ZM190 64H192V63H190ZM190 64H189V65H190ZM204 64H205V63H204ZM219 64H220V63H218V65H219ZM243 64H244V63H243ZM252 64H253V63H252ZM254 64H256V63H254ZM1 65H2V64H1ZM56 65H57V63H56ZM56 65H55V66H56ZM61 65H62V64H61ZM63 65H64V63H63ZM63 65H62V66H63ZM70 65H67V66L69 67ZM112 65H113V64H112ZM112 65H111V66H112ZM142 65H143V64H142ZM148 65H149V64H148ZM157 65H158V64H157ZM186 65L188 66V64H186ZM216 65H217V64H216ZM216 65H214V66H216ZM237 65H238V64L235 63V66H237ZM241 65H242V64H241ZM241 65H240V66H241ZM2 66H3V65H2ZM2 66H1V67H2ZM57 66H58V65H57ZM59 66H60V65H59ZM120 66H121V64H120ZM140 66H141V65H140ZM140 66H139V68H140ZM153 66H156V65H153ZM158 66H159V65H158ZM232 66H233V69L235 70L234 65H232ZM254 66H255V65H254ZM257 66H259V65H257ZM257 66H256V67H257ZM1 67H0V68H1ZM60 67H61V66H60ZM64 67H65V66H64ZM68 67H66V68H68ZM76 67H77V65H76ZM115 67H116V66H114L113 69H115ZM125 67H126V66H125ZM142 67H143V66H142ZM144 67H145V66H144ZM156 67H157V66H156ZM160 67H161V66H160ZM168 67H169V66H168ZM176 67L178 68V66H176ZM192 67H193V65H192ZM260 67H261V66H260ZM260 67H258V68H260ZM262 67H263V66H262ZM3 68H4V67H3ZM71 68H72V67H71ZM78 68L81 69V67H78ZM82 68H83V67H82ZM84 68H85V66H84ZM107 68H108V66H107ZM116 68H117V67H116ZM119 68H120V67H118V69H119ZM128 68H129V67H127V69H128ZM134 68H137V66L134 67ZM134 68L132 67L131 69H128V70H129V71L132 70L133 74H137V73H134V72H135V71H133ZM145 68H146V70H147V67H145ZM148 68H150V66H148ZM158 68H159V67H158ZM174 68H175V67H174ZM181 68H182V67H181ZM194 68H195V67H193V69H194ZM201 68H202V67H201ZM205 68H206V70H207V69L210 68V67L207 68V67L205 66ZM41 69H42V67H41ZM41 69H40V67H39V68L37 69V71H36V70H35V71L38 73V70H40V72H41L40 74H43V71H42L43 69H42V70H41ZM44 69H45V68H44ZM46 69H47V68H46ZM46 69H45V70H46ZM51 69H52V68H51ZM57 69H58V68H57ZM57 69H56V70H57ZM60 69H61V68H60ZM68 69H69V68H68ZM86 69H87V68H86ZM94 69H95V68H94ZM111 69H112V68H111ZM150 69H153V67L150 68ZM155 69H156V68H155ZM155 69H154V70H155ZM163 69H164V68H163ZM175 69H176V68H175ZM179 69H180V68H179ZM188 69H189V68H188ZM8 70H9V69H8ZM8 70H7V71H8ZM29 70L31 71V73H30ZM34 70H33V71H34ZM62 70H63V69H62ZM62 70H61V71H62ZM64 70H65V69H64ZM77 70H79V69H77ZM83 70H84V69H82L81 71L83 72ZM102 70H103V69H102ZM123 70H124V68H123ZM123 70H122V71H123ZM137 70H138V68H137ZM137 70H136V72H137ZM143 70H144V69H143ZM159 70H160V68H159ZM164 70H165V69H164ZM195 70H196V69H194V71H195ZM202 70H203V68H202ZM222 70H223V69H222ZM246 70H247V69H246ZM259 70H260V69H259ZM3 71H4V70H3ZM35 71H34V72H35ZM52 71H53V70H52ZM57 71H58V70H57ZM61 71H60V72H61ZM85 71H86V70H85ZM108 71H109V69H108ZM113 71H114V70H113ZM122 71H121V72H122ZM139 71L141 72V71H142V68H140ZM139 71H138V72H139ZM155 71H156V70H155ZM190 71H191V70H190ZM190 71H189V73H190ZM208 71H209V70H208ZM217 71H218V69H217ZM217 71L215 70V72H217ZM240 71H241V70H240ZM242 71H243V70H242ZM10 72H11V70H10ZM36 72H35V73H36ZM62 72H63V71H62ZM62 72H61V73H62ZM64 72H65V71H64ZM76 72H77V71H76ZM76 72H75V74H77V75H78L79 73H81V72H79V73H76ZM114 72L117 73L116 70H115ZM121 72H120V73H121ZM123 72H124V71H123ZM123 72H122V73H123ZM132 72H131V73H132ZM165 72H166V71H165ZM180 72H181V71H180ZM210 72H211V70H210ZM213 72H214V71H213ZM215 72H214V73H215ZM221 72H223V71H221ZM237 72H238V71H237ZM244 72H245V71H244ZM260 72H261V71H260ZM3 73H4V72H3ZM6 73H7V72H6ZM6 73H4V74H6ZM35 73H33V74L36 75ZM45 73H46V72H45ZM50 73H52V72H50ZM55 73H56V71H55ZM57 73H58V72H57ZM69 73H70V72H69ZM73 73H74V72H73ZM83 73H84V72H83ZM112 73H113V72H112ZM120 73L118 72L117 74H119V76H121ZM144 73H146V72L144 71ZM144 73H142V74L144 75ZM149 73H150V72H149ZM151 73H152V72H151ZM156 73L158 74L157 71H156ZM162 73H164V72H162ZM177 73H178V71H177ZM185 73H186V72H185ZM191 73H193V72H191ZM196 73H198V72H196ZM205 73H206V71H205ZM205 73H204V74H205ZM207 73H209V72H207ZM217 73H218V72H217ZM219 73H220V72H219ZM234 73H236V72H234ZM247 73H248V72H247ZM258 73H259V72H258ZM4 74H3V76H4ZM33 74H31V75H33ZM40 74H38V75L40 76ZM67 74H68V73H66V78L68 79V75H67ZM108 74H109V72H108ZM117 74H116V75H117ZM126 74H130V73L128 72V73H126ZM126 74L124 73V76H125ZM142 74H141V75L139 74V75L142 77V76H143ZM147 74H148V72H147ZM194 74H195V73H194ZM194 74H193V75H194ZM241 74H242V73H241ZM12 75H13V74H12ZM48 75H49V74H48ZM54 75H55V74H54ZM54 75H53V76H54ZM59 75H60V74H59ZM81 75H82V73H81ZM99 75H100V74H99ZM109 75L111 76V74H109ZM116 75H114L113 78H114ZM151 75H152V74H151ZM178 75H179V74H178ZM181 75H182V73H181ZM206 75H207V74H206ZM208 75H209V74H208ZM215 75H216V73H215ZM215 75H214V76H215ZM219 75L222 76L221 74H219ZM232 75H233V74H231L230 76H232ZM236 75H237V74H236ZM250 75H251V73L248 74V76H250ZM6 76H7V75H5V77H6ZM51 76H52V75H51ZM61 76H62V75H61ZM110 76H109V77H110ZM137 76H138V75H137ZM148 76H150V74H148ZM148 76H147V77H148ZM152 76H153V75H152ZM152 76H150V78H151ZM157 76H158V75H157ZM157 76H156V77H157ZM161 76H162V75H161ZM163 76H164V75H163ZM187 76H188V75H187ZM187 76H186V77H187ZM201 76H202V75H201ZM204 76H205V75H204ZM210 76H212V75H210ZM220 76H219V77H220ZM228 76H229V75H228ZM239 76L241 77V75H239ZM242 76H244V74H243ZM0 77H2V76H0ZM24 77L21 78V79H24ZM30 77H31V76H30ZM33 77L37 79V75H36V76H33ZM33 77H32V81L34 80ZM42 77H43V76H42ZM56 77H57V74H56ZM56 77H55V78H56ZM62 77H63V76H62ZM62 77H61V78H62ZM71 77L73 78V76H71ZM105 77H107V76H105ZM116 77H118V76H116ZM121 77H123V76H121ZM126 77H128V75H127ZM144 77L146 78V74L144 75ZM159 77H160V76H159ZM165 77H166V76H165ZM181 77H182V76H181ZM216 77H218V76H215L214 79H216ZM219 77H218V78H219ZM224 77H225V76L223 75V80L226 81V80L224 79ZM6 78H7V80H8V76H7ZM14 78H16V77H14ZM27 78H28V77H27ZM58 78H59V76H58ZM58 78H56V79H58ZM66 78H64V79H66ZM79 78H80V77H78V79H79ZM90 78H91V77H90ZM130 78H131V77H130ZM145 78H143V79H145ZM148 78H149V77H148ZM188 78L190 79V78H192V77H188ZM188 78H186V79H188ZM194 78H196V76H195ZM204 78H205V77H204ZM220 78H221V77H220ZM226 78H227V77H226ZM229 78H230V77H229ZM244 78H245V77H244ZM247 78H251V77H247ZM260 78H261V77H260ZM25 79H26V78H25ZM38 79H40V78H38ZM38 79H37V80H38ZM67 79H66V80H67ZM74 79H76V78H74ZM117 79H118V78H117ZM123 79H124V78H123ZM127 79H128V78H127ZM131 79H132V78H131ZM131 79H130V80H131ZM133 79H138V80H140V81L135 80V81H138V83H140L141 80H143V79H140L139 77H138V78H133ZM146 79H147V78H146ZM146 79H145V80H146ZM154 79H155V81H156V78H154ZM154 79H153V80H154ZM160 79H161V78H160ZM192 79H193V78H192ZM196 79H197V78H196ZM208 79H209V77L207 76V79H206V80H208ZM214 79H212L213 82L215 81ZM235 79H236V78H234V81L236 82ZM242 79H243V77H242ZM242 79H241V80H242ZM1 80H2V79H1ZM7 80H6V81H7ZM10 80H11V79H10ZM26 80H27V79H26ZM37 80H36V82H38ZM53 80H54V79H53ZM72 80H73V79H72ZM72 80H70V81H72ZM110 80H111V79H110ZM119 80H120V79H118V81H119ZM147 80H148V79H147ZM151 80H152V79H151ZM151 80H150V81H151ZM153 80H152V81H153ZM157 80H158V79H157ZM178 80H179V79H178ZM206 80H205V81H206ZM220 80H221V79H220ZM227 80H229V79L227 78ZM230 80H231V79H230ZM230 80H229V83L226 84V82H228V81H226V82L224 83V86H225V87H226V85H229V86L231 85V84H230ZM239 80H240V79H239ZM241 80H240V82H242ZM251 80H252V79H251ZM251 80H250V82H251ZM8 81H9V80H8ZM11 81H12V80H11ZM18 81H19V79L17 80V82H18ZM34 81H35V80H34ZM59 81H62V80H58V82H59ZM84 81H85V80H84ZM127 81H128V80H127ZM127 81H126V82H127ZM143 81H144V80H143ZM152 81H151V82H152ZM155 81H154V82H155ZM158 81H160V80H158ZM158 81H156V82H158ZM190 81H191V80H190ZM197 81H199V80L197 79ZM234 81H233V82H234ZM52 82H53V81H52ZM64 82H66V81H64ZM75 82H76V81H75ZM95 82H96V81H95ZM129 82H130V81H129ZM129 82L127 83V85L129 84ZM148 82H149V81H147V83H148ZM168 82H169V81H168ZM179 82H180V81H179ZM203 82H204V81H203ZM203 82H202V83H203ZM220 82H221V81H220ZM220 82H216V83H218V84H221V86H218V84H217V86L219 87V89H220V87H223V86H222V83H223V82H221V83H220ZM238 82H239V81H238ZM244 82H245V81H244ZM244 82H242V83H244ZM247 82H248V81H247ZM250 82H249V84H250ZM254 82H255V79H254ZM260 82H261V81H260ZM263 82H264V81H263ZM1 83H2V82H1ZM26 83H27V82H26ZM26 83H23V82H22V84H24V88H25ZM42 83H43V82H42ZM45 83H46V82H44V84H45ZM68 83H70V82H68ZM71 83H72V82H71ZM73 83H74V82H73ZM80 83H81V82H80ZM91 83H92V82H91ZM96 83H97V82H96ZM114 83H115V82H114ZM116 83H119V82L116 81ZM120 83H121V82H120ZM120 83H119V86L121 87ZM138 83L136 82V86L133 85V83H132V85H133V86H132V87H133V90H135V89H134V86H135L136 88H138V87H137ZM143 83H144V82H143ZM180 83H181V82H180ZM190 83H191V82H190ZM198 83H200V82H198ZM202 83H201V84H202ZM207 83H211L210 80H209V82H207ZM207 83H206V85H207V88H208L210 85L207 84ZM216 83H213V84H216ZM256 83H257V82H256ZM256 83H255V85H256ZM8 84H10V81H9ZM32 84H33V83H32ZM47 84H48V83H47ZM62 84H64V83H62ZM66 84H67V83H66ZM93 84H95V83H93ZM122 84H123V80H122ZM130 84H131V83H130ZM130 84H129V85H130ZM134 84H135V83H134ZM158 84H160V82H159ZM163 84H164V83H163ZM166 84H167V83H166ZM187 84H188V83H187ZM191 84H192V83H191ZM191 84H189V85H191ZM201 84H198L199 86H196V85L194 84V85L196 86V90H197V87L204 86V85H201ZM203 84H204V83H203ZM225 84H226V85H225ZM235 84H236V83H235ZM235 84H234V86L236 87L238 84H237V85H235ZM251 84L253 85V83H251ZM257 84H258V83H257ZM262 84H263V83H262ZM0 85H1V84H0ZM42 85H43V84H42ZM59 85H60V83H59ZM71 85H72V84H71ZM114 85H115V87H117L116 84H114ZM127 85H126V86H127ZM145 85H146V84H145ZM145 85H144V86H145ZM149 85L151 86V83H150ZM155 85H156V84H155ZM194 85H193V87H194ZM200 85H201V86H200ZM243 85L245 86V84H243ZM258 85H259V84H258ZM258 85H257V86H258ZM260 85H261V84H260ZM260 85H259V88H260V89H261V88H264V84H263V87H260ZM29 86H31V85H29ZM33 86H34V85H33ZM61 86H62V85H61ZM64 86H65V84H64ZM66 86H69V85H66ZM124 86H125V83H124ZM138 86H139V85H138ZM153 86H154V85L152 84V87H153ZM157 86H158V85H157ZM166 86H167V85H166ZM184 86H185V85H184ZM191 86H192V85H191ZM191 86H190V87L188 86V87L191 88ZM211 86H212V85H211ZM214 86H215V85H214ZM214 86H212V87H214ZM240 86H242V84H241ZM240 86H239V87H240ZM253 86H254V85H253ZM253 86H252L251 88H252V89H255V90H254V93H257V95H258L259 93L261 94V92L264 91V90L262 91V89H261V90H259V91H260V92H259V91L257 90V88H254ZM261 86H262V85H261ZM2 87H3V86H2ZM2 87L0 86V88H2ZM14 87H15V86H14ZM31 87H32V86H31ZM40 87H42V86H40ZM71 87H72V86H71ZM89 87H90V86H89ZM147 87H148V85H147ZM159 87H160V86H159ZM168 87H169V86H168ZM168 87H167V88H168ZM180 87H181V86H180ZM186 87H187V86H186ZM186 87H184L183 89H185ZM212 87H211V90L213 89ZM230 87H231V86H230ZM230 87H229V88H230ZM242 87H243V86H242ZM245 87H246V86H245ZM245 87H244V88H245ZM255 87H256V86H255ZM3 88L7 89L6 86L3 87ZM3 88H2V89H3ZM28 88H29V87H28ZM45 88H47V87H45ZM45 88H44V90H45ZM57 88H58V87H57ZM74 88H75V87H72L71 89H74ZM77 88L79 89V87H77ZM92 88H93V87H92ZM97 88H98V87H97ZM113 88H114V87H113ZM123 88H124V87H123ZM123 88H122V89H123ZM126 88H127V87H126ZM145 88H146V87H145ZM156 88H157V87H156ZM189 88H187V92H189V91H188ZM194 88H195V87H194ZM194 88H192L190 91L194 90ZM203 88H204V87H203ZM215 88H216V87H215ZM226 88H228V87H226ZM2 89H0V90H2ZM5 89H3V90H5ZM20 89H21V88H20ZM22 89H23V88H22ZM69 89H70V88H69ZM99 89H100V87H99ZM124 89H125V88H124ZM131 89H132V88H131ZM142 89H144V88H141V90H142ZM159 89H160V88H159ZM162 89H163V87H162ZM178 89H179V88H178ZM198 89H199V88H198ZM201 89H202V87H201ZM201 89L198 90V92H197V91H196V92L199 93V92L201 91ZM216 89H217V88H216ZM231 89H232V87L230 88V92H231ZM233 89H234V88H233ZM242 89H243V88H242ZM246 89H247V88H246ZM8 90H9V89H8ZM15 90H16V89H15ZM37 90H38V87H37ZM65 90H66V89H65ZM65 90H64V91H65ZM67 90H68V89H67ZM79 90H80V89H79ZM81 90H82V89H81ZM84 90H85V89H84ZM89 90H90V89H89ZM96 90H97V89H96ZM117 90H118V89H117ZM126 90H127V89H126ZM128 90H129V88H128ZM128 90H127V91H128ZM133 90H131V91H133ZM138 90H139V92L137 91L136 93H138V94L141 93L143 96H144V94L148 93V92L145 90L146 93L144 92V94H143V92H140V88H139ZM152 90L154 91L155 88L153 87ZM163 90H164V89H163ZM181 90H182V89H181ZM181 90H180V91H181ZM203 90H204V91L206 90L205 92H206V94H208V92H207L208 89H206V87H205ZM203 90H202V92L204 93ZM209 90H210V88H209ZM224 90H226V89H224ZM235 90H236V88H235ZM239 90H241V88H239ZM239 90H238V95L240 94V93H239V92H240ZM256 90H257L259 93H258ZM6 91H7V90H6ZM10 91H11V90H10ZM55 91H56V90H55ZM68 91H69V90H68ZM72 91H73V90H72ZM72 91H71V93H72ZM100 91H101V90H100ZM114 91H115V89H114ZM122 91H124V90H122ZM127 91H126V92H127ZM129 91H130V90H129ZM135 91H136V90H135ZM135 91H134V92H129V94L131 93V95H132V93H134V95H133V97H134V96L136 95V94H135ZM155 91H157V90H155ZM165 91H167L166 88H165ZM212 91H213V90H212ZM218 91H219V90H218ZM221 91H222V89H221ZM221 91H220V92H221ZM232 91H234V90H232ZM251 91H252V90H251ZM255 91H256V92H255ZM3 92H4V91H3ZM25 92H27V90H26ZM25 92H24V93H25ZM30 92H31V94H32V91H30ZM43 92H44V91H43ZM79 92H80V91H79ZM84 92H85V91H84ZM116 92H117V91H116ZM124 92H125V91H124ZM124 92H123V93H124ZM126 92H125V93H126ZM149 92H150V90H149ZM159 92H160V91H159ZM163 92H164V91H161V94H163ZM167 92H168V91H167ZM192 92H194V91H192ZM192 92H191V93H192ZM196 92H195V93H192V94L195 96ZM216 92H217V91H216ZM223 92H224V91H223ZM225 92H227V91H225ZM225 92H224V93H225ZM235 92H237V91H234V92H233V93H234L233 95H232V94H227V95H228V96H229V95H232V97H231V96H230V97L233 99V97L237 96V95L235 94ZM248 92H249V91H248ZM4 93H5V92H4ZM7 93H8V92H7ZM11 93H12V92H11ZM22 93H23V92H22ZM62 93L65 94V92H62ZM66 93H67V92H66ZM75 93H76V92H75ZM75 93H74V94H75ZM89 93H90V92H89ZM93 93H94V92H93ZM114 93H115V92H114ZM120 93H121V90H120ZM125 93H124V94L121 93L120 95L125 96V95H126ZM127 93H128V92H127ZM157 93H158V92H157ZM165 93H166V92H165ZM168 93H169V92H168ZM168 93H167V94H168ZM175 93H176V92H175ZM200 93H201V92H200ZM209 93H212V92H209ZM214 93H215V92H214ZM224 93H223V94H224ZM246 93H247V92H246ZM39 94H40V93H39ZM43 94H44V93H43ZM67 94H68V93H67ZM96 94H97V93H96ZM101 94H102V93H101ZM101 94L99 93V95H101ZM106 94H107V93H106ZM106 94H105V95H106ZM116 94H117V93H116ZM138 94H137V95H138ZM141 94H139V95L141 96ZM167 94H166V95H167ZM204 94H205V93H204ZM212 94H213V93H212ZM243 94H245V93L243 92ZM250 94H251V92H250ZM3 95H4V94H3ZM45 95H46V94H45ZM59 95H60V94H59ZM70 95H71V94H69V95L66 96V97H67V100H69L68 96H70ZM72 95H73V94H72ZM78 95H79V94H78ZM80 95H81V94H80ZM80 95H79V96H80ZM117 95H118V94H117ZM131 95H129V96H131ZM147 95H148L149 97L151 96L150 94H147ZM147 95H145L144 97H147ZM153 95H154V94H153ZM164 95H165V94H164ZM168 95H171V93L168 94ZM172 95H173V93H172ZM176 95H178V94L176 93ZM197 95H198V94H197ZM200 95H201V94H199V96H200ZM216 95H217V94H216ZM241 95H242V92H241ZM248 95H249V94H248ZM5 96H6V95H5ZM8 96H9V95H8ZM8 96H6V97H8ZM17 96H18V95H17ZM24 96H25V95H24ZM40 96H41V95H40ZM56 96H58V95H56ZM79 96H78V97H79ZM88 96H90V95H87V98H88ZM92 96H93V95H92ZM103 96H104V95H103ZM109 96H110V95H109ZM123 96H122V97H123ZM156 96H158V95L155 94V97H156ZM160 96H161V95H160ZM184 96L186 97V94H185ZM188 96H189V95H188ZM190 96H192V95L190 94ZM194 96H193V99H191V100H195V99H196V100H197V99H198V100H200V99L205 100V98H202V96H204V95H202V96L200 97V99L197 98V97H199V96H197V97L195 96V98H194ZM206 96H207V95H206ZM206 96H205V97H206ZM209 96H210V94H209L207 97H209ZM211 96H212V95H211ZM214 96H215V95H214ZM224 96H226V95H224ZM36 97H37V96H36ZM43 97H44V96H43ZM66 97H64V99H66ZM93 97H94V96H93ZM98 97H99V96H98ZM120 97H121V96H120ZM122 97H121V98H122ZM137 97H138V96H137ZM165 97H166V96H165ZM172 97H173V96H172ZM172 97H171V99H172ZM175 97H176V96H175ZM215 97H216V96H215ZM226 97H227V96H226ZM237 97H239V96H237ZM237 97H236V99H237ZM243 97H244V95H243ZM247 97H248V96H247ZM62 98H63V97H62ZM72 98H74V97H72ZM85 98H86V97H85ZM91 98H92V97H91ZM100 98H101V97H100ZM100 98H98L99 101H100ZM114 98H115V97H114ZM117 98H118V97H117ZM121 98H120V99H121ZM127 98H128V97H127ZM129 98H130V97H129ZM138 98H140V97H138ZM138 98H136V97H135L134 99L132 98L131 101H132V102H133V100L136 101V100H138ZM151 98H152V97H151ZM156 98L158 99L159 97H156ZM156 98H155V100H156ZM173 98H174V97H173ZM176 98H177V97H176ZM176 98H175V99H176ZM178 98H179V97H178ZM178 98H177V102L179 101ZM187 98H188V97H186V99H187ZM191 98H192V97H191ZM210 98L212 99V97H210ZM240 98L242 99V96H240ZM244 98H245V97H244ZM244 98H243L242 100H245ZM251 98H252V97H251ZM254 98H255V96H254ZM260 98H263V97L260 96ZM34 99H35V98H34ZM36 99H37V98H36ZM39 99H40V97H39ZM42 99H44V98H42ZM81 99H82V98H81ZM105 99H106V98H105ZM123 99H124V98H123ZM125 99H126V98H125ZM125 99H124V100H125ZM144 99H146V98H144ZM147 99H148V97H147ZM147 99H146V100H147ZM163 99H164V98H163ZM169 99H170V98H169ZM179 99H180V98H179ZM207 99H208V98H207ZM232 99H231V100H232ZM247 99H248V98H247ZM252 99H253V98H252ZM4 100H5V99H4ZM129 100H130V99H129ZM152 100L155 101L153 98L151 99V101H152ZM159 100H160V99H159ZM182 100H184V99H182ZM208 100H209V101H208V102H209L208 104H210L211 100H210V99H208ZM217 100H218V99H217ZM223 100H225V98H224ZM226 100H227V99H226ZM231 100H229V101L231 102ZM233 100H234V99H233ZM249 100H250V98H249ZM261 100H262V99H261ZM43 101H44V100H43ZM54 101H55V100H54ZM74 101H77L76 98H75ZM74 101L71 102V104L69 103V104L71 105V107L73 106L72 103L75 105ZM89 101H90V99H89ZM94 101H96V100H94ZM101 101H102V100H101ZM116 101H117V100H116ZM131 101H130V102H131ZM142 101H143V99H142ZM153 101H152V103H153ZM212 101H213V99H212ZM218 101H220V100H218ZM229 101H227V102H229ZM235 101H236V100H234V102H235ZM239 101H241V100L239 99ZM239 101H236V103H238ZM254 101H255V100H254ZM254 101H252V102H254ZM36 102H37V101H36ZM38 102H39V100H38ZM109 102H110V101H109ZM120 102H123V101L121 100ZM124 102H125V101H124ZM128 102H129V101H128ZM128 102L126 101V103L129 105ZM137 102H138V101H137ZM137 102H134V105H133V106H132L133 103L131 104V108L134 109V110L132 109V111H134V112L136 111V114H138V115L141 114L142 116H146V113H148V114L150 113V112H148V111H151V109H148V110L145 109V110H147V111H146V113H144L145 111L143 110V111H144V112H143L144 115H143V114L141 113V112H142V108H140V111H141V112H140V111H139V108L136 106V103H137ZM146 102H148V101H146ZM146 102H145V104H147ZM149 102H150V98H149ZM149 102H148V103H149ZM156 102H157V101H156ZM159 102H160V101H159ZM173 102L176 103V100L173 101ZM185 102H186V101H185ZM188 102L191 103V102H190V98H189V101H188ZM195 102H196V101H195ZM205 102H206V100H205ZM214 102H215V104L218 103V102L216 103V101H214ZM214 102H213V104H214ZM221 102H223V101L221 100ZM227 102H226V103H227ZM256 102H257V101H256ZM39 103H40V102H39ZM41 103H42V102H41ZM51 103H52V102H51ZM51 103L49 102V105H50ZM81 103H82V102H81ZM86 103H87V101H86ZM90 103H91V102H90ZM102 103H103V101H102ZM107 103H108V102H107ZM107 103H106L105 106L108 105ZM141 103H143V102H141ZM152 103H151V104H152ZM165 103H166V102H165ZM170 103H171V101H170ZM180 103H182V104H180ZM180 103H179V107H180V108H181V106H182V107L185 106V105H184V102H181V101H180ZM198 103H199V101H198ZM211 103H212V102H211ZM242 103H243V102H242ZM242 103H241V106L243 105V107H244V105H247V104H242ZM245 103H246V102H245ZM24 104H25V103H24ZM32 104H33V103H32ZM35 104H36V103H35ZM69 104H68V108H69ZM114 104H115V103H114ZM116 104H117V102H116ZM155 104H156V103H155ZM202 104H203V101H202L201 104H194V106H195V105H198V106L200 107V106H202ZM208 104H207V106H208ZM213 104H212V106H213ZM230 104H231V103H230ZM239 104H240V103H239ZM263 104H264V103H262V104L260 103V106H259V107L264 106ZM37 105H38V104H37ZM41 105H42V104H41ZM51 105L53 106V104H51ZM77 105H78V104H76V106H77ZM94 105H95V104H94ZM94 105H93V106H90V107H94ZM96 105H97V104H96ZM122 105H123V103H121V107H122ZM124 105H126V104H124ZM124 105H123V107H125ZM147 105H148V104H147ZM147 105H144L145 108H146ZM149 105H150V104H149ZM152 105H153V104H152ZM158 105H159V104H158ZM176 105H177V108H178V103H177ZM186 105L188 106L187 102H186ZM220 105H221V104H220ZM232 105H233V104H232ZM234 105H235V103H234ZM250 105H251V102H250ZM258 105H259V104H258ZM43 106H44V105H43ZM46 106H47V104H46ZM52 106H51V107H52ZM60 106H61V105H60ZM65 106H66V105H65ZM78 106H79V105H78ZM83 106H84V105H83ZM98 106H99V103H98ZM103 106H104V105H103ZM109 106H110V105H109ZM113 106H115V105H113ZM134 106L137 107V109L134 108ZM139 106H140V105H139ZM142 106H143V104L141 105V107H142ZM162 106H163V105H162ZM162 106H161V108H162ZM165 106H166V104H165ZM174 106H175V105H174ZM174 106H173V107H174ZM187 106H185V107H187ZM192 106H193V101H192ZM204 106H205V105H203V109H204ZM207 106H205V107L207 108ZM216 106H217V105H216ZM216 106H215V108H219V107H216ZM241 106L239 105L238 108H239V109H242L243 107L240 108ZM251 106H252V105H251ZM22 107H23V106H22ZM53 107H54V106H53ZM79 107H81V106H79ZM107 107H108V106H107ZM117 107H118V106H117ZM121 107H120V105H119L118 109L121 108ZM126 107H128V106H126ZM129 107H130V106H129ZM166 107H167V106H166ZM189 107H190V104H189ZM189 107H187L188 110H189ZM195 107H196V106H195ZM199 107H198V108H199ZM208 107H209V106H208ZM234 107H236V105L233 106V108H234ZM38 108H39V107H38ZM38 108H37V109H38ZM45 108H46V107H45ZM56 108H57V107H56ZM63 108H65V107H63ZM75 108H78V107H75ZM97 108H98V107H97ZM103 108H105V107H103ZM103 108H102V109H103ZM108 108H109V107H108ZM110 108L113 109V107H110ZM143 108H144V107H143ZM147 108H148V107H147ZM150 108H151V107H150ZM152 108H153V107H152ZM187 108H186V109H187ZM190 108H192V107H190ZM209 108H211V106H210ZM8 109H9V108H8ZM16 109H18V107H17ZM33 109H34V108H33ZM37 109H36V111H37ZM47 109H49V107H48ZM50 109H51V108H50ZM52 109H53V108H52ZM54 109H55V107H54ZM54 109H53V110H54ZM66 109H67V106H66ZM70 109H71V108H70ZM73 109H74V108H73ZM82 109H83V108H82ZM89 109H90V108H89ZM92 109H93V108H92ZM102 109H101V110H100V109H96V110H97V111H98V110L103 111ZM106 109H107V108H106ZM111 109H109V110H111ZM114 109H116V108L114 107ZM121 109H122V108H121ZM128 109H129V108H128ZM155 109H156V108H155ZM155 109H154V110H155ZM178 109H179V108H178ZM183 109H184V107H183L181 110H183ZM186 109H184V110H185V113L187 112ZM193 109H194V108H193ZM225 109H227V107H226ZM228 109H230V108H228ZM231 109H232V107H231ZM234 109H235V108H234ZM236 109H237V107H236ZM236 109H235V110H236ZM239 109H237V110H239ZM246 109H247L246 107H245V109L243 108V110H246ZM250 109H251V108H250ZM261 109L263 110V108H261ZM19 110H20V109H19ZM38 110H39V109H38ZM44 110H46V109H44ZM61 110H62V109H61ZM71 110H72V109H71ZM74 110H75V109H74ZM116 110H117V109H116ZM123 110H125V108H124ZM123 110H122V111H123ZM130 110H131V109H129V111H130ZM184 110H183L182 112H184ZM191 110H192V109H191ZM194 110H198V109H194ZM200 110H201V109H200ZM200 110L198 111V112H200V113H198V114H200V115H204V112H202L203 110H202V111H200ZM207 110H208V109H207ZM216 110H217V109H216ZM218 110H219V109H218ZM259 110H260V109H259ZM21 111H22V110H21ZM54 111H55V110H54ZM78 111H79V115H80V114H81V115H82V114H85V113H80V108H79ZM89 111H90V110H89ZM112 111H113V110H111V112H109V111H108V112H109V113H112ZM119 111H120V109H119ZM122 111H120V112H122ZM137 111H139L140 113H139V112L137 113ZM163 111H164V110H163ZM166 111H167V110H166ZM174 111H175V109H174ZM212 111H213V110H212ZM220 111H221V110H220ZM247 111H248V110H247ZM249 111H250V113H247V114H251V116H253L254 113H253V114L251 113L252 110H249ZM254 111H255V110H254ZM257 111H258V110H257ZM0 112H1V111H0ZM49 112H53V111H50V110H49ZM66 112H67V111H66ZM73 112H74V111H73ZM76 112H77V111H76ZM81 112H84V110H82ZM93 112H94V111H93ZM104 112H107V110L104 109ZM113 112H117V111H113ZM120 112H119V113H120ZM123 112H125V111H123ZM123 112H122V113H123ZM134 112L131 114V115H132V116H130L131 118H132L133 116H135V113H134ZM172 112H173V111H172ZM175 112H176V111H175ZM178 112H179V111H177L176 114H177ZM194 112H196V111H194ZM201 112H202V114H201ZM205 112H206V111H205ZM221 112H222V111H221ZM236 112H237V111H236ZM243 112H244V111H243ZM255 112H256V111H255ZM262 112H263V111H262ZM262 112H261V113H262ZM1 113H2V112H1ZM45 113H46V112H45ZM58 113H59V112H58ZM63 113H64V112H63ZM68 113H69V111H68ZM71 113H72V111H71ZM87 113H88V112H87ZM94 113H97V112H94ZM98 113H99V117H100V112L98 111ZM117 113H118V112H117ZM129 113H130V112H129ZM196 113H197V112H196ZM196 113H195V114H196ZM212 113H215V111L212 112ZM227 113H228V112H227ZM231 113H232V111H231ZM237 113H238V112H237ZM240 113H242V111H240ZM258 113H260V112H258ZM258 113H257V114H258ZM263 113H264V112H263ZM263 113H262V114H263ZM36 114H37V113H36ZM50 114L53 115L52 113H50ZM69 114H70V113H69ZM72 114L74 115V113H72ZM92 114H93V113H92ZM101 114H102V113H101ZM112 114H113V113H112ZM133 114H134V115H133ZM188 114H192V113L189 111ZM222 114H223V113H222ZM244 114H246V112H244V113L242 114V116H244V117L247 116V115H244ZM255 114H256V113H255ZM262 114H261V115H262ZM2 115H3V114H2ZM45 115H46V114H45ZM56 115H57V113H56ZM73 115H72V116H73ZM90 115H91V114H90ZM90 115H89V116H90ZM97 115H98V114H97ZM106 115H107V114H105V113L102 114L103 117L106 116ZM116 115H119V114H116ZM127 115H128V114H126V116H127ZM149 115H150V114H149ZM151 115H153V114H151ZM156 115H157V113H156ZM168 115H169V114H168ZM174 115H175V114H174ZM174 115H173V116H174ZM182 115H183V114H182ZM193 115H194V114H192L191 117H192V118H195V117H193ZM211 115H212V114H211ZM215 115H216V113H215ZM215 115H214V117H215ZM220 115H221V114H219V116H220ZM225 115H227V114H225ZM228 115H230V114H228ZM234 115L237 116V115H239V114H236V113L234 114V113H233V116H234ZM27 116H28V115H27ZM42 116H43V114H42ZM62 116H64V115L62 114ZM72 116L70 115V118H72ZM75 116L77 117V115H75ZM84 116H85V115H84ZM111 116H112V115H111ZM142 116H141V117H142ZM147 116H148V115H147ZM153 116H154V115H153ZM160 116H161V115H160ZM171 116H172V114L170 115V117H171ZM179 116H180V115H179ZM183 116L186 117L187 114H186V115H183ZM198 116H199V115H197V118H199ZM223 116H224V115H223ZM239 116H240V115H239ZM239 116L236 117L237 120L241 118V117L238 118ZM249 116H250V115H249ZM257 116H258V115H257ZM259 116H260V115H259ZM8 117H9V116H8ZM35 117H36V116H35ZM40 117H41V116H40ZM55 117H56V116H55ZM80 117H81V116H79V120H80ZM97 117H98V116H96V118H97ZM108 117H110V115H109ZM112 117H113V116H112ZM115 117H116V116H115ZM117 117L119 118V116H117ZM123 117H125V115H124ZM164 117H165V116H164ZM168 117H169V116H168ZM176 117H177V116H176ZM176 117H175V118H176ZM185 117H183V118H185ZM188 117H189V116H188ZM200 117H201V116H200ZM207 117H208V115H207ZM229 117H231V116H229ZM229 117H227V118H228L227 120L229 121V122H227L228 124L230 123V121H232V120L235 118V117H234V118H231V120H229ZM260 117H261V116H260ZM260 117H259V119H260ZM23 118H24V117H23ZM64 118H65V117H64ZM74 118H75V117H74ZM83 118L85 119L86 117H83ZM83 118H82V119H83ZM105 118H107V117H105ZM120 118H121V117H120ZM148 118L150 119L151 117L148 116L147 119H148ZM192 118H190V119H192ZM201 118L203 119V116H202ZM201 118H200L199 120H197V119H196V120H197V121H201V120H202ZM204 118H205V117H204ZM217 118H218V116H217ZM223 118H224V117H223ZM223 118H222L221 120H223ZM249 118H251V117H249ZM249 118H248V119H249ZM257 118H258V117H257ZM257 118H256V115H255V117H252L251 122L253 121V119L256 120ZM56 119H58V117H56ZM60 119H61V118H60ZM60 119H59V120H60ZM72 119H73V118H72ZM98 119H100V118H98ZM98 119H97V121H98ZM114 119H116V118H114ZM136 119H137V120H136ZM149 119H148V120H149ZM165 119H166V118H165ZM168 119H170V118H168ZM177 119H178V118H177ZM179 119H180V118H179ZM207 119H208V118H207ZM214 119H215V118H214ZM225 119H226V118H225ZM246 119H247V118H246ZM248 119H247V120H248ZM261 119H262V118H261ZM261 119H260V121H261ZM263 119H264V117H263ZM263 119H262V123L259 121V122L262 124V125L259 126V127H262V126H263V123H264V120H263ZM6 120H7V119H6ZM35 120H36V119H35ZM47 120H48V118H47ZM54 120H55V118H54ZM59 120H58V121H59ZM66 120H67V119H66ZM68 120L70 121V119H68ZM73 120H74V119H73ZM91 120H92V119H91ZM101 120H102V117H101ZM107 120H108V119H107ZM110 120H112V119H110ZM123 120H124V118H123ZM123 120H122V121H123ZM131 120H132V119H131ZM133 120H134V119H133ZM135 120H136V123H133L134 126H135V124L138 123L137 121L140 122V121H142L143 119H142V118L140 119V116H138V118H136V116H135ZM135 120H134V121H135ZM144 120H145V119H144ZM150 120H151V119H150ZM155 120H156V119H155ZM185 120H186V119H185ZM204 120H205V119H203V121H204ZM219 120H220V119H219ZM219 120H218V121H219ZM243 120H245V119L242 118L241 122H243ZM10 121H11V120H10ZM13 121H15V120H13ZM19 121H20V120H19ZM64 121H65V120H64ZM64 121H63V122H64ZM83 121L86 122L85 120H83ZM104 121H105V120H104ZM112 121H113V120H112ZM122 121H121L120 123H122ZM127 121H128V119H127ZM134 121H133V122H134ZM145 121H147V120H145ZM153 121H154V120H153ZM153 121H152V122H153ZM173 121H174V120H173ZM180 121H182V120L180 119ZM180 121H179V122H180ZM203 121H202L200 124L204 125V124H203ZM209 121H210V119L208 120V123H210ZM234 121H236V120H234ZM31 122H32V121H31ZM75 122H76V121H74V123H75ZM77 122H78V121H77ZM80 122H81V121H80ZM107 122H108V121H107ZM117 122H118V121H117ZM117 122H115L116 125L119 123V122H118V123H117ZM125 122H126V120H125ZM142 122H143V121H142ZM142 122H140V123L142 124ZM147 122H148V121H147ZM155 122H156V121H155ZM167 122H169V121L167 120ZM183 122H185V121H183ZM183 122H182V124H183ZM189 122H190V121H189ZM189 122H188V123H189ZM192 122H193L192 124L195 123L194 120H193ZM225 122H226V120H225ZM237 122L240 124V121H239V120H238ZM237 122H236V124H238ZM246 122L250 123V126H249V125L246 126V127H250V130L248 131V133H250V132H252V130H251V124H252V126H254L253 124H255V123H251V122H250V119H249V121H246V120L244 121V123H246ZM253 122H255V121H253ZM15 123H16V122H15ZM45 123H46V122H45ZM50 123H51V122H50ZM71 123L73 124L72 121H71ZM87 123H88V121H87ZM87 123H86V124H87ZM97 123H98V122H97ZM99 123H101V122L99 121ZM109 123H110V122H108L107 124L109 125ZM115 123H113V125H114ZM148 123H149V122H148ZM153 123H154V122H153ZM176 123H177V121H176ZM185 123H186V122H185ZM185 123H184V124H185ZM196 123H197V122H196ZM198 123H199V122H198ZM198 123H197V124H198ZM218 123H221V122H218ZM222 123H224V122H222ZM227 123H225V124H226V127H225L226 129H228L227 126H230V127H231L232 125L234 126V123H235V122H232V123H233L232 125H231V124L228 125ZM248 123H247V124H248ZM260 123H257V121H256V126H257V124L259 125ZM2 124H3V123H2ZM10 124H11V123H10ZM63 124H64V123H63ZM68 124H70V122H68ZM68 124H67V122H65L64 126L66 127ZM72 124H71V125H72ZM84 124H85V123H84ZM86 124H85V125H86ZM123 124L125 125V123H123ZM123 124H122V126H123ZM133 124L131 123V125H133ZM143 124H144V123H143ZM145 124H146V123H145ZM157 124H158V123H157ZM166 124H170V123H166ZM205 124H206V123H205ZM211 124H213V123H211ZM28 125H29V124H28ZM75 125H76V127H77V124H75ZM89 125H90V124H89ZM99 125H100V124H99ZM99 125H98V126H99ZM110 125H111V123H110ZM119 125H120V124H119ZM126 125H128L127 122H126ZM146 125H147V124H146ZM146 125H145V127H148V126H149V125H147V126H146ZM163 125H164V124H163ZM171 125H172V122H171ZM171 125H170V126H171ZM174 125H175V124H174ZM176 125H177V124H176ZM242 125L244 126V124L241 123V125L239 126V128H240ZM245 125H246V124H245ZM3 126H4V125H3ZM12 126H13V125H12ZM35 126H36V125H35ZM69 126H70V125H68V127H69ZM72 126H73V125H72ZM81 126H82V125H81ZM87 126H88V125H87ZM93 126H94V125H93ZM100 126H101V125H100ZM104 126H105V125H104ZM120 126H121V125H120ZM122 126L120 127L121 131H123V130H122ZM141 126H142V125H139V126H137V127H140V128H141ZM150 126H151V124H150ZM155 126H156V125H153V127L151 126V128L155 129V128H154ZM170 126H168V127H170ZM179 126H180V125H179ZM192 126H193V125H192ZM195 126H196V125H195ZM195 126L192 127V128H195V129H196ZM197 126H198V125H197ZM199 126H201V125H199ZM199 126H198V129H197V130H198V133H200V132L202 131V128H203V130H204V129H205L204 127H206V128L208 129V127H207L206 125H204V127L201 126L202 128H200ZM210 126H211V125H209V127H210ZM233 126H232V127H233ZM236 126H238V125H235V127H236ZM68 127H67V128H68ZM85 127H86V126H85ZM114 127H115V126H114ZM114 127L112 126V129H113V130L116 129V128H114ZM156 127H157V126H156ZM168 127L166 126V127H165V130H166V128H168ZM174 127H175V129H176V126H174ZM177 127H178V125H177ZM187 127H188V126H187ZM223 127H224V125H223ZM223 127H222V128H223ZM246 127H245V128H246ZM254 127H255V126H254ZM259 127H256V128L259 129ZM263 127H264V126H263ZM263 127H262V128H263ZM42 128H43V127H42ZM42 128H41V129H42ZM46 128H47V127H46ZM46 128H43V129H46ZM70 128H72V127H69V129H70ZM73 128H75V126H74ZM73 128H72V129H73ZM80 128H81V127H80ZM80 128H79V129H80ZM82 128H84V127H82ZM88 128H89V127H87V129H85V131H86V130L88 131V130H89ZM97 128H98V127H97ZM102 128H103V127H102ZM124 128H125V127H124ZM130 128H132V127H130ZM143 128H144V127H143ZM158 128H159V127H158ZM160 128H161V127H160ZM181 128L184 129V128H183V125H182ZM181 128H180V130H182ZM189 128H190V127H189ZM192 128H190V129L192 130ZM211 128H213V127L211 126ZM217 128H218V125H217ZM239 128H238V129L235 128V129H237V130L240 131V132L238 131L239 133H238V134L236 133V134L239 135V136H238L239 139H241V138L245 135L244 138L241 140L242 142H244V140H246V136H247V135H246V132H245L244 130H247L248 128L244 129V128L242 127V131H241ZM252 128H253V127H252ZM262 128H260L261 131H262ZM47 129H48V128H47ZM63 129H64V128H63ZM92 129H93V127H92ZM92 129H91V131H94V130H95V129H93V130H92ZM99 129H100V128H99ZM105 129H108V126H107V128H105ZM105 129H104V131H105ZM126 129L130 130L129 128H126ZM126 129H125V130H126ZM137 129H138V130H142V128H141V129L137 128ZM147 129H149V127H148ZM147 129H145V130L143 129V130L146 131V132L149 134V136H150V134H151V135H154V134H155L154 136L157 137L156 133H151L153 129L150 130V133L147 131ZM168 129H171V131H172V128H171V127L168 128ZM175 129H173V130L175 131ZM215 129H216V128H215ZM220 129H221V127H220ZM220 129H218V130L220 131ZM226 129H225V130H226ZM232 129L234 130V128H232ZM232 129H231V130H232ZM243 129H244V130H243ZM263 129H264V128H263ZM81 130H82V129H81ZM108 130H109V129H108ZM113 130H111V131H112L111 134L113 133ZM117 130H118V129H117ZM125 130H124V132H125ZM131 130H132V129H131ZM131 130H130V131H131ZM134 130H136V129L134 128ZM138 130H137V132H138ZM165 130H164V131H165ZM209 130H211V129H209ZM231 130H230V131H231ZM233 130H232L231 132L229 131V132L231 133V136H232V132H233ZM237 130H235V131L237 132ZM19 131H20V130H19ZM68 131H69V130H68ZM68 131H67V132H68ZM73 131H74V130H73ZM75 131H76V130H75ZM75 131H74V133H75ZM102 131H103V130H102ZM102 131H101V132H102ZM153 131H154V130H153ZM171 131H170V132H171ZM183 131H184V130H183ZM188 131H189V130H188ZM212 131H213V129H212ZM214 131H215V130H214ZM216 131H217V129H216ZM235 131H234V132H235ZM243 131H244L245 134L243 133ZM258 131H259V130H258ZM263 131H264V130H263ZM263 131H262V132L259 131V132H260V133H263ZM31 132H32V131H31ZM43 132H44V131H43ZM64 132H65V131H64ZM81 132H82V131H81ZM94 132H96V131H94ZM94 132H92V133H94ZM98 132H99V131H98ZM106 132H107V130H106ZM106 132H105V133H106ZM108 132L110 133V131H108ZM119 132H120V131H119ZM119 132H118V133H119ZM127 132H129V131H127ZM127 132H125V133H127ZM137 132L135 131V133H137ZM139 132H140V131H139ZM142 132H143V131H142ZM156 132H157V134H158V136H159L160 132L158 133L157 129H156ZM161 132H162V131H161ZM165 132H166V131H165ZM168 132H169V131H168ZM170 132H169V134H171L173 131H172L171 133H170ZM175 132H178V131H175ZM179 132H180V131H179ZM195 132H196V131L194 130L193 133H195ZM206 132L208 133L207 130H206ZM206 132H205V133H206ZM210 132H211V131H210ZM210 132H209V135H208L207 133H206V135H204L205 137H206V136H209V138L206 137V139H205V138L202 136L201 133H200V134H201V137H203V138H201V137H200V138H201L202 140L204 139V142H205V140H207V139H209L210 141L215 142V141H214V138H216V136H219V135H216V136H214L213 138L211 137V138L213 139V140H211V139H210ZM229 132H228V133H229ZM254 132L256 133V130H255ZM254 132H253V133H254ZM259 132H258V135L255 134V135L258 136V137H256L255 139H257V138L259 139ZM39 133L42 134L41 131H39ZM45 133H46V135H47L49 132L46 131ZM45 133H43V134H45ZM92 133H91V136H92ZM96 133H97V132H96ZM99 133H100V132H99ZM105 133H104V134H105ZM115 133L117 134V132H115ZM133 133H134V131H133ZM133 133H131V134H133ZM144 133H145V132H144ZM144 133H143V138L145 137V136H144ZM184 133H186V132H184ZM189 133H190V131H189ZM202 133H204V132L202 131ZM219 133H220V132H219ZM223 133H224V132H223ZM240 133H241V134H240ZM242 133H243V136H242ZM41 134H40V135H41ZM71 134H72V133H71ZM88 134H89V133H88ZM88 134H86V135H88ZM101 134H102V133H100L99 136H100ZM107 134H108V133H107ZM111 134H110V137H112ZM119 134H120V133H119ZM119 134H117V139H118V137L121 135V134H120V135H119ZM123 134H124V133L122 132V135H123ZM169 134L167 133V135H169ZM172 134H173V133H172ZM174 134H175V133H174ZM176 134H177V136L179 137L178 133H176ZM181 134H182V133H180V136H181ZM186 134H187V133H186ZM190 134H191V133H190ZM200 134H199V136H200ZM212 134L214 135V134H216V133H213V132H212ZM224 134H225V133H224ZM46 135H45V136H46ZM48 135H50V134H48ZM72 135H73V134H72ZM78 135H79V134H78ZM83 135H84V134H83ZM83 135H82V136H83ZM93 135H94V134H93ZM96 135H97V134H96ZM118 135H119V136H118ZM182 135H183V134H182ZM193 135H194V134H193ZM213 135H211V136H213ZM225 135L227 136V131H226V134H225ZM237 135H236V136H237ZM240 135H241V137H240ZM249 135L251 136L252 133L249 134ZM255 135H253V136H251V137H248V136H247L249 139H248V141H245L244 144H245V143L248 144L250 141L252 142V140L254 139ZM25 136H26V135H25ZM73 136H74V135H73ZM91 136H90V137H91ZM99 136H97V137H99ZM101 136H102V135H101ZM103 136L105 137V140L108 139L105 135H103ZM103 136H102V138H103ZM127 136L130 137V135H128V134H127ZM127 136L125 135V136H123L124 138H120V139H121L122 141H123V139H124V141H125V138H126ZM134 136L139 137V136H137L136 134H135ZM134 136H133V137H134ZM140 136H142V133L140 134ZM147 136H148V135H146V137H147ZM149 136H148V137H149ZM161 136H162V133H161ZM172 136H173V135H170V137H172ZM177 136H175V137H177ZM220 136H221V135H220ZM223 136H224V135H223ZM226 136H224V137H226ZM260 136H261V135H260ZM22 137H23V136H22ZM51 137H52V136H51ZM97 137L95 138V135H94V137H92V139H93V138L97 139ZM108 137H109V136H108ZM113 137H114V135H113ZM115 137H116V136H115ZM120 137H121V136H120ZM129 137H128V138H129ZM136 137H135V139H136ZM150 137H152V136H150ZM163 137H164V136H163ZM167 137H168V138L166 139V136H165V138L163 139V141H164L165 139H166V140H165L164 142L161 141V143H166L167 141L172 140V138L169 139V136H167ZM189 137H190V136H189ZM191 137H192V136H191ZM195 137L198 138L197 136H195ZM234 137H235V135H234ZM252 137H253V138H252ZM262 137L264 138V133H263V136H262ZM17 138H18V137H17ZM25 138H27V136L24 137V139H25ZM28 138H29V137H28ZM40 138H41V137H40ZM42 138H43V137H42ZM77 138H78V137H77ZM99 138H101V137H99ZM140 138H142V137H140ZM153 138H155V137H153ZM153 138H152V139H153ZM159 138H160V137H159ZM173 138H174V136H173ZM186 138H188V137H186ZM196 138L194 139L195 141H196ZM200 138H198V139H200ZM218 138H219V137H218ZM222 138H223V137H222ZM250 138H252V140H251ZM38 139H39V138H38ZM48 139H50L49 136H48L46 142H48ZM86 139H87V138H86ZM90 139H91V138H90ZM90 139H89V144H90L91 141H92V140L90 141ZM103 139H104V138H103ZM117 139H116V141H114V142H117ZM129 139H130V138H129ZM129 139H128V142H129ZM131 139L133 140L132 137H131ZM135 139H134V141H135ZM138 139H139V138H138ZM147 139L149 140V138H147ZM189 139H191V138H189ZM189 139H188V140H189ZM192 139H193V138H192ZM226 139H227V138H226ZM228 139H231V137H228ZM228 139H227L226 143H228V142L230 141V140H228ZM234 139H235V138H234ZM255 139H254V143H255V142H260V141H255ZM261 139H262V138H261ZM15 140H16V139H15ZM18 140H19V139H18ZM132 140H131V142H132ZM148 140H147V141H148ZM150 140H151V139H150ZM150 140H149V141H150ZM155 140H156V138H155ZM155 140H153L154 143H159V142H160V139H159V142H157V141L155 142ZM174 140H175V139H174ZM184 140H185V139H184ZM188 140H187V142H188L187 144H189V141H190V140H189V141H188ZM194 140H193V141H194ZM249 140H250V141H249ZM259 140H260V139H259ZM262 140H264V139H262ZM24 141H25V140H24ZM24 141H23V142H24ZM27 141H28V140H27ZM78 141H81V139H79ZM78 141H77V142H78ZM93 141H94V140H93ZM100 141H102V140H100ZM100 141H99V139H98V140L96 141V143H97V142H100ZM109 141H110V140H109ZM119 141H120V140H119ZM136 141H137V140H136ZM136 141H135V142H136ZM138 141H139V144H140V143H141L140 140H138ZM153 141L150 142V143L154 144ZM179 141H180V140H179ZM182 141H183V140H182ZM185 141H186V140H185ZM185 141H184L183 143H185ZM193 141H192V140L190 141V142H192V145H191V146H193L194 143H196V145L199 144V143H197V142H194V143H193ZM232 141L237 142L238 140L236 141V140L231 139L230 143H231ZM30 142H31V141H30ZM38 142H39V141H38ZM43 142H44V141H43ZM49 142H51V141L49 140ZM111 142H113V141H111ZM128 142H127V139H126L125 144L128 143ZM131 142H129V143H131ZM135 142H133L132 145H134ZM143 142H144V139H143ZM143 142H142V144H143ZM199 142H200V141H199ZM202 142H203V141H202ZM204 142H203V143H204ZM206 142H208V141H206ZM217 142L219 143L218 140H217ZM235 142H233V143H231V144L228 143V144H229V146H231V145L234 144ZM251 142H250V143H251ZM262 142H263V141H262ZM25 143H26V141H25ZM32 143H33V142H32ZM69 143H70V142H69ZM82 143H83V142H82ZM96 143H95V144H96ZM123 143H124V142H123ZM168 143H169V142H168ZM171 143H172V141H171ZM171 143H169V144H171ZM175 143H176V142H175ZM177 143H178V141H177ZM183 143L180 142V145H179V146L182 147L181 144H183ZM203 143H201V146H200V144L197 145V146L202 147V144H203ZM208 143L211 144L210 142H208ZM218 143H217V144H218ZM240 143H241V142H239L238 144H240ZM250 143H249L248 145H250V146L253 145V143H251V144H250ZM263 143H264V142H263ZM20 144H21V143H20ZM34 144H35V143H34ZM37 144H39V143H37ZM37 144H35V145H37ZM51 144H52V142H51ZM95 144H94V145H95ZM115 144H117V146H116L117 148H120V147H119V145L121 144L120 142H119V145H118V143H115ZM125 144H122V146H123V145L125 146ZM136 144H138V143L136 142ZM172 144H174V142H173ZM172 144H171V145H172ZM190 144H191V143H190ZM212 144L215 145L214 143H212ZM212 144H211V145H212ZM220 144H221V146H222V144H223L222 148L224 149L225 145H224L223 142H222V143H219V144H218V145H219L218 147H217V145H216V147H217L218 149L212 145V146H213V149L216 148L219 152H221V154H218L219 156H220V155H221V156H225V154L227 155V153L230 152V151H231V153L234 155V152H232V151H233V149H232L233 146H231L232 148L229 149V147H228V145H227L226 148L228 147L227 149H229L230 151H228V152L226 153L224 150L221 149ZM242 144H243V143H242ZM244 144H243V145H244ZM247 144H246V145H247ZM259 144H261V143H259ZM259 144H258V143H257V144L255 143L254 146H252V148L255 147V146L257 145L256 148L258 147V150H260V148H261L262 146H259ZM28 145H30V144H28ZM49 145H50V144H49ZM69 145H70V144H69ZM85 145H86V144H85ZM90 145H91V144H90ZM90 145H89V146H90ZM92 145H93V142H92ZM105 145H106V144H105ZM128 145L130 146V144H128ZM148 145H149V144H148ZM150 145H151V144H150ZM154 145L156 146V144H154ZM154 145H153V146H154ZM157 145H158V144H157ZM163 145H164V146H168L167 143H166V145H165V144H163ZM163 145L161 144V146H163ZM174 145H176V144H174ZM177 145H178V144H177ZM196 145H194V146L196 147ZM211 145H210V147H208V149H210V150H209V153H210V151L212 150ZM235 145H236V144H235ZM240 145H241V144H240ZM243 145H241V146H242V147H241L242 149L247 148L246 145H244L245 147H243ZM248 145H247V146H248ZM261 145H263V144H261ZM32 146H33V145H32ZM47 146H48V145H47ZM86 146H87V145H86ZM101 146H102V145H101ZM112 146H113V144H112ZM124 146H123V147H124ZM141 146H142V145H141ZM144 146H145V144H144ZM146 146H147V144H146ZM159 146H160V145H159ZM159 146H157V147H159ZM164 146H163V147H164ZM172 146H173V145H172ZM186 146H187V148H185V146L183 145V148H185V150L189 148L188 145H186ZM194 146H193V148H194ZM207 146H209V145L207 144ZM250 146H248V149H247V150H250V151H251V149H249ZM29 147H30V146H29ZM33 147H34V146H33ZM44 147H45V146H44ZM79 147H80V146H79ZM96 147H97V146H96ZM98 147H99V146H98ZM108 147H109V145H108ZM137 147H138V146H137ZM151 147H152V145H151ZM163 147H162V148H163ZM169 147H171V146H169ZM200 147H199V148H200ZM203 147H205V143L203 144ZM219 147H220V148H219ZM238 147H239V149H241L240 146H237V148H238ZM49 148H50V147H49ZM90 148H91V146L89 147V150H90ZM92 148H93V147H92ZM99 148H100V147H99ZM102 148H104V147L102 146ZM117 148H116V149H117ZM125 148H126V150L128 151V153H130L128 149H129V148H133V147H129V148H127V146H125ZM125 148H122V149L124 150V153H125V151H126ZM141 148H142V147H141ZM147 148H149V147H147ZM153 148H154V147H153ZM165 148H166V147H165ZM172 148H174V147H172ZM175 148H176V147H175ZM193 148L191 147V149H193ZM226 148H225V149H226ZM234 148H235V146H234ZM20 149H21V148H20ZM24 149H25V148H24ZM29 149H30V148H29ZM77 149H78V148H77ZM82 149H83V148H82ZM95 149H96V148H95V146H94L93 151H94ZM120 149H121V148H120ZM122 149H121V151H122ZM135 149H136V148H135ZM139 149H140V148H139ZM144 149H145V147H144ZM154 149H155V148H154ZM154 149H153V150H154ZM156 149H157V148H156ZM163 149H164V148H163ZM168 149H169V148H168ZM168 149L166 148V150H168ZM178 149H180V148H178ZM191 149L189 148L188 150H190L189 152H192V153H193L194 150H195L196 148H194L193 151H191ZM197 149H198V147H197ZM197 149H196V151H197ZM205 149H207V148L205 147V148L201 149V151H202V150L205 151ZM216 149H215V150H212L211 152H213V151L215 152ZM219 149H221L223 152H225L224 155H222L223 152L220 151ZM254 149H255V148H253L252 150L254 151ZM262 149H263V147H262ZM26 150H27V148H26ZM37 150H39V149H37ZM75 150H76V149H75ZM75 150H74V152H75ZM85 150L87 151L86 147H85ZM91 150H92V149H91ZM110 150H111V149H110ZM137 150H138V148H137ZM148 150H150V149H148ZM157 150H158V149H157ZM234 150H236V149H234ZM256 150H257V149H256ZM256 150H255V151H256ZM41 151H43V150H41ZM49 151H51V150H48L47 153H48ZM52 151H53V150H52ZM55 151H56V150H55ZM96 151H99V150L96 149ZM100 151H101V149H100ZM111 151H112V150H111ZM116 151H117V150H116ZM118 151H119V150H118ZM121 151H120V152H121ZM127 151H126V153H127ZM130 151L132 152V150H130ZM134 151H135V150H133V153H134ZM151 151H152V149H151ZM159 151H160V149H159ZM161 151H162V150H161ZM161 151H160V152H161ZM174 151H175V149H174ZM174 151H173V152H174ZM176 151H177V149H176ZM178 151H179V150H178ZM178 151H177V152H178ZM183 151H184V150H183ZM196 151H195V152H196ZM206 151H208V150H206ZM218 151H216V152L219 153ZM226 151H227V150H226ZM236 151H238V154H239V157H238V158H240V155L243 154V153H244V155L247 154V153H246V152H247L246 149L243 150V151H246V152H243V153H242L241 151H239L238 149H237ZM253 151H252V152H253ZM261 151H262V150H261ZM261 151H259V152H261ZM26 152H27V151H26ZM28 152H29V151H28ZM31 152H32V151H31ZM31 152H30V153H31ZM34 152H35V151H34ZM36 152H37V151H36ZM38 152H39V151H38ZM80 152H81V151H80ZM87 152H88V151H87ZM94 152H95V151H94ZM107 152L109 153V151H107ZM136 152H137V151H136ZM142 152L144 153V151H141V153H142ZM153 152H154V151H153ZM153 152H152V153H153ZM164 152H165V151H164ZM181 152H182V150H180V154H181ZM187 152H188V151H187ZM187 152H186V154H187ZM202 152H203V151H202ZM240 152H241V153H240ZM263 152H264V150L262 151V153H263ZM43 153H44V152H43ZM51 153H52V152H51ZM82 153H84V152H82ZM92 153H93V152H92ZM96 153H97V152H96ZM99 153L101 154V152H99ZM99 153H98V154H99ZM113 153H114V151H113ZM118 153H119V152H118ZM122 153H123V152H121V154H122ZM126 153H125V154H126ZM141 153H140V154H141ZM143 153H142V155H143ZM149 153H150V152H149ZM149 153H148V154H149ZM152 153H150V155H152ZM155 153H157V151H155ZM162 153H163V151H162ZM165 153H167V152H165ZM196 153H197V154L200 153V150H199V152H196ZM196 153H195V156H197ZM217 153H215V155H216ZM27 154H29V153H27ZM48 154H49V153H48ZM48 154H46V155H48ZM74 154H75V153H74ZM88 154H89V152H88ZM98 154H97V155H98ZM110 154H112V153L110 152ZM115 154H117V153L115 152ZM125 154H124V156H126ZM130 154H131V153H130ZM160 154H161V153H160ZM170 154H171V153H170ZM170 154L167 153L166 155H169V156H170ZM178 154H179V153H178ZM201 154H205V155H206V152H205V153H201ZM201 154H199L198 157H200ZM249 154L251 155L252 153H249ZM253 154H254V155H253ZM253 154H252L253 157H254L255 155H258V156L260 155V154H258V152H257V154H255V153H253ZM37 155H38V153H37ZM51 155H52V154H51ZM54 155H55V153H54ZM78 155H79V154H78ZM85 155H87V154H85ZM94 155H95V154H94ZM127 155H128V154H127ZM134 155L136 156L137 154H134ZM150 155H149V156H150ZM161 155H162V154H161ZM164 155H165V154H164ZM164 155H163V157L166 156V155H165V156H164ZM174 155H175V154H174ZM193 155H194V153H193ZM210 155H211V154H210ZM210 155L208 154L209 158L211 157V159L209 160V164H210V161L215 160L216 163L218 164V166H220V167H219L220 170H219V169H218V170L216 169V172H214V171L212 170V169H214V168H213L214 165L212 164L213 166H212V169H211V170H212V172H214V173H212V175H210V176H211L210 178L206 177L208 180H207V181L205 180V182H204L205 184H204V183L202 182L203 180H201V179H202V178L204 179V177H205V175H203V174L205 173V172H203V171L205 170V168H204L203 170H201V169L198 168V170L196 169L195 173H194L193 169L191 168V170H190L189 172H192V171H193V173L195 174V176H194V175L192 176V174H191V178L194 177V181H193V180H192L193 182L190 181L191 178L189 177V178H190V180H189L190 185H189V187L187 186V188H188V189L186 188L187 190H185V188L182 187L183 185H181V189L183 188V193H184L185 191L188 192V195H187V196H188V198H189L188 201L190 202V204H188L187 206L184 205L185 208L183 207V211H182V208H181V211H180V208H177L178 210H176V211H177V212L180 211V212H179L178 215H177V213H176V211H175V213H176L175 215H177L178 219H181L182 221H185V222H186V219H187V222L191 220L190 223L195 227V224H196V223L193 224L192 221H194V219H195V221H197L198 219L196 220V218H199V221H200V219H201V216H200V215H201L202 213H204V214H202V217H203V215H205V216L208 215L207 218H209V220H210V224H211V225H210V226H208V225H207V226H204V225H203V226H204V227H203V226L200 224L202 228L200 229V227L197 226L196 228H194V229L196 230V232L194 233V232H192V230H194L193 228H192V230H190L191 227H193L190 223H189V224H188L187 222H186L187 224H186L185 222H182V223H181V220H179V222H178V219H175V218H176V217H175L174 219L177 220V221H176L177 223H179V224H180V223H181V224L184 223V224H186V226L188 225V226H187L188 229H189V227H190V225H191V227H190V229H189L190 232H191V234H190V233L187 234L188 232H184V230L187 229L186 227H185L186 229L184 228V230H183L182 228H179V227H178L179 229L177 230V228H175V225H174L173 227H174L177 231L174 232V233H171V232L169 231V230H170L169 227L171 228V225H169V227H168V221H167L168 219H167V220L164 219V220H166V224H167V225H163V224L165 223V221H164V220H160V219H162V218H165L164 216H162V215H163V214H162L161 217L158 218V219H159V226H160V225L163 226V227L166 226V227H164V229H165V228H166V229L168 228V229H167V230H163V228L160 226L159 229H160L161 231L159 232V230H157V229H158V228H157V227H158V226H157V225H158V224H157V223H158V222H157L158 220L156 221V226H154V227H155L154 229L157 228L156 231H158V232H157L156 234H158V233L160 234V238H159V240H160L161 242H160L159 244H163V245H164V242L162 243V240H163L166 236H167L166 238H167L168 242L171 240L170 243H172L173 240H174V241L176 240V242H178V243H177V245L175 244V247L172 246L173 248L170 249L171 244H170V243H167V244H166V242H167V241H166L165 244H166L167 247H168V244H170V247L168 248L169 250L166 249L167 251H161L162 249H160V250L158 251V250L155 248V249L157 250V256H156V258H158V259L160 260L161 263H160L159 261H157L158 259H155V258H154L153 260H156V261H153V260H152L153 262H155L154 264H157L158 262H159L160 264H192V263H195V261H196V264H250V263H248V262H250L249 256H251V254H252V253H251V252H252V251H251V247H253V246H255L256 249L258 250V254L256 253L255 256H257V255L259 256V254L262 253L261 256H260V257H262V259H260V260L258 259V260H259L258 262H260V261L262 260V261H261V264H264V252H263V251H264V232L261 233V229H262L263 226H264V219L262 220V216H263V213H264V205H263V204H264V203H263V200H264V199L262 200V198L264 197V196H263L264 194L262 195V193L259 191V189L256 188V186L254 185L255 187L252 186L253 189L249 191V196H248V198L245 200L246 197H245L244 195H245L247 192L244 194V193L241 192L240 189H239L240 192H239V191H238V192L235 191V188H243V186H241L239 183H236V181H237V182H240V180L244 179L245 176L242 177V178L240 177V180H239V177L236 176V177L238 178V180H236V181H233V180H232L233 182H232L229 178H228L229 180H228V179H227V180H224L225 178H227V177H226V174H227V173H230V172L234 171L232 168H231L232 171L229 170V169H230L229 166H230V167H234V166L236 165V163H235L236 161H234V157H232V155H231V158H229V157H230V153H229V156L227 155V158H223V160L226 159V160H224V162H223V160H222V158H221L220 161H222L223 163L219 165V162H217L218 159H216V158H217V155L215 156L214 153H213L212 156H210ZM236 155H237V153H236ZM262 155H264V153H263ZM262 155H260V156H262ZM0 156H1V155H0ZM31 156H36V154H35V153H32ZM38 156H40V155H38ZM88 156H90V155H88ZM88 156H87V157H88ZM92 156H93V155H92ZM95 156H96V155H95ZM111 156H113V155H111ZM116 156H117V155H115V157L113 158L114 161H116L115 158H118V157H116ZM128 156H129V155H128ZM130 156H131V155H130ZM130 156H129V157L126 156V157H127V158H130ZM135 156H132V157H135ZM147 156H148V155H147ZM156 156H157V155L155 154V157H156ZM201 156L203 157L204 155H201ZM208 156L206 155L205 157L207 158ZM214 156H215L216 158H215ZM219 156H218V157H219ZM221 156H220V157H221ZM234 156H235V155H234ZM242 156H243V155H242ZM242 156H241V157H242ZM260 156H259V157H260ZM23 157L25 158L24 155H23ZM47 157H48V156H47ZM72 157H73V156H72ZM98 157H99V156H98ZM100 157H101V156H100ZM102 157H103V156H102ZM105 157L107 158V156H105ZM108 157H109V156H108ZM126 157H125V158H126ZM137 157H139V155H138ZM150 157H151V156H150ZM153 157H154V156H153ZM205 157H203L204 160H203V158H201V159L203 160L204 163H207V162H205V159H206ZM212 157H214V159H213ZM220 157H219V158H220ZM235 157H236V156H235ZM245 157H246V158H245ZM249 157H250V156H249ZM253 157H251V158H253ZM263 157H264V156H263ZM263 157H261V158L263 159ZM29 158H30V156H29ZM32 158L34 159L35 157H32ZM36 158H37V156H36ZM40 158H41V156H40ZM48 158H49V157H48ZM76 158H78V156H77ZM85 158H86V157H85ZM109 158H110V157H109ZM147 158H148V157H147ZM168 158H169V157H168ZM168 158H167V159H168ZM238 158L236 157L235 159L237 160ZM242 158H243V157H242ZM251 158H248L247 155H245L243 159H247V160L250 159V162H252ZM261 158H260V160H261ZM26 159H27V158H26ZM30 159H31V158H30ZM42 159H43V158H42ZM73 159H74V158H73ZM91 159H92V158H90V160H89L90 163H91ZM110 159H112V157H111ZM136 159H137V158H136ZM136 159L133 160V158H132V160H133L134 162H135ZM151 159H152V158H151ZM158 159H159V154H158ZM161 159H162V157H161ZM161 159H159V160H161ZM167 159H165V160L167 161ZM173 159H174V158H173ZM175 159H176V157H175ZM180 159H181V158H180ZM212 159H213V160H212ZM243 159H242V160H243ZM2 160H3V159H2ZM84 160H85V159H84ZM99 160H100V159H99ZM105 160H106V159H105ZM123 160H125V159H123ZM123 160H122V161H123ZM139 160H140V159H139ZM143 160L147 161L145 158H144V159L142 158V161H143ZM148 160H149V159H148ZM154 160H155V159H154ZM156 160H157V157H156ZM156 160H155V161H156ZM159 160H157L156 162H159ZM163 160H164V159H163ZM163 160H161V161L163 162ZM238 160H239V161H242L241 158L238 159ZM238 160H237V161H238ZM253 160H254V158H253ZM257 160H258V159H256V164L254 163V165H257L258 168H256L257 166H255V167L253 166V162H252L251 164H252V168H256V169H257L255 172L258 171L259 174H260V171H263L262 168L264 167V163H263L264 161H262V165H260L261 163H259ZM3 161H4V160H3ZM85 161H86V160H85ZM87 161H88V159H87ZM92 161H93V159H92ZM103 161H104V160H103ZM107 161H110V160H107ZM117 161H118V160H117ZM119 161H121V160L119 159ZM122 161H121V162H122ZM125 161L127 162V160H125ZM125 161H124V162H125ZM142 161H141V162H142ZM152 161H153V160H152ZM177 161H180V160L177 158ZM207 161H208V159H207ZM233 161H234V162H233ZM254 161H255V160H254ZM25 162H26V161H25ZM32 162H33V160H32ZM74 162H75V160H74ZM111 162H112V161H111ZM111 162H110V163H111ZM121 162H120V163H121ZM124 162H123V163H124ZM139 162H140V161H138V163H139ZM143 162H144V161H143ZM149 162H151V161H149ZM156 162H155V163H156ZM167 162H168V161H167ZM169 162L172 163V162H171V158H170ZM173 162L175 163V161H173ZM213 162H214V161H213ZM246 162H247V161H246ZM248 162H249V161H248ZM257 162H258V163H257ZM84 163H86V162H84ZM87 163L89 164V162H87ZM87 163H86V164H87ZM93 163H94V162H93ZM95 163H96V161H95ZM95 163H94V164H95ZM107 163H109V162H107ZM112 163H113V162H112ZM112 163H111V164H112ZM114 163H116V162H114ZM132 163H133V162H132ZM136 163H137V162H136ZM138 163H137V164H138ZM155 163H154V164H155ZM160 163H161V162H160ZM174 163H173L172 165L175 166ZM199 163H200V162H199ZM211 163H212V162H211ZM216 163L214 162V164H216ZM230 163H232V164L234 163V165L231 166L232 164L230 165ZM238 163H239V165H240L241 162H238ZM238 163H237V164H238ZM243 163H244V162H243ZM243 163H242V165H243ZM34 164H35V163H34ZM53 164H54V162H53ZM70 164H71V163H70ZM86 164H85V165H86ZM88 164H87V166H88ZM94 164L92 165L93 167H94ZM99 164H101V162H99ZM111 164H108V166L111 165ZM121 164H122V163H121ZM128 164L130 165L131 163L128 162L127 164L125 163V164H122V165H127V166H128ZM144 164L146 165V164H148V162H147V163H144ZM151 164H152V163H151ZM162 164H163V163H161L160 165H159V164H158V165L156 164V166H161ZM217 164H216V165H217ZM74 165H75V164H74ZM78 165H80V164H78ZM103 165H104V164H103ZM105 165H107L106 162H105ZM114 165H116V167H119L120 164L117 165V163H116V164H114ZM131 165H132V164H131ZM138 165H139V164H138ZM138 165H137V167H138ZM141 165H143V164H141ZM163 165L166 166L167 164H163ZM176 165H178V164H176ZM190 165H191V164H190ZM200 165H201V164H200ZM210 165H211V164H210ZM216 165H215V168H218V166H216ZM242 165H241V166H242ZM247 165H248V163H247ZM21 166H22V165H21ZM69 166H70V165H69ZM87 166H86V167H87ZM95 166H96V164H95ZM98 166H99V165H98ZM108 166H106V168H108ZM111 166H113V165H111ZM120 166H121V165H120ZM134 166H135V164H134ZM134 166H133V167H134ZM139 166H140V165H139ZM150 166H151V165H150ZM153 166H154V165H153ZM168 166H169V163H168ZM170 166H171V164H170ZM170 166H169V167H170ZM174 166H173V167H174ZM208 166H209V165H208ZM236 166H238V165H236ZM260 166H262V168H261ZM62 167H63V166H62ZM88 167H90V166H88ZM93 167H92V168H93ZM96 167H97V166H96ZM102 167H103V166H102ZM109 167H110V166H109ZM113 167H114V166H113ZM123 167H124V169H125V166H123ZM135 167H136V166H135ZM163 167H164V166H163ZM169 167H167V168H169ZM184 167H185V165H184ZM187 167H188V166H187ZM199 167H200V166H199ZM238 167H239V166H238ZM249 167H250V166H249ZM81 168H82V167H81ZM99 168H100V167H99ZM126 168H127V167H126ZM140 168H141V170H142L143 166H142V167H139L138 170H139ZM144 168H145L146 170L149 171V169H148V168H149V165L144 166ZM161 168H162V166H161ZM164 168H165V167H164ZM171 168H172V167H171ZM171 168H169V169H171ZM177 168H178V167H177ZM193 168H194V165H193ZM196 168H197V167H196ZM208 168H209V167H208ZM228 168H229V169H228ZM234 168H235V167H234ZM252 168H251V169H252ZM259 168H261V170H260ZM62 169H64V168H62ZM65 169H66V168H65ZM65 169H64V170H65ZM68 169H69V167H68ZM87 169H88V168H87ZM90 169H91V168H90ZM104 169H105V168H104ZM116 169H117V168H116ZM119 169H120V168H119ZM122 169H123V168H121V170H122ZM131 169H132V168H131ZM134 169H135L134 171H138V170H136L137 168H134ZM178 169H179V168H178ZM182 169H183V167H182ZM189 169H190V167H189ZM194 169H195V168H194ZM238 169H239V168H238ZM238 169H237V170H238ZM242 169H246L245 166H242ZM242 169H239V170L243 171ZM81 170H83V172H84V169H81ZM88 170H89V169H88ZM93 170H95V169H93ZM93 170H92V171H93ZM98 170H99V169H98ZM102 170H103V169H102ZM102 170H101V171H102ZM105 170H106V171H104V172H107V169H105ZM111 170H113V169L111 168ZM121 170H120V171H121ZM158 170H159V169H154V172H155V171L157 172ZM164 170H165V169H164ZM164 170H163V171H164ZM209 170H210V169H208V172H210ZM235 170H236V169H235ZM239 170H238V171H239ZM246 170H247V169H246ZM246 170H245V171H246ZM249 170H250V169H249ZM249 170H247L246 172H245V171H243V172L247 173ZM254 170H255V169H254ZM19 171H20V170H19ZM61 171L63 172V170H60V172H59V171H58V172H59L60 174H62ZM76 171H77V170H76ZM115 171L117 172V174L120 172L119 170H115V167H114V173H112L113 171L110 173V170H109L108 175H109V173H110L111 175L115 174V173H116ZM118 171H119V172H118ZM128 171H130V170H129V167H128ZM132 171H133V170H132ZM148 171H147V172H148ZM151 171H152V170H150L149 173H151ZM159 171H162V169H160ZM163 171H162V172H163ZM166 171H167V170H166ZM166 171L163 172V175H162V176L165 175L164 173H165ZM173 171H174V169H173ZM173 171H172V174H173ZM183 171H184V170H183ZM185 171H186V170H185ZM218 171H223L222 174H225V175H219V177H220L221 180H222V181H221V182H222L221 184L219 183V181H220L219 177H218L217 175H216L217 178L214 177V174L217 173ZM65 172H67V169L64 171V173H65ZM70 172H71V171H70ZM70 172H69V173H70ZM78 172H79V171H78ZM86 172H87V171H86ZM89 172H90V171H89ZM89 172H88V173H89ZM122 172H124V171L122 170ZM125 172H126V170H125ZM139 172H141V171L139 170ZM139 172H138V173H139ZM169 172H171V171H169ZM177 172H178V171H177ZM186 172L188 173V171H186ZM208 172H207V173H208ZM258 172H257V173H258ZM53 173H54V172H53ZM64 173H63V174H64ZM73 173H74V172H73ZM93 173H94V172H92V174H93ZM102 173H103V172H102ZM126 173H129V172H126ZM126 173H125V174H126ZM130 173H131V172H130ZM135 173H136V172H135ZM135 173H133V174H135ZM141 173H142V172H141ZM144 173H145V172H144ZM152 173H153V172H152ZM157 173H159V172H157ZM174 173H175V171H174ZM218 173H219V172H218ZM218 173H217V174H218ZM234 173H237V172H232L233 176H234ZM253 173H254V171H253ZM253 173H252V170H251V174H252V175H253ZM65 174H67V173H65ZM75 174H76V173H75ZM136 174H137V173H136ZM145 174H146V173H145ZM155 174H156V173H155ZM155 174H154V175H155ZM161 174H162V173H161ZM166 174H167V172H166ZM172 174H171V177H170V178H172V176H173ZM176 174H177V173H176ZM188 174H189V173H188ZM188 174H187V175H188ZM220 174H221V173H220ZM237 174H238V173H237ZM239 174H242V173L239 171ZM243 174H244V173H243ZM261 174L263 175V172H262ZM69 175H70V174H69ZM72 175H73V174H72ZM72 175H70V176H72ZM85 175H86V174H85ZM103 175H104V174H103ZM108 175L106 176V174H105L106 177H108ZM121 175H122V174H121ZM128 175H129V174H128ZM141 175H143V174H141ZM141 175H140V176H141ZM154 175H153V176H154ZM183 175H185V174H183ZM187 175H186V176H187ZM229 175H231V173H230ZM229 175H228V176H229ZM235 175H236V174H235ZM249 175H250V174H249ZM257 175H258V174H257ZM33 176H34V175H33ZM65 176H66V175H65ZM88 176H89V175H88ZM88 176H87V177H88ZM95 176H96V175H95ZM122 176H123V178H125V177H124V176H125L124 173H123ZM130 176H131V175H130ZM133 176H134V175H132V177H133ZM135 176H136V175H135ZM140 176L137 175V178H139ZM149 176H150V175H149ZM159 176H160V175H159ZM159 176H157V177H158V179H159V181H160V179H162V177L159 178ZM169 176H170V174H169ZM169 176H168V177H169ZM180 176H181V175H180ZM188 176H190V174H189ZM188 176H187V178H188ZM221 176H225L224 179H222ZM233 176H231V177H233ZM240 176H241V175H240ZM255 176H256V175H255ZM11 177H12V176H11ZM66 177H67V176H66ZM78 177H79V176H78ZM80 177H84V176H80ZM91 177H92V176H91ZM100 177H101V176H99L98 178H100ZM109 177H110V175H109ZM109 177H108V178H109ZM113 177H114V179H115V178H118V179H119V177H117V175H116V177H115V175H114V176H111L110 179H113ZM120 177H121V176H120ZM128 177H129V176L126 175V178H128ZM165 177H166V175H165ZM165 177H164V178H165ZM236 177H234V178H236ZM260 177H261V176H260ZM260 177H259L258 179H260ZM263 177H264V176H263ZM263 177H262L261 179H263ZM88 178H89V177H88ZM94 178H95V177H94ZM102 178H105V177H102ZM121 178H122V177H121ZM123 178H122V179H123ZM134 178H136V177H134ZM140 178H141V177H140ZM145 178H148V177H147V174L145 175ZM145 178H144V179H145ZM151 178H152V177H151ZM154 178H156V177L154 176ZM164 178H163V179H164ZM170 178H169V184L171 183V182H170V181H171ZM175 178L177 179V177H175ZM184 178H185V177H184ZM187 178H186V180H188ZM215 178H216V179H215ZM246 178H247V177H246ZM246 178H245V179H246ZM253 178H254V177H253ZM253 178H252V179H253ZM256 178H257V177H256ZM30 179H31V178H30ZM39 179H40V177H39ZM68 179H69V178H68ZM71 179H72V177H71ZM79 179H80V178H79ZM82 179H84V178H82ZM86 179H87V178H86ZM118 179H116V180H118ZM130 179H131V178H130ZM163 179H162V180H163ZM173 179H174V178H173ZM176 179H174V180H176ZM178 179H179V178H178ZM181 179H182V178H181ZM181 179H179V180H181ZM217 179H219V180H217ZM231 179H232V178H231ZM245 179L243 180V182L245 181ZM248 179H249V178H247V182H248ZM35 180L37 181V179H35ZM75 180H76V179H75ZM95 180L98 181L96 178H95ZM116 180L114 181V182H115L114 185H116ZM119 180H120V179H119ZM119 180H118V181H119ZM151 180H152V179H151ZM151 180H150V182H151ZM154 180H155V179H154ZM162 180H161V182H160L161 184H162ZM165 180H167V179H165ZM179 180H178V182L174 181V182H176V185L180 183ZM200 180H201V182H202L204 185L200 182ZM234 180H235V179H234ZM69 181H70V180H69ZM83 181H84V180H83ZM83 181H82V182H83ZM92 181L94 182V180H92ZM96 181H95V182H96ZM100 181H101V180H100ZM103 181H104V180H103ZM106 181H110V180H109V179H106ZM122 181H123V180H122ZM124 181H126V180H124ZM130 181H134V182L137 181V182H138L139 179H138V180H136V179L134 180V179H133V180H130ZM142 181H143V180H142ZM142 181L140 180L141 183H142ZM146 181L148 182V180H146ZM146 181H144V182H146ZM159 181H158V182H159ZM182 181H183V180H182ZM249 181H251V180L249 179ZM261 181H262V180H261ZM39 182H40V181H39ZM111 182H113V181L111 180ZM111 182H108V183L110 184ZM119 182H120V181H119ZM119 182L117 183L118 185L120 184ZM127 182H128V181H127ZM127 182H123V183L126 184ZM154 182H155V181H154ZM156 182H157V181H156ZM156 182H155V185H156V186H159V188H160V184L157 185ZM184 182H185V181H184ZM184 182H183V183H184ZM186 182H187V181H186ZM199 182H200L201 184H200ZM234 182H235V183H234ZM37 183H38V181H37ZM78 183H81V182H78ZM87 183H89V182H87ZM90 183H91V182H90ZM96 183H97V182H96ZM100 183H101V182H99V185H100ZM135 183H136V182H135ZM141 183H139L140 185L138 184L140 187H142V186H141ZM148 183H149V182H148ZM151 183H152V182H151ZM183 183H182V184H183ZM245 183H246V182H245ZM245 183H244V184H245ZM253 183H254V181H253ZM253 183H252V181H251V183H247V184H251V185H252ZM259 183H260V182H259V180H258V184H259ZM262 183H263V182H262ZM27 184H28V183H27ZM84 184H86V183H84ZM91 184H92V183H91ZM105 184H106V183H105ZM121 184H122V182H121ZM130 184H131V182H130ZM130 184H129V186H130ZM152 184H154V183H152ZM165 184H167V182H166ZM165 184H164V186H165ZM169 184H168V185H169ZM172 184H173V183H172ZM187 184H188V183H187ZM236 184L239 185V186H237ZM242 184H243V183H242ZM247 184H245V185L248 187ZM254 184H257V182L255 181ZM29 185H30V183H29ZM81 185H82V184H81ZM87 185H88V184H87ZM93 185H94V183H93ZM93 185H92V186H93ZM97 185H98V184H95L94 187H97ZM106 185H107V184H106ZM114 185H113V186H114ZM145 185H147V184L145 183ZM155 185H154V186H155ZM162 185H163V184H162ZM162 185H161V187H162ZM174 185H175V184H174ZM235 185H236V186H235ZM245 185H244V186H245ZM89 186H90V185H89ZM92 186H91V188L94 189ZM102 186H103V184L101 185V188H103ZM107 186L110 187V186H112V185H107ZM136 186H137V184H136ZM139 186H137V187H139ZM149 186H150V185H149ZM151 186H152V185H151ZM179 186H180V185H179ZM179 186H178V187H179ZM185 186H186V185H184V187H185ZM215 186L219 187V188H220V191L217 190L218 188L216 189ZM240 186H241V187H240ZM246 186H245V188H246ZM260 186H264V185L262 184V185H260ZM33 187H34V186H33ZM71 187H72V186H71ZM79 187H80V186H79ZM87 187H88V186H87ZM105 187H106V186H105ZM116 187H117V186H116ZM116 187H114V188H116ZM123 187H124V186H123ZM127 187H128V186H127ZM131 187H132V186H131ZM133 187H134V185H133ZM137 187H135L136 190L138 189ZM146 187H147V186H145V187L143 186L142 189L144 190V189H146ZM169 187H170V186H169ZM172 187H174L173 189H175V187L177 188V186H173V185H172ZM234 187H235V188H234ZM258 187H259V186H258ZM27 188H29V187H27ZM114 188H113V189H114ZM157 188H158V187H157ZM159 188H158V190H159ZM249 188H250V187H249ZM254 188H256V189H254ZM48 189H49V188H48ZM70 189H71V188H70ZM73 189H74V188H73ZM77 189H78V188H77ZM77 189H76V190H77ZM96 189H99V188H96ZM117 189H118V188H117ZM121 189H123V188L121 187V188L119 189V193H118L119 195H120V191L124 192V191L121 190ZM128 189H130V187H129ZM140 189H141V188H140ZM140 189H138V190H140ZM148 189H150V187H148ZM148 189H146V190H148ZM152 189H153V188H152ZM160 189H161V188H160ZM163 189H164V188H163ZM66 190H67V188H66ZM76 190H72V191H73V194L75 193ZM85 190L87 191V189H85ZM89 190H90V188H89ZM106 190H107V189H105V191H106ZM114 190L116 191V189H114ZM124 190H125V188H124ZM131 190H132V189H131ZM133 190H134V189H133ZM133 190H132V192H134ZM136 190H135V192H136ZM146 190H145V191H146ZM153 190H155V189H153ZM168 190H169V188L167 189V191H168ZM170 190H171V189H170ZM216 190H217V191H216ZM236 190H237V189H236ZM248 190H249V189H248ZM10 191H11V190H10ZM25 191H26V190H25ZM72 191H70V192H72ZM78 191H79V190H78ZM81 191H82V190H81ZM92 191H93V190H92ZM105 191H104V192H105ZM108 191H109V189H108ZM110 191H112L111 188H110ZM117 191H118V190H117ZM145 191H143V193H144ZM175 191H176V190H175ZM178 191H179V190H178ZM261 191H262V192L264 191V188H263V187L261 188ZM95 192H96V191L94 190V194H95ZM126 192H127V190H126ZM129 192H130V191H129ZM138 192H139V191H138ZM138 192H137V193H138ZM141 192H142V191H141ZM147 192H148V191H147ZM149 192H150V191H149ZM154 192H155V191H154ZM159 192H161V190H160ZM43 193H44V192H43ZM59 193H60V196H61V195H62L61 192H59ZM97 193H98V191H97ZM152 193H153V192H152ZM152 193H150V194H152ZM156 193H157V191H156ZM162 193H163V192H162ZM173 193H174V192H173ZM177 193H178V192H177ZM177 193L175 192L173 195L176 196ZM181 193H182V191H181ZM183 193H182V195H186V194H187L186 192H185L186 194H183ZM70 194L73 196V198L76 196L75 194H74L75 196H74L72 193H70ZM76 194H77V192H76ZM80 194H81V193H80ZM80 194L77 195L78 198H79ZM91 194H92V193H91ZM102 194H103V193H101V195H102ZM109 194H110V193H109ZM131 194H132V193H130V196H131ZM135 194H136V193H135ZM135 194H133V195H135ZM140 194H141V193H140ZM145 194H146V193H145ZM159 194H160V193H159ZM167 194H168V193H167ZM243 194H244V195H243ZM71 195H70V196H71ZM104 195H105V194H104ZM121 195H122V194H121ZM126 195H128V194L126 193ZM126 195L124 194V196H126ZM133 195H132V196H133ZM148 195H149V194H148ZM156 195H157V194H156ZM164 195H165V194H164ZM173 195H172V196H173ZM179 195H181V194H179ZM45 196H46V195H45ZM72 196H71V197H72ZM106 196H109V195L106 194ZM142 196H143V197H146V196H144V194H142ZM166 196H167V195H166ZM25 197H26V196H25ZM62 197H63V196H62ZM71 197H70L69 200L72 199ZM96 197H97V196H96ZM103 197H104V196H103ZM103 197H101V200L103 199ZM110 197H111V196H110ZM115 197H116V196H115ZM118 197H120V196H117L116 198H118ZM126 197H127V196H126ZM126 197H125V198H126ZM133 197H134V196H133ZM152 197H153V195H152ZM161 197H162V194H161ZM161 197H160V199H161ZM164 197H165V196H164ZM170 197H171V196H170ZM29 198H30V197H29ZM42 198L44 199L43 196H42ZM46 198H47V196H46ZM78 198H77V199H78ZM85 198H87V197H85ZM90 198H91V197H90ZM112 198H113V197H111L110 199H112ZM127 198H128V197H127ZM135 198H136V197H135ZM157 198H158V197H157ZM162 198H163V197H162ZM165 198H166V197H165ZM176 198H177V197H176ZM185 198H186V197H185ZM185 198H183V200H185ZM201 198H202V199H203V198H205V199L208 198V200L206 199L207 201L204 199L205 202H208V205H207L204 209L202 208V205H201V204H200V206H199V205L197 206L198 208H197V207H194V204H195L194 202H197V203H198V201H199V202H201V203H204V201L202 202V199H201ZM243 198H244V199H243ZM56 199H58V198H56ZM60 199H63V198H60ZM74 199H75V198H74ZM83 199H84V198H83ZM83 199H82V200H83ZM98 199H99V197H98ZM108 199H109V198H108ZM114 199H115V198H114ZM118 199H119V198H118ZM120 199H121V197H120ZM131 199H132V198H131ZM142 199H144V198H141V195L138 197V194H137V199L134 201L135 206H136V205L138 206V205H139V202L142 201ZM149 199H150V198H148V200H149ZM152 199H153V198H152ZM160 199H154V200H157V201H153V200H151V202H150L149 204L146 203V204H148V205L146 206L147 209L145 208V209H146V213H147V210H148V209H150V212H151V209H153V211H154V209H155V211H157L158 208H163V204H162L163 201L161 202ZM169 199H170V198H169ZM169 199H168V202H169ZM174 199H175V197H174ZM44 200H45V199H44ZM53 200H54V199H53ZM58 200H59V199H58ZM75 200H76V199H75ZM75 200H74V201H75ZM82 200H80V201L83 202L84 204H88V203H89V202H87V199L85 200V202L82 201ZM92 200H94V199H92ZM103 200L106 201V197H105ZM116 200H117V199H116ZM132 200H133V199H132ZM166 200H167V199H166ZM235 200H237L236 202H237L238 206H237V208H231V207L233 206V203L235 202ZM47 201H48V200H47ZM60 201H61V200H60ZM76 201H77V200H76ZM78 201H79V199H78ZM80 201H79V202H80ZM119 201H120V200H119ZM121 201H122V200H121ZM123 201H124V200H123ZM127 201L129 202V201H131V200H128V199H127ZM144 201H145V200H144ZM164 201H165V200H164ZM171 201H172V200H171ZM19 202H20V201H19ZM23 202H24V201H23ZM58 202H59V201H58ZM92 202H93V201H92ZM95 202H97V198H96ZM95 202H94V203H95ZM101 202H102V201H101ZM109 202H110V201H109ZM112 202H113V200H112ZM145 202H146V201H145ZM166 202H167V201H166ZM184 202H185V201H183V203H184ZM258 202L260 203V205H258ZM77 203H78V202H77ZM83 203H82V204H83ZM118 203H119V202H118ZM132 203H133V202H132ZM179 203H180V202H179ZM73 204H74V203H73ZM79 204H80V203H79ZM79 204H78V205H79ZM84 204H83V206H84L83 208H82V205H80V206H81V210H79V212H80L81 215L87 213V214L85 215L86 217H85V216H82V217H85L87 220H88V219L90 220V219H91L90 216H91L92 214H91L89 217H87L88 214H89L88 211L86 210V211H87L86 213H83V212H85V209H86L85 206H89V205H91V204H89V205H84ZM96 204H97V203H96ZM98 204H99V203H98ZM98 204H97V205H98ZM113 204H114V203H113ZM113 204H111V205H113ZM122 204L124 205L125 202L122 203ZM129 204H130V202H129ZM144 204H145V203H144ZM144 204H143V205H144ZM164 204H166V203L164 202ZM180 204H181V203H180ZM234 204H235V203H234ZM14 205H15V204H14ZM26 205H27V204H26ZM56 205L59 206L60 203H59V204H56ZM75 205H76V204H75ZM99 205H100V204H99ZM105 205H106V204H105ZM118 205H119V204H118ZM120 205H121V204H120ZM127 205H128V204H127ZM131 205H132V204H131ZM140 205H142V204H140ZM166 205H168V204H166ZM166 205H164V206H166ZM169 205L171 206V204H169ZM182 205H183V204H182ZM195 205H197V204H195ZM235 205H236V204H235ZM52 206H53V205H52ZM52 206H51V207H52ZM54 206H55V205H54ZM106 206H107V205H106ZM128 206H129V205H128ZM204 206H205V205H204ZM48 207H49V206H48ZM89 207H91V206H89ZM89 207H87V209H88ZM97 207H98V206H97ZM116 207H117V206H116ZM120 207H123V206L121 205ZM120 207H118V209H119ZM124 207H125V205H124ZM132 207H133V206H132ZM132 207H131V209H132ZM166 207H167V206H166ZM172 207L174 208V205H172ZM172 207H171V208H172ZM254 207L256 208V210H255L254 213H253ZM8 208H9V207H8ZM60 208H61V207H60ZM76 208H77V207H76ZM99 208H100V207H99ZM106 208H107V207H106ZM109 208H110V207H109ZM168 208H169V207H168ZM11 209H12V208H11ZM57 209H58V208H57ZM63 209H64V208H63ZM67 209H68V208H67ZM70 209H71V208H70ZM82 209H84V211H82ZM110 209H111V208H110ZM115 209H116V208H115ZM135 209H137V208H135ZM143 209H144V208H143ZM143 209H142V210H143ZM2 210L4 211V208H2ZM58 210H59V209H58ZM101 210H102V209H100V211H101ZM103 210H104V209H103ZM106 210H107V209H106ZM163 210H164V209H163ZM53 211H54V210H53ZM62 211H64V210H62ZM75 211H76V209H75ZM81 211H82V212H81ZM115 211H116V210H115ZM119 211H120V209H119ZM124 211H126V210H124ZM137 211H139V210H137ZM155 211H154V213H155ZM160 211H161V210H160ZM168 211H169V210H168ZM172 211H173V210H172ZM172 211H171V212H172ZM9 212H10V211H9ZM50 212H51V211H50ZM57 212H58V211H57ZM60 212H61V209H60ZM92 212H93V211H92ZM96 212H97V211H96ZM106 212H107V211H106ZM108 212H109V211H108ZM120 212H122V211H120ZM143 212H144V211H142V213H143ZM164 212H165V211H164ZM171 212H167V213H170V214H171ZM197 212L200 213V215H199ZM61 213L64 214L63 212H61ZM100 213H101V212H100ZM109 213H111V212H109ZM115 213H116V212H114L113 214L115 215ZM124 213H125V212H124ZM159 213H160V212H159ZM162 213H163V211H162ZM196 213H197V214H196ZM11 214H13V213H11ZM54 214H55V213H54ZM104 214H105V211H104ZM111 214H112V213H111ZM133 214H134V213H133ZM165 214H166V212H165ZM165 214H164V215H165ZM170 214H169V215H170ZM4 215H5V213H4ZM8 215H9V214H8ZM14 215H15V214H14ZM20 215H21V214H20ZM58 215H59V214H58ZM64 215L66 216V213H65ZM67 215H68V214H67ZM73 215H74V214H73ZM114 215H113V216H114ZM117 215H118V214H116V216H117ZM121 215H122V216H121ZM121 215L118 217L119 219L116 220L117 222H121V221H122L121 219H126V220H127L128 217L125 218L126 215L123 216L122 213H121ZM152 215H153V213H152ZM154 215H155V214H154ZM157 215H158V214H157ZM157 215H155V216L157 217ZM194 215H196V218H195V217L193 218ZM197 215H198V217H197ZM261 215H262V216H261ZM5 216H6V215H5ZM54 216H55V215H54ZM69 216H70V215H69ZM74 216H75V215H74ZM77 216H78V214H77ZM96 216H98V212H97V215H96ZM101 216H103V215H101ZM105 216H106V215H105ZM116 216H115V218H116ZM137 216H139V215H137ZM171 216H173V215H171ZM199 216H200V217H199ZM248 216H250V217H248ZM2 217H3V216H2ZM9 217H10V216H9ZM9 217H8V218H9ZM12 217H16V216H12ZM22 217H24V216H22ZM62 217H63V216H62ZM75 217H76V216H75ZM78 217H79V216H78ZM82 217H81V218H82ZM106 217H107V216H106ZM106 217H105V219H107L106 221H108V218H106ZM108 217H109V216H108ZM121 217H122V218H121ZM123 217H124V218H123ZM166 217H167V216H166ZM245 217H248V218L250 219V220H248L249 222H248V224H247L248 229H249L250 236H249L248 232H243V231H241L242 234H241V232H239V234L236 235V237L239 236V238H240L241 240H246V239H244L245 237H243L242 235H243V234H244V235H247L248 237H247V236H246V237H247V239H248V238L250 239V240H249V243H250V244H249V243H248L249 245H248V244H245V245H246V247H245L244 242L240 240L242 243H238V245H240V244H241V245L243 244V245L240 246V248H239L238 245H237L238 247L235 245V246H236L235 248H236V249L238 248V250H239V251L236 250V252H235V250H233V249H235V248L232 247V246L234 245V244L232 243L233 241L226 242V241H227L226 239H228V236H229V235L231 234V232H232V231H231L230 234L228 233V232L230 231V229H231V228H230V225H232L231 223H228V222L231 221V220H237L238 222L236 221V224H237V226H238V225L240 224V223H239V222H240V219L242 220V219L245 218ZM25 218H26V216H25ZM52 218H54V217H52ZM52 218H50V219H52ZM55 218H56V217H55ZM57 218H58V216H57ZM64 218H65V217H64ZM81 218H80L79 220H81ZM99 218H100V216H99ZM120 218H121V219H120ZM154 218H155V217H154ZM154 218H153V220H154ZM168 218H171V217H168ZM172 218H173V217H172ZM185 218H186V219H185ZM2 219H3V218H2ZM10 219H12V218H10ZM20 219H21V218H20ZM23 219H24V218H23ZM23 219H22V221H23ZM29 219H30V218H29ZM29 219H28V220H29ZM38 219H39V218H38ZM61 219H62V218H61ZM67 219H68V218H67ZM93 219H94V217H93ZM113 219H114V218H113ZM129 219H130V218H129ZM149 219H150V218H149ZM149 219L147 218V220H149ZM155 219H156V218H155ZM192 219H193V220H192ZM216 219H218L219 221L221 220V222H220L219 224H215V222H216L215 220H216ZM4 220H5V219H4ZM13 220H14V219H13ZM13 220H12V221H13ZM24 220H25V219H24ZM28 220H27V221H28ZM34 220H36V219H34ZM54 220H55V219H54ZM56 220H58V219H56ZM63 220H64V219H63ZM63 220H62V221H63ZM65 220H66V218H65ZM65 220H64V221H65ZM71 220H72V219H71ZM79 220H78V222H76V223H79ZM82 220L85 221L83 218H82ZM87 220L85 221V223H86V222H89V223H90V221H87ZM98 220H99V219H98ZM101 220H102V219H101ZM135 220H136V222H137V219H135ZM135 220H134V222H135ZM145 220H146V217L144 216V217L140 218L139 221H143V222H144ZM153 220H152V222H151V221H146L147 226H151V225L153 224ZM201 220H204V219H201ZM207 220H208V219H206L205 221H207ZM209 220H208V221H209ZM5 221H6V220H5ZM8 221H9V220H8ZM10 221H11V220H10ZM14 221H15V220H14ZM17 221H18V220H17ZM22 221H21V222H22ZM40 221H43V220H40ZM40 221L37 220L36 222L38 223V222H40ZM44 221H45V220H44ZM46 221L49 222L50 220H47V219H46ZM51 221H53V220H51ZM51 221H50V222H51ZM59 221H60V223H61V220H60V219H59ZM69 221H70V220H69ZM91 221H94L93 224L95 223V220H92V219H91ZM102 221H103L104 224H106V223H105L106 221H104V219H103ZM123 221L126 222L125 220H123ZM162 221H164V223H162ZM170 221H171V219H170ZM172 221H173V220H172ZM199 221H198V222H199ZM205 221H204V222H205ZM2 222H3V221H2ZM2 222H1V223H2ZM15 222H16V221H15ZM30 222H31V221H30ZM30 222H28V223H30ZM54 222H55V221H54ZM54 222H52V223L54 224ZM57 222H58V221H57ZM71 222H73V220H72ZM71 222H70V223H71ZM74 222H75V221H74ZM97 222H99V221H97ZM114 222H115V221H114ZM124 222H122V223H124ZM127 222H128V221H127ZM136 222L134 223L135 226L132 225V226L135 227V228L133 227V230H132L133 232H134L136 229L140 228V226H139L138 228H136V227H137ZM154 222H155V221H154ZM176 222H175V223H176ZM198 222H197V223H198ZM201 222H202V221H201ZM204 222H203V223H204ZM233 222H234V221H233ZM4 223H5V222H4ZM16 223H17V222H16ZM25 223H26V222H25ZM25 223H24V226H25ZM28 223H27V224H28ZM41 223H42V222H41ZM58 223H59V222H58ZM66 223H67V220H66ZM85 223H84V224H85ZM99 223H101V222H99ZM111 223H112V222H111ZM111 223H110V221H109V222L107 223V225H108V224H111ZM122 223H118V224L122 225ZM151 223H152V224H151ZM171 223H172V222H170L169 224H171ZM175 223H174V224H175ZM207 223H209V222H207ZM241 223L244 224V222H241ZM22 224H23V223H22ZM30 224H31V223H30ZM53 224H51V225H53ZM64 224H65V223H64ZM64 224L62 223V225H64ZM87 224H88V223H87ZM90 224H91V223H90ZM97 224H98V223H97ZM104 224H103V225H104ZM118 224H117V225H118ZM125 224H126V223H125ZM127 224H128V223H127ZM137 224H138V222H137ZM184 224H183V226L180 225V227H181V226L184 227ZM245 224H246V222H245ZM245 224H244V226L246 227ZM3 225H4V224H3ZM3 225H2V226H3ZM9 225H10V224H9ZM28 225H29V224H28ZM28 225H27V226H28ZM37 225L39 226V223H38ZM41 225H42V224H41ZM59 225H61V224H59ZM59 225H58V226H59ZM62 225H61V226H62ZM70 225H71V224H70ZM77 225H78V224H77ZM82 225H83V224H82ZM82 225H80V226H82ZM98 225H99V224H98ZM107 225H105V226H106L107 228H109L110 226L108 227ZM115 225H116V223H115ZM140 225H141V224H140ZM153 225H155V224H153ZM153 225H152V226H153ZM172 225H173V224H172ZM177 225H178V224H177ZM240 225H242V224H240ZM6 226H7V224H6ZM22 226H23V225H22ZM22 226H20V227H22ZM32 226H33V225H32ZM42 226H43V225H42ZM44 226H45V224H44ZM46 226H47V225H46ZM58 226H57V228H58ZM73 226H74L73 228L76 229V225H75V223H74ZM85 226H86V224H85ZM88 226H90L89 228H93V230H94V229H97V228H94L92 225H88ZM94 226H96V225L94 224ZM130 226H131V225H130ZM132 226H131V228H130V227H129V228L132 229ZM244 226H243V227H244ZM14 227H15V226H14ZM65 227H66V226H64V228H65ZM67 227H68V226H67ZM77 227L79 228V226H77ZM97 227H98V226H97ZM100 227H101V226H100ZM100 227H99V228H100ZM122 227H123V228H122ZM122 227H121V229L126 230L125 228H127L128 226L126 225V227L124 228V225H122ZM173 227H172L171 229H173ZM176 227H177V226H176ZM234 227H235V226H234ZM243 227L241 226V229H242ZM245 227H244V228H245ZM260 227H261V229H260ZM10 228H11V227H10ZM33 228H35V226H34ZM39 228H40V227H39ZM43 228H44V227H43ZM60 228H61V227H60ZM62 228H63V227H62ZM62 228H61V229H62ZM70 228H71V227H70ZM107 228H106V229H107ZM113 228H114V227H113ZM238 228H239V226H238ZM246 228H247V227H246ZM246 228H245V229H246ZM6 229H7V230H6ZM6 229H2V230H5V231L7 232L9 229H8L7 227H6ZM18 229H19V228H18ZM31 229H32V228H31ZM35 229H36V228H35ZM35 229H34V231H35ZM75 229H74V230H73V229L71 230L72 232L74 231V233H70V232H69V233H70V237L75 238L74 235H75V234L77 235V233H75V231L77 232V230H75ZM80 229H82V228L80 227L79 230H80ZM102 229L104 230V228H102ZM102 229H101V230H102ZM121 229H119V230L121 231ZM134 229H135V230H134ZM152 229H153V228H152ZM198 229H199V232H197ZM234 229H235V228H234ZM234 229H231V230H234ZM2 230H1V233L3 232V235H5L6 232L4 233V231H2ZM16 230H17V229H16ZM24 230H25V229H24ZM24 230H23V232H24L25 235H23V237H25L26 234H27V233H25V231H26L27 229H26L25 231H24ZM36 230H37V229H36ZM63 230H64V229H63ZM68 230H69V229H68ZM90 230H91V229H90ZM90 230H89V231H90ZM110 230H111V229H110ZM123 230L121 231V233H122V232L124 233ZM127 230H128V229H127ZM141 230H142V229H141ZM145 230H146V229H145ZM149 230H150V229H149ZM173 230H174V229H173ZM189 230H186V231H189ZM195 230H194V231H195ZM242 230H243V229H242ZM246 230H247V229H246ZM13 231L17 234V232L14 230V228H12V232H13ZM20 231H21V230H20ZM30 231H31V230H30ZM64 231H65V230H64ZM66 231H67V228H66ZM66 231H65V232H66ZM98 231H100V229H97V230H96V232H98ZM108 231H109V230H108ZM116 231H117V230H116ZM129 231H130V230H129ZM138 231H139V230H138ZM235 231H236V229H235ZM237 231H238V230H237ZM244 231H245V230H244ZM9 232H11V229L8 231V233H9ZM12 232H11V233H12ZM23 232H22V234H23ZM26 232H27V231H26ZM35 232H36V231H35ZM39 232H40V231H39ZM80 232H81V231H80ZM80 232H79V233H80ZM106 232H107V231H106ZM110 232H111V231H110ZM130 232H131V231H130ZM140 232H143V230L140 231ZM154 232H155V231H154ZM154 232H153V230H152V233H154ZM8 233H6L7 236L5 235L7 238L11 237V235L8 237V235L11 234V233H9V234H8ZM20 233H21V232H20ZM28 233H30V232L28 231ZM32 233H33V231H32ZM36 233H37V232H36ZM100 233H101V232H100ZM103 233H104V232H103ZM107 233H109V232H107ZM117 233H118V231H117ZM119 233H120V232H119ZM125 233H126V232H125ZM134 233H135V232H134ZM138 233H139V232H138ZM145 233H146V232H145ZM232 233H233V232H232ZM234 233H236V232H234ZM30 234H31V233H30ZM71 234H73V236H72ZM82 234H83V233H82ZM92 234H94V232H93ZM148 234H149V232H148ZM228 234H229V235H228ZM20 235H21V234H20ZM28 235H29V234H28ZM35 235H36V234H35ZM79 235H80V234H79ZM90 235H91V233H90ZM225 235H228V236H227V238L224 239V236H225ZM14 236H15V235H14ZM17 236H18V235H17ZM30 236H31V235H30ZM30 236H29V237H30ZM33 236H34V233H33ZM40 236H41V235H40ZM57 236H58V235H57ZM91 236H92V235H91ZM91 236H89V237H91ZM93 236H94V235H93ZM105 236H106V235H105ZM157 236H158V235H157ZM230 236L232 237V234H231ZM1 237H3V236H1ZM6 237H5V238H6ZM26 237H27V236H26ZM37 237H38V236H37ZM58 237H59V236H58ZM58 237H57V238H58ZM77 237H79V236H76V238H75L76 240H77ZM99 237H101V235H100ZM99 237H98V238H99ZM103 237H104V236H103ZM103 237H101V238H103ZM106 237H108V236H106ZM122 237H123V236H122ZM154 237H155V236H154V234H153L152 239H153ZM233 237L236 238L235 236H233ZM5 238H4V239H5ZM13 238H14V237H13ZM17 238L19 239V237H17ZM27 238H28V237H27ZM27 238H26V239H27ZM60 238H62V237H60ZM73 238H72L71 241H73V242L75 243V241H74L75 239H73ZM81 238H82V237H81ZM101 238H100V239H101ZM118 238H119V237H118ZM123 238H124V237H123ZM169 238H171V239L169 240ZM234 238H233V239H234ZM4 239H2V240H4ZM11 239H12V238H11ZM21 239H23V238H21ZM29 239H30V238H29ZM43 239H44V237H43ZM65 239H66V238H64V240H63V238H62L61 240H63V242H60L59 244H61V243L65 244L66 242H69V241H68V240H69V237H68V239L66 240V242H65ZM108 239H109V237H108ZM115 239H116V238H115ZM120 239H121V237H120ZM125 239H126V238H125ZM125 239H124V240H125ZM172 239H173V240H172ZM230 239H231V238H230ZM230 239H229V240H230ZM236 239H237V238H236ZM8 240H9V239H8ZM8 240H7V241H8ZM19 240H20V239H19ZM30 240H32V239H30ZM59 240H60V239H59ZM59 240H58V241H59ZM79 240H80V242H83L84 238H83V240H81V239H79ZM92 240L95 241V239H92ZM105 240H106V238H105ZM105 240H104V241H105ZM117 240H119V239H117ZM121 240H122V239H121ZM128 240H129V238H128ZM130 240H131V239H130ZM148 240H149V239H148ZM156 240H157V239H156ZM4 241H5V240H4ZM20 241H22V240H20ZM25 241H28V240H25ZM34 241H36V240H34ZM58 241H57V242H58ZM94 241H93V242H94ZM99 241H100V240H98V242H95V243L100 244ZM122 241H123V240H122ZM126 241H127V240H125V242H126ZM140 241H141V240H140ZM235 241H236V240H235ZM237 241H238V240H237ZM237 241L235 242V244L237 243ZM240 241H239V242H240ZM43 242H45V241H43ZM64 242H65V243H64ZM84 242H85V240H84ZM101 242H102V241H101ZM120 242H121V241H120ZM123 242H124V241H123ZM132 242H133V241H131V243H132ZM153 242H154V241H153ZM196 242H198L199 244H200L201 242H202V244L205 243V245H206V244H207V245H210L209 247L211 248V246H212V248H211V250L209 251V250L207 249V246H206V248H205V247H204V248L207 249V253H206V251H205V252H204V251H198V252H203V253H198V252L196 251V252H197V253H196L194 250H195L197 247H195V249H192V248H191V247H192V244L195 245V246L198 245V243L196 244ZM230 242H231V244H233L232 246H230ZM7 243H8V242H7ZM11 243H12V242H11ZM13 243H14V242H13ZM24 243H26V242H24ZM31 243H32V241H31ZM71 243H72V242H71ZM74 243H72V244H74ZM77 243H78V242H76V245H75V246H78ZM127 243H128V242H127ZM147 243H148V242H147ZM245 243H246V242H245ZM3 244H4V242H3ZM9 244H10V243H9ZM43 244H44V243H43ZM43 244H42V245H43ZM63 244H62V245H63ZM68 244H69V243H68ZM93 244H94V243H93ZM93 244H92V245H93ZM103 244H104V243L102 242L101 245H103ZM106 244H107V243H106ZM113 244H114V243H112V245H113ZM119 244H120V243H119ZM124 244H126V243H124ZM150 244H151V240H150ZM150 244H149V246H152V244H151V245H150ZM20 245H21V243H20ZM23 245L25 246V244H23ZM37 245H38V242H37ZM40 245H41V244H40ZM45 245H46V244H45ZM69 245H70V244H69ZM83 245H84V244H83ZM83 245H82V246H83ZM92 245H91V246H92ZM107 245H108V244H107ZM120 245H121V248H122V244H120ZM128 245H129V244H128ZM128 245H126V246L128 247ZM132 245H134V244L132 243ZM132 245L130 244V246H132ZM135 245L137 246V244H135ZM144 245H145V244H144ZM147 245H148V244H146V245L144 246V249H146V251L149 250V247H148ZM172 245H173V244H172ZM247 245L250 246V248H249ZM252 245H253V246H252ZM56 246H57V245H56ZM66 246H67V245H66ZM72 246H73V245H72ZM72 246L70 245V247H72ZM75 246H74V247H75ZM95 246H96V245H95ZM99 246H100V245H99ZM99 246H98V247H99ZM158 246H159V245H158ZM160 246H161V245H160ZM160 246H159V247H160ZM201 246H202V245H201ZM201 246L198 245V248L201 247ZM28 247H29V245H28ZM48 247H49V246H48ZM80 247H81V246H80ZM93 247H94V246H93ZM104 247H106V246H104ZM108 247H110V246H108ZM118 247H119V245H118ZM127 247H126V248H127ZM142 247H143V245H142ZM155 247H156V245H155ZM159 247H158V249H159ZM164 247H165V245L162 246V247H160V248H164ZM247 247H248V248H247ZM23 248H24V247H23ZM40 248H41V246H40ZM42 248H43V247H42ZM44 248H45V247H44ZM46 248H47V247H46ZM82 248H83V247H82ZM87 248H88V247H87ZM102 248H103V246H102ZM131 248H132V247H131ZM136 248H138V247H136ZM165 248H166V247H165ZM165 248H164V249H165ZM26 249L29 250L30 248H29V249L26 248ZM26 249L24 248L23 251L26 252ZM33 249H34V248H33ZM88 249H89V248H88ZM90 249H91V247H90ZM100 249H101V248H100ZM109 249H111V248H109ZM117 249H119V248H117ZM124 249H125V248H124ZM124 249H123V250H124ZM129 249H130V247H129ZM152 249H153V248H152ZM152 249H150V250H152ZM155 249H154V250H155ZM201 249H202V248H201ZM256 249H255V250H256ZM30 250H31V249H30ZM34 250H35V249H34ZM39 250H41V249H39ZM45 250H46V249H45ZM63 250H64V249H63ZM63 250H62V251H63ZM105 250H106V249H105ZM112 250H113V248L111 249L110 253L112 252ZM131 250H133V249H131ZM141 250H142V249H141ZM150 250H149V251H150ZM154 250H152V251H154ZM156 250H155V251H156ZM197 250H198V249H197ZM202 250H204V249H202ZM249 250H250V253H251V254L248 255V253H249L248 251H249ZM252 250H254V249L252 248ZM255 250H254V251H255ZM20 251H21V250H20ZM31 251H33V250H31ZM31 251H30V253H32ZM102 251H104V248L102 249ZM114 251H115V250H114ZM119 251H120V250H118V251L116 250V251H115L116 253L113 252V254H115V255H114L115 257H117V256H116L117 252H118V255H119ZM124 251H125V250H124ZM129 251H130V250H129ZM134 251H136V253H137V252L139 251V249H138V251H137V249H135ZM134 251H133V253H134ZM155 251H154V252H155ZM24 252H23V254H24ZM98 252L101 253L100 251H98ZM158 252H161V253H158ZM162 252H165V253L163 254ZM238 252H239V253H238ZM256 252H257V251H256ZM1 253H2V252H1ZM33 253H35V251H34ZM33 253H32V254H33ZM60 253L62 254V252H60ZM66 253H67V252H64V256H62V255H61V256H62V257H66V256H67L66 258H68V254L65 256ZM75 253H76V252H75ZM89 253H90V252H89ZM89 253H87V254H88V257L91 256ZM123 253H124V252L121 251V254H122V255L120 254V256H118V258L120 257L121 260H122L123 257H121V256H124V262L126 261V258H127V259L129 260V262H130L131 259H129V258H131V257H126V258H125V255H126V254H123ZM136 253H134V254H136ZM139 253H140V252H139ZM147 253H148V252H147ZM3 254H4V253H3ZM3 254H2V255H3ZM17 254H18V253H17ZM25 254H29V253L27 252V253H25ZM25 254H24V255H25ZM43 254H44V253H43ZM58 254H59V253H58ZM91 254H92V253H91ZM134 254H133V255H134ZM137 254H138V253H137ZM137 254H136V255H137ZM160 254H163V255H160ZM56 255H57V254H56ZM72 255H73V253H72ZM72 255H71V253H70V256H71V257L69 256L70 259L72 258ZM74 255H75V254H74ZM98 255H99V254H98ZM129 255H130V256H133V255H131V254H129ZM129 255H127V256H129ZM138 255L141 256V254H138ZM148 255H149V254H148ZM25 256H26V255H25ZM30 256H32V255H30ZM49 256H50V254H49ZM57 256H58V255H57ZM85 256H86V255H85ZM101 256H104V257H105V255H103V254H102ZM255 256H253V257L256 258ZM18 257H19V256H18ZM22 257H23V255H22ZM59 257H60V256H59ZM59 257H58V258H59ZM81 257H82V255H81L79 258H81ZM96 257H97V256H96ZM98 257H99V256H98ZM106 257H107V256H106ZM110 257H113V256L111 255ZM133 257H134V256H133ZM133 257H132V258H133ZM135 257H138V256H135ZM135 257H134V258H135ZM141 257H142V256H141ZM141 257H140V258H141ZM143 257L145 258V256H143ZM143 257L141 258L142 260L144 259ZM149 257H150V256H149ZM5 258H6V257H5ZM28 258H29V257H28ZM73 258H75V259L77 260V256H76V257H73ZM83 258H84V257H83ZM93 258H94V256H92V258L90 257V258H88V259H93ZM107 258H108V257H107ZM118 258H117V259H118ZM134 258H133V259H134ZM250 258L252 259V257H250ZM13 259H15V258H13ZM43 259H44V258H43ZM51 259H52V258H51ZM101 259H103V257H102ZM101 259H100V261H101ZM109 259H110V258H109ZM115 259H116V258H115ZM135 259H139V258H135ZM141 259H140V261H138V264H139V262H140V263L145 262V263L147 264V262L149 261V260H146V258H145V261L141 262V261H142ZM6 260H7V259H6ZM8 260H9V259H8ZM21 260H23V258H22ZM21 260H20V261H21ZM24 260H25V259H24ZM71 260H72V262H73V259H71ZM71 260H70V261H71ZM103 260H104V259H103ZM103 260H102V261H103ZM113 260H114V259H113ZM118 260H119V259H118ZM1 261H2V259H1ZM18 261H19V260H18ZM20 261H19V262H20ZM83 261H85V260L83 259ZM95 261H96V260H95ZM100 261H99V262H100ZM102 261H101V262H102ZM136 261H137V260H136ZM136 261H135V262L133 261V262H134L135 264H137ZM197 261H198V262H197ZM252 261H253V263H252ZM252 261H251V264H254V262H257L256 260L254 261L253 259H252ZM14 262H15V261H14ZM14 262H13V263H14ZM16 262H17V260H16ZM19 262H18V263H19ZM22 262H23V261H22ZM50 262H51V261H50ZM53 262H54V261H53ZM78 262H79L78 264H80L79 259H78ZM81 262H82V261H81ZM99 262H98V263H99ZM105 262H107V261H105ZM119 262H121V261H119ZM133 262H132V263H133ZM153 262H151V264H152ZM156 262H157V263H156ZM4 263H6V261H5ZM4 263H3V264H4ZM23 263H24V262H23ZM62 263H63V262H62ZM102 263H103V262H102ZM102 263H101V264H102ZM107 263H108V262H107ZM110 263H111V262H110ZM125 263H126V262H125ZM159 263H158V264H159ZM7 264H9L8 261H7ZM14 264H15V263H14ZM24 264H26V263H24ZM50 264H51V263H50ZM68 264H72V263H70L69 260H68ZM94 264H95V262H94ZM104 264H106V263H104ZM149 264H150V263H149ZM257 264H258V263H257ZM259 264H260V263H259Z\"/></svg>",
    "mask_w": 264,
    "mask_h": 264
}]
</instances>
